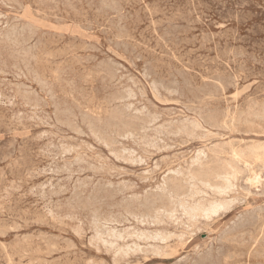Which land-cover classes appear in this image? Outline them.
Segmentation results:
<instances>
[{"label":"rangeland","instance_id":"obj_1","mask_svg":"<svg viewBox=\"0 0 264 264\" xmlns=\"http://www.w3.org/2000/svg\"><path fill=\"white\" fill-rule=\"evenodd\" d=\"M0 21H2V25L0 23V94L1 95H5V96H1L0 97V264H35V262H37L36 264H70L72 263L71 261H73L72 264H87L89 262V264H94L96 262V264H234L236 261V264H264V254H262L263 250H264V177L262 175H264V169L261 168V166H252L251 168L253 169L251 171L244 168L243 166H241V168H244V172L243 171V176L241 174L242 179H240L237 183V193L232 194V198H236L235 203L237 204V207L235 208L236 204L234 203L235 206H232L233 209L228 210V212H224L221 213L220 215L215 216L213 218V221L209 220L207 222L203 221L201 223L198 224L199 230L197 229L194 233H191L188 229L186 230V227L184 224H182L180 221H178L177 224H175L177 221H171V220H167L165 219V221H163L164 223H166L164 225V223L161 225H153V224H140L139 222L137 223V216L138 218H140L141 214L143 211L144 214H148V209H147V203L148 202H152L155 201V205L156 206H160L162 204H165L164 200L162 199V197L160 196V187L163 185V181H169V183H172V181L174 179H171V175L173 174L174 170H179L180 171V167L179 166H183L181 169L183 172L187 171L190 167H192V163L195 161L196 157L198 156V154L200 152H205L208 156V159L206 160V165H212L217 161V159H226L227 155L226 153L230 152L232 145L233 147H238V146H244L245 145H251L254 143H261L263 142L264 145V107L263 109L261 108V104L264 106V0H114V2L112 0H105L106 3H104V0H0ZM7 1L9 3H7ZM35 1V2H34ZM45 1V2H44ZM48 1V2H47ZM51 1V2H49ZM67 1V3L65 2ZM70 1V3L72 4V6L69 4L68 2ZM78 1V2H77ZM108 1V2H107ZM120 1V3H119ZM227 3H226V2ZM17 2V3H15ZM97 2V3H96ZM112 2V3H111ZM116 2V3H115ZM129 2V3H128ZM143 2V3H142ZM193 2V3H192ZM249 2V3H248ZM6 3V4H5ZM51 3V4H50ZM56 3V4H55ZM63 3V5H58V4ZM90 3V4H89ZM111 4L108 6V4ZM114 3V4H113ZM40 4V5H39ZM45 4V5H44ZM83 4V5H82ZM89 4V5H88ZM101 4H103L101 6ZM118 6H117V5ZM226 4V5H225ZM230 4V5H229ZM30 5V6H29ZM54 5V6H53ZM56 5H58V7H56ZM115 5V6H113ZM6 6V7H5ZM11 6V7H10ZM68 8H67V7ZM75 6V7H74ZM102 8H101V7ZM109 8H108V7ZM9 7V8H8ZM90 7V8H89ZM116 9H114V8ZM148 7V8H147ZM263 7V8H262ZM58 8V9H57ZM70 8V9H69ZM107 8V9H106ZM114 10H113V9ZM121 8V9H120ZM123 8V9H122ZM140 8V9H139ZM157 8V10H155ZM248 10H247V9ZM255 8V9H254ZM68 9V10H67ZM75 9V10H73ZM97 9V10H96ZM106 9V10H105ZM119 9V10H118ZM148 9V10H146ZM18 10V11H17ZM37 10V13H36ZM49 10V11H48ZM56 10V11H55ZM72 10V11H71ZM92 10V11H91ZM99 10V11H98ZM102 10V12H100ZM127 10V11H126ZM150 10V11H149ZM195 10V11H194ZM234 10V11H233ZM236 10V11H235ZM23 11V12H22ZM39 11V12H38ZM44 11V12H42ZM52 11V12H51ZM71 11V12H70ZM77 11V12H75ZM87 11V12H86ZM95 11V12H94ZM96 11H98V13H96ZM111 11V12H110ZM114 13H113V12ZM157 11V12H155ZM202 11V12H201ZM58 12H60L58 14ZM68 14H67V13ZM80 12V13H79ZM100 12V13H99ZM119 12V13H118ZM149 12V13H148ZM191 12V14H190ZM35 13V14H34ZM43 13V14H42ZM76 13V14H74ZM78 13V14H77ZM188 13V14H187ZM204 13V14H203ZM19 14V15H18ZM46 14V15H45ZM61 14V15H60ZM98 14V16H97ZM103 14V15H102ZM107 14V15H106ZM117 14V17H116ZM119 14V15H118ZM157 14V15H156ZM38 15V16H37ZM203 15V16H202ZM7 16V17H6ZM50 16V17H49ZM55 16V17H54ZM79 16V17H77ZM97 16V17H96ZM119 16V17H118ZM130 16V17H129ZM137 16V17H136ZM145 16V17H144ZM152 16V17H151ZM245 18H244V17ZM2 17V18H1ZM4 17V18H3ZM15 17V18H14ZM54 17V18H52ZM85 17V18H84ZM103 17V18H102ZM115 17V19H114ZM123 17V18H122ZM129 17V18H128ZM132 17V18H131ZM186 17V18H185ZM197 17V18H196ZM220 17V18H219ZM14 18V19H13ZM20 18V19H19ZM119 18V19H118ZM120 18L121 21H120ZM127 18V19H126ZM205 18V19H204ZM12 19V21H11ZM19 19V20H18ZM112 19L114 21H112ZM124 19V21H123ZM174 19V20H173ZM193 19V20H191ZM212 19V20H211ZM9 20V21H8ZM50 20V21H49ZM70 20V21H69ZM103 20V21H102ZM109 20V21H108ZM190 20V21H189ZM209 20V21H208ZM232 20V21H231ZM186 21V23H184ZM202 21V22H201ZM236 21V22H235ZM5 22V23H4ZM12 22V23H11ZM20 22V24H19ZM56 22V23H55ZM79 22V24H78ZM93 22V23H92ZM108 22V23H106ZM193 22V23H191ZM212 22V23H211ZM231 22V23H230ZM17 23V24H16ZM27 23V24H26ZM83 23V24H82ZM119 23V24H118ZM121 23V25H120ZM174 23V24H173ZM184 23V24H183ZM201 23V24H200ZM219 23H221L219 25ZM230 23V24H229ZM238 23V24H237ZM13 24L14 27L15 25H17L15 28H13ZM31 24V25H30ZM86 24V25H85ZM109 24V25H108ZM125 24V25H124ZM158 24V25H157ZM191 24V25H190ZM204 24V25H203ZM214 24V25H213ZM20 25V27H19ZM25 28H29V29H24L22 26ZM77 25V26H76ZM90 25V26H89ZM124 25V27H123ZM167 25V26H166ZM170 25V26H169ZM176 25L178 27H176ZM183 25V26H182ZM185 25L187 27H185ZM194 25V27H193ZM219 25V26H218ZM221 25H224L221 26ZM30 26V27H28ZM111 26V27H110ZM123 29H121L120 27ZM215 26V27H214ZM217 26V27H216ZM221 26V27H220ZM226 26V27H225ZM3 27V28H2ZM5 27V29H4ZM34 29H33V28ZM88 27V28H87ZM110 29H109V28ZM119 27V28H118ZM165 29H164V28ZM185 27V28H184ZM190 27V28H188ZM196 27V28H195ZM207 27V28H206ZM231 27V28H230ZM11 28V30H10ZM21 28V29H20ZM32 28V29H31ZM94 28V29H93ZM102 30H101V29ZM117 28V29H116ZM168 30H167V29ZM175 28V29H172ZM205 28V29H204ZM228 28V29H227ZM4 29V30H3ZM13 29L15 31H13ZM40 29V30H39ZM87 29V30H86ZM100 29V30H99ZM126 29L128 31H126ZM155 29V30H154ZM159 30L156 31V30ZM177 29V30H176ZM180 29V30H179ZM184 29V31H183ZM201 29V31H200ZM207 29V30H206ZM230 29V30H229ZM234 29V30H231ZM3 30V31H2ZM9 30V31H8ZM23 30V31H22ZM28 30V31H27ZM34 33V36H32L33 34H31L30 32ZM34 30V32H33ZM109 30V31H108ZM114 30V31H113ZM118 30V31H117ZM133 30V31H132ZM236 30V31H235ZM6 31L12 32V34H6ZM21 31V32H20ZM26 31V32H25ZM38 31V32H37ZM93 31V33H92ZM116 31V33H115ZM125 31V32H124ZM167 32L168 35H167ZM176 31V33L174 32ZM183 31V32H182ZM200 31V32H199ZM16 32V33H15ZM23 32H25L26 34H24ZM46 32V33H45ZM91 34H90V33ZM123 32V34H122ZM129 32V33H128ZM158 32V33H157ZM216 32V33H215ZM5 33V35L3 34ZM19 33V34H18ZM21 33V34H20ZM23 33V35H22ZM30 33V34H29ZM36 33V34H35ZM44 33V34H43ZM121 33V35H120ZM162 33V34H160ZM175 33V36H174ZM207 33V34H206ZM239 33V36L237 35ZM47 34V35H46ZM106 34V35H105ZM156 34V35H155ZM158 34V37H157ZM171 34V35H170ZM178 36H177V35ZM202 34V35H201ZM12 35V36H11ZM18 35V36H17ZM20 35V36H19ZM30 35V36H28ZM36 35V36H35ZM43 35V36H42ZM54 35V36H53ZM56 35V36H55ZM117 35V36H116ZM192 35V36H191ZM195 35V36H194ZM205 35V36H204ZM210 35V36H209ZM217 35V36H216ZM236 35V37H235ZM253 35V36H252ZM4 36V37H3ZM10 36V37H9ZM23 36V37H22ZM32 36V37H31ZM62 38H61V37ZM162 36V37H161ZM170 36V37H169ZM186 36V37H185ZM188 36V37H187ZM203 36V37H202ZM246 36V37H245ZM3 37V38H2ZM6 37V39H5ZM9 37V39H8ZM16 37V38H15ZM21 39L22 45H21V41H20V45H19V38ZM26 37V39H25ZM39 37V38H38ZM120 37V38H119ZM123 37V38H121ZM169 37V38H168ZM197 37V38H196ZM223 37V38H222ZM55 38V39H54ZM59 38V39H57ZM129 38V39H127ZM131 38V39H130ZM175 38V39H173ZM250 38V39H249ZM15 39V40H14ZM19 39V40H18ZM30 39V40H29ZM37 39H40L37 41ZM43 39V40H42ZM73 39V40H72ZM108 39H109V43H108ZM134 41H133V40ZM160 39V40H159ZM168 39V41H167ZM189 39V40H188ZM207 39V40H206ZM209 39V41H208ZM5 40L7 42H5ZM18 40V41H16ZM26 40V41H24ZM47 40V41H46ZM57 40V41H56ZM174 40V41H173ZM178 40V42L176 41ZM181 40V42L179 41ZM187 40V41H186ZM3 41V42H2ZM18 43L17 45H13L16 42ZM29 41V42H28ZM38 43H35V42ZM40 41H45L44 43L40 42ZM62 41V42H61ZM85 41V42H83ZM124 41V42H123ZM127 41V42H126ZM160 41V42H159ZM166 44H165V42ZM171 41V42H170ZM226 41V42H225ZM9 42V44H8ZM28 42V45H27ZM54 42V43H53ZM4 43H6L4 45ZM24 43V45H23ZM30 43V44H29ZM52 43V44H51ZM81 45H80V44ZM116 43V44H115ZM135 43V44H134ZM142 45H141V44ZM176 43V44H175ZM178 43V44H177ZM3 44V50L1 48V45ZM37 44V45H36ZM39 44V46H38ZM45 44V45H44ZM80 46H78V45ZM90 44V45H89ZM103 44V45H102ZM113 44V45H112ZM121 44V45H120ZM123 44V45H122ZM125 44V45H124ZM189 44V45H188ZM27 45V46H26ZM33 45V47H32ZM58 45V46H57ZM88 45V47H87ZM97 45V46H96ZM118 45V46H116ZM179 45V46H178ZM206 45V47H205ZM9 46L10 49L8 48ZM16 46V47H14ZM18 46V47H17ZM30 46V47H29ZM38 46V48H37ZM40 46H42L40 48ZM77 46V48H76ZM91 46V47H90ZM115 46V47H114ZM122 46V47H121ZM127 46H130V48H128ZM135 49H133L132 47ZM144 46V47H143ZM166 46V47H165ZM7 47V48H6ZM26 47V48H25ZM70 47L74 49L70 50ZM95 47V48H94ZM102 47V48H100ZM117 47V48H116ZM120 47V48H118ZM124 47H126L125 49H123ZM173 47V48H172ZM194 47V48H193ZM205 47V48H204ZM13 48V49H12ZM18 48V49H17ZM23 48V49H20ZM33 48V49H31ZM37 48V49H35ZM80 48V49H79ZM92 48V49H91ZM128 48V49H127ZM145 48V49H144ZM151 48V49H150ZM171 48V49H170ZM203 48V49H202ZM207 48V49H206ZM212 48V49H211ZM9 49V50H8ZM16 49V50H15ZM31 49V53L30 50ZM44 49V50H43ZM69 49V50H68ZM99 49V50H98ZM111 49V50H110ZM117 49V50H116ZM140 49V50H139ZM167 49V50H166ZM190 49V51H189ZM2 50V51H1ZM15 50V52H14ZM18 50V51H17ZM21 50V51H20ZM23 50H27V51H23ZM36 50V51H35ZM82 50V51H81ZM97 50V52H96ZM110 50V51H109ZM122 50V51H121ZM124 50V52H123ZM129 50V52H127ZM134 50V51H133ZM10 52V53H6V52ZM23 51V53H22ZM32 56L29 57L28 54ZM42 51V52H41ZM95 51V52H94ZM104 51V52H103ZM4 52V53H3ZM12 52V54L14 55V57H12V55H10ZM14 52V53H13ZM18 52V53H17ZM27 52V53H26ZM34 54H33V53ZM35 52H37L35 54ZM51 52V53H50ZM59 52V54H58ZM111 52V54H110ZM116 52V53H115ZM133 52V53H132ZM136 52V53H135ZM171 52V53H170ZM232 52V53H231ZM17 57H16V54ZM19 53L20 57H19ZM25 53V54H24ZM106 55H105V54ZM127 53V54H126ZM129 53V54H128ZM135 53V54H134ZM139 55H138V54ZM173 53V54H172ZM180 53V54H179ZM236 53V55H235ZM6 56H3L5 55ZM8 54V55H7ZM114 54V55H113ZM122 54V55H121ZM242 54V55H241ZM27 55V56H26ZM74 55V56H72ZM79 57H78V56ZM108 55V57H107ZM129 55V57H128ZM149 55V56H148ZM166 55V56H165ZM241 55V56H240ZM258 55V56H257ZM28 58H26V57ZM37 56V57H36ZM44 56V57H43ZM59 56V57H58ZM72 56V57H71ZM91 56V57H90ZM98 56V59H96V57ZM116 56L119 58H116ZM138 56V57H137ZM141 56L143 58H141ZM179 56V57H178ZM198 56V57H197ZM236 56V57H235ZM244 56V57H243ZM247 56V58H246ZM9 60H7V58ZM11 57V58H10ZM16 57V58H15ZM22 57V58H21ZM28 60H26L25 58ZM36 57V58H34ZM68 57V58H66ZM77 57V58H76ZM82 57V59H81ZM109 57L111 59H109ZM137 57V58H136ZM218 57V59H216ZM238 57V58H237ZM242 57V58H241ZM2 58V59H1ZM52 58V59H51ZM69 60L65 61L64 60ZM88 58V59H87ZM94 58V59H93ZM103 58V59H102ZM131 58V59H130ZM136 58V59H135ZM162 58V59H161ZM230 58V59H229ZM17 61H16V60ZM24 61H23V60ZM35 61H34V60ZM39 59V61L37 60ZM92 59V60H91ZM102 59V60H101ZM107 59V60H106ZM130 59V60H129ZM140 59V60H139ZM144 59V61H142ZM172 59V60H171ZM234 59V60H233ZM246 59V61H245ZM256 59V60H253ZM6 60V61H5ZM16 62L15 65L13 64L14 61ZM21 60V62H20ZM55 60V61H53ZM63 61V62H58V61ZM89 60V62H88ZM96 60V61H94ZM132 60V61H131ZM152 60L154 61V63L152 62ZM177 60V61H175ZM205 60V61H204ZM233 60V62H232ZM242 60V61H241ZM27 61V62H26ZM31 61V62H30ZM38 61V62H37ZM72 61V62H71ZM78 61V62H77ZM105 61V64H104ZM111 61V62H110ZM117 61V62H115ZM125 61V62H124ZM138 61V62H137ZM200 61V63H199ZM256 61V62H255ZM19 62V64L17 65V63ZM25 62V63H24ZM30 62V63H29ZM36 62V63H35ZM56 62V63H54ZM91 62V63H90ZM97 62V63H96ZM98 62L101 64H98ZM107 62V63H106ZM165 62V63H164ZM179 62V63H178ZM188 62V64H187ZM213 62L214 65L211 63ZM242 62V63H241ZM3 63V65H2ZM4 63H6L4 65ZM29 63V64H27ZM73 63V64H71ZM76 63V64H75ZM89 63V64H87ZM127 63V64H126ZM133 63V64H132ZM150 63V64H149ZM153 63V64H152ZM177 63V64H176ZM181 63V64H180ZM185 63L187 65H185ZM208 63V64H207ZM26 65V67L22 66V65ZM48 64V65H47ZM66 64V65H65ZM98 64V65H97ZM108 64V65H107ZM114 64V65H113ZM117 64V65H115ZM129 64V65H128ZM148 64V65H147ZM184 64V65H183ZM226 64V66H225ZM228 64V65H227ZM7 65V66H6ZM17 65V70H15V67ZM20 65V67H19ZM29 65V66H28ZM33 65V67H32ZM59 65H61L59 67ZM88 65V66H87ZM94 65V66H93ZM99 68H95L96 66ZM114 67H113V66ZM146 65V66H145ZM151 65V66H150ZM180 65V66H179ZM219 65V66H218ZM8 67V69L6 67ZM22 66V67H21ZM64 66V67H63ZM75 68V69H73ZM93 68H92V67ZM100 66L102 67L100 69ZM117 68H116V67ZM171 66V67H170ZM185 66V67H184ZM228 66V67H227ZM11 67V70L10 68ZM58 67V68H57ZM85 67V68H83ZM108 71H112L113 69L116 70L115 74H114V70L113 72H111V74L113 73V75L109 74L110 72ZM150 67V68H149ZM252 67V68H251ZM6 70H5V69ZM14 68V69H12ZM21 68H23V71H19ZM26 68V69H25ZM28 68V69H27ZM31 68V69H30ZM62 69V71L65 72H61L60 70ZM89 68H91L89 70ZM110 68V69H109ZM145 68V69H144ZM148 68V71H147ZM153 68V70H152ZM244 68V69H243ZM25 69V70H24ZM50 69V70H49ZM57 69V70H55ZM73 71H70V70ZM84 69V71H83ZM126 69V70H125ZM135 69V70H134ZM150 69V70H149ZM163 69V70H162ZM174 69V70H173ZM190 71H189V70ZM204 69V70H203ZM206 69V71H205ZM31 70V71H29ZM34 70V71H33ZM55 70V71H54ZM81 70V71H80ZM105 70V71H104ZM118 70V71H117ZM124 70V71H123ZM143 70V71H142ZM152 70V71H151ZM176 70V71H175ZM178 70V71H177ZM183 70V71H182ZM187 70V71H186ZM208 70V72H207ZM214 70H216L217 72H215ZM231 70V71H230ZM245 70V72H244ZM262 70V71H261ZM46 71V72H45ZM58 71V72H56ZM68 71V72H67ZM83 71V72H82ZM139 71V72H138ZM147 71V72H146ZM154 71V74H153ZM249 71V72H248ZM11 75L8 76L5 74ZM25 73V75L27 76L25 78V75H22ZM31 74L28 75L27 74ZM61 72V73H60ZM72 72V73H71ZM81 72V73H80ZM108 72V73H107ZM177 72V73H176ZM182 72V73H181ZM185 72V73H183ZM218 72H220L218 74ZM223 72V73H222ZM4 73V74H3ZM15 76H12L14 75ZM37 73V75L34 74ZM57 74H61L60 76L56 75ZM65 73V74H64ZM74 73V74H73ZM94 73V74H93ZM118 73V74H117ZM143 73V74H142ZM146 73V74H145ZM153 75H152V74ZM195 73V74H194ZM222 73V75H221ZM52 74V75H51ZM81 74V75H79ZM117 74V76H115ZM125 76L126 77H122ZM125 74V75H124ZM130 74V75H128ZM148 74V75H147ZM171 74V75H170ZM181 74V75H180ZM185 74V76H184ZM208 74V75H207ZM224 74V75H223ZM36 75V77H34ZM58 76V79H56V77ZM67 77H66V76ZM73 75V76H72ZM83 75V76H82ZM155 75V76H154ZM159 75V76H158ZM172 75H174L172 77ZM180 75V76H179ZM183 75V76H182ZM188 75V76H187ZM200 75V76H199ZM21 78H20V77ZM41 76V77H40ZM52 76V77H51ZM72 76V77H71ZM114 76V77H113ZM132 76V77H131ZM142 76V77H141ZM145 76V77H144ZM148 76V77H147ZM149 76L151 77V79L149 78ZM154 76V77H153ZM179 76V77H178ZM197 76V77H196ZM14 77V78H13ZM31 77V78H30ZM40 77V79H39ZM51 77V78H50ZM76 77V78H75ZM82 80H81V78ZM84 77V78H83ZM88 77V78H87ZM90 77V78H89ZM122 79H121V78ZM147 77V78H146ZM170 77V78H169ZM172 77V79H171ZM186 79H184V78ZM46 78V79H43ZM66 78L69 80H66ZM75 78V79H73ZM80 78V79H79ZM105 78V79H104ZM116 80H115V79ZM127 78L129 79L127 81ZM134 78V81H132ZM146 78V79H145ZM153 78V79H152ZM159 78V79H158ZM177 80H175V79ZM193 78V79H192ZM209 81H206V79ZM234 78V80H233ZM11 79V80H10ZM20 79V80H19ZM37 79V81L35 80ZM40 81H39V80ZM42 79V80H41ZM64 79V81H62ZM104 79V80H102ZM108 79V80H107ZM119 79V82L117 81ZM141 79V80H139ZM148 79V80H147ZM183 79V80H182ZM188 79V81H187ZM217 79V80H216ZM222 79L223 83H220L218 81ZM230 79V81H229ZM4 80V81H3ZM6 80H8V84L7 82H5ZM10 80V81H9ZM17 80V81H16ZM19 80V81H18ZM57 80V81H56ZM81 80V81H80ZM85 80L87 82H85ZM147 80V81H146ZM174 80V81H173ZM186 80V81H185ZM202 80V81H201ZM205 80V81H204ZM216 82H215V81ZM225 80V81H224ZM233 80V81H232ZM236 80V81H235ZM238 80V81H237ZM31 82L29 84V82ZM34 81V82H33ZM42 81V82H41ZM48 82L47 83L45 82ZM51 81V82H50ZM52 81L54 83H52ZM59 81V82H58ZM62 81V82H61ZM66 81V82H65ZM75 81V82H74ZM107 83L105 84L104 83ZM111 81H113L112 83H110ZM126 81V82H125ZM132 81V82H131ZM154 81L156 83V86L159 85V87H154ZM159 81V82H158ZM172 81V82H171ZM177 83H176V82ZM190 81V82H189ZM215 83H214V82ZM221 81V82H222ZM235 81V84H234ZM3 82V83H2ZM10 82V83H9ZM45 82V83H44ZM57 82V84L55 83ZM61 82V83H60ZM64 82V83H63ZM81 82V83H80ZM103 82V84H102ZM117 82V83H116ZM128 82V83H127ZM139 84H138V83ZM162 82V83H161ZM186 82V83H184ZM192 82V83H191ZM252 84H251V83ZM262 82V83H261ZM12 83V84H11ZM15 83V85H14ZM17 83V84H16ZM34 83V84H33ZM37 83V84H36ZM53 85H52V84ZM73 83V84H72ZM77 86H76V84ZM96 83V84H95ZM116 83V89H115V84ZM123 83V84H122ZM138 84L133 85V84ZM144 83V84H143ZM150 85V86H148ZM152 83H153V87H152ZM171 83V84H170ZM181 83V84H180ZM217 83V84H216ZM248 83V84H247ZM260 83V84H259ZM3 84V85H2ZM7 84V85H6ZM10 84V85H9ZM18 84H20L19 86H24L20 89V87L18 86ZM39 84V85H38ZM41 84V85H40ZM63 84V85H61ZM67 84H70L67 86ZM72 84V85H71ZM75 84V87H74ZM114 84V85H113ZM142 84V85H141ZM171 87H169L168 85ZM175 87H174V85ZM187 84V85H186ZM192 84V86L190 87V85ZM205 84V85H204ZM224 84V86H223ZM233 84L236 86H233ZM237 84V85H236ZM252 87H250V85ZM259 84V85H258ZM2 85V87H1ZM9 85V86H8ZM13 85V86H11ZM29 85V86H28ZM43 85H47V86H43ZM52 85V86H51ZM57 85V87H55ZM83 85V86H82ZM112 85V86H111ZM120 85V86H119ZM124 85V87H122ZM140 85V87H139ZM173 85V86H172ZM181 85V87H180ZM184 85V86H183ZM198 85V86H197ZM207 85V86H206ZM211 85V87L209 86ZM227 85V86H226ZM8 86V87H7ZM17 86V87H16ZM30 88L28 89L27 88ZM38 86V87H37ZM51 88H49V87ZM54 86V87H53ZM70 86V87H69ZM73 86V87H72ZM80 86V87H79ZM98 86V87H97ZM101 86V87H100ZM134 91H132L131 89ZM133 86V88H132ZM136 86V87H135ZM163 86V87H161ZM183 89H177L179 88ZM187 86V87H186ZM215 86V87H214ZM230 86H233L231 88H229ZM5 87V88H4ZM16 87V88H15ZM60 87H64V88H60ZM97 87V88H95ZM109 87V88H108ZM120 87V89H119ZM143 87V88H142ZM148 87V88H147ZM151 87V88H150ZM204 87V88H203ZM211 89H209V88ZM217 87V88H216ZM222 87V88H221ZM224 87V88H223ZM239 87V88H238ZM4 88V89H3ZM18 88L20 89V91L18 90ZM33 92H32V89ZM41 88H42V93H41ZM44 88V89H43ZM56 88H58V91L56 90ZM67 88V89H66ZM69 88V89H68ZM79 90H77V89ZM81 88V89H80ZM87 88V90H86ZM114 88V89H113ZM159 88H160V92H159ZM166 88V89H165ZM170 88V89H169ZM194 88V89H193ZM208 88V89H207ZM220 88V89H219ZM233 88V89H232ZM238 90H237V89ZM250 88V89H248ZM54 90V92L50 91V90ZM63 89V90H62ZM75 89V90H74ZM97 89V90H96ZM104 89V90H103ZM108 89V90H107ZM111 89V90H110ZM120 90V92H118L117 94V90ZM149 89V90H148ZM154 89V90H153ZM164 89V90H163ZM169 89V90H168ZM192 91H191V90ZM207 89V90H206ZM217 89V90H214ZM254 89V90H253ZM13 90V91H12ZM35 90V91H34ZM47 90V91H46ZM49 90V91H48ZM56 90V91H55ZM68 90V91H66ZM72 90V91H71ZM85 90V91H84ZM101 90V91H100ZM106 90V91H105ZM121 90H123L121 92ZM126 90L127 94L124 92ZM145 90V92H144ZM166 90V91H165ZM200 90V91H199ZM211 92L212 95L208 94ZM220 90V91H219ZM223 90V91H222ZM248 90V92L245 93V91ZM250 90V91H249ZM25 93H24V92ZM29 91V92H28ZM31 91V93H30ZM45 91V92H44ZM76 91V92H75ZM83 91V92H82ZM90 91V92H89ZM94 91V92H93ZM140 91V93H139ZM186 91V92H185ZM191 91V93H189ZM194 91V92H193ZM238 91V92H237ZM241 91L243 94H241ZM9 92V93H8ZM16 92H21L19 94H17ZM36 93V95L34 96L32 93ZM47 92V93H46ZM70 92V94H69ZM74 92V94H73ZM78 92V93H77ZM81 92V95H80ZM100 92V93H99ZM135 93L134 95H132V93ZM138 92V94H137ZM150 92V93H149ZM164 92V95L168 97H165L164 95L162 96ZM171 92V93H170ZM177 92V93H176ZM181 92V93H179ZM185 94H183V93ZM216 92V93H215ZM225 92V93H224ZM4 93V94H3ZM7 93V95H6ZM28 96L31 95V96ZM30 93V94H29ZM40 93V94H39ZM57 93V95H56ZM69 95H67V94ZM87 95H86V94ZM99 93V94H98ZM103 93V94H101ZM111 93L113 95H111ZM115 93V94H114ZM124 93V94H123ZM148 93V94H147ZM152 93V94H151ZM154 93V94H153ZM161 96H160V94ZM168 93V94H166ZM175 95H174V94ZM188 93V94H187ZM224 95H223V94ZM237 96H236V94ZM240 93V94H238ZM17 94V95H15ZM26 94V95H25ZM54 97H51V95ZM66 94V96H65ZM72 94V95H71ZM90 94V95H89ZM95 94V95H94ZM106 94V95H105ZM109 94V95H108ZM122 96H119V95ZM142 94V95H141ZM171 94V95H170ZM196 94V95H195ZM234 94V96H233ZM19 95V96H18ZM24 97H23V96ZM40 95V96H39ZM45 95V96H44ZM50 95V96H49ZM71 95V96H70ZM80 95V97H79ZM84 95V97H83ZM87 97H86V96ZM94 95V96H93ZM117 95V96H116ZM125 95V96H124ZM131 95V96H129ZM146 95V96H145ZM153 95H155V99L153 97ZM178 95V96H177ZM182 95V97H181ZM190 95V96H189ZM203 95V96H202ZM226 95V96H225ZM231 95V97H230ZM239 95H241L239 97ZM259 95V96H258ZM18 96V97H17ZM47 96V97H46ZM73 96V98H71ZM77 96V97H76ZM97 96V97H96ZM109 96V97H108ZM111 96V97H110ZM114 96L116 98H114ZM124 99V103L123 101L120 100ZM124 96V97H123ZM128 96V97H127ZM137 96V97H135ZM142 96V97H141ZM145 96V97H144ZM186 96V97H185ZM189 96V98H188ZM198 98H197V97ZM202 96V97H201ZM207 96H211V99H208L209 97ZM217 96V97H216ZM220 96V97H219ZM228 96L230 98H228ZM246 96V97H244ZM248 96V97H247ZM5 97V98H4ZM13 97H15L13 99ZM21 97V99L19 98ZM26 97V98H25ZM36 97V98H35ZM39 97V98H38ZM52 100H51V98ZM56 97V99H54ZM59 97V98H58ZM83 97V98H82ZM87 99H86V98ZM99 97V98H98ZM102 97V98H101ZM105 97V100L103 99ZM113 97V98H112ZM123 97V98H122ZM134 97V101H132L133 99L131 98ZM147 97V98H146ZM149 97V98H148ZM165 97V98H164ZM170 97V98H169ZM172 97V98H171ZM225 97V98H223ZM236 97V98H235ZM17 98V99H16ZM29 100V103L26 105L25 102L27 103V100ZM35 98V99H33ZM71 98V99H70ZM76 98V99H75ZM82 98V99H81ZM85 98V99H84ZM92 98V101H91ZM98 98V99H97ZM110 98V99H109ZM119 98V99H118ZM128 98L130 99L128 102ZM143 98V99H142ZM168 98V100H166ZM179 98V99H178ZM184 98V99H181ZM192 98V99H191ZM203 99L202 101H206V102H212V98L216 99L213 100L214 102H212V104L210 105V103H202L201 101L199 102V100ZM207 98V99H206ZM221 98V99H220ZM227 98V99H226ZM251 98V99H250ZM3 99V100H1ZM49 99L51 101H49ZM59 99V100H58ZM73 99V101H72ZM84 99V101H83ZM96 99V100H95ZM101 99V100H100ZM114 99V100H112ZM164 99V100H163ZM171 99V100H170ZM193 101V103L190 101ZM218 99V100H217ZM234 99V100H233ZM237 99V101H236ZM34 102H32V101ZM41 102H39V101ZM55 100V101H53ZM58 100V101H57ZM76 100V101H75ZM80 100V101H79ZM87 100V101H86ZM90 100V101H89ZM109 100V101H108ZM116 100V101H115ZM120 100V101H119ZM136 100V101H135ZM145 100V101H144ZM147 100V102H146ZM151 100V101H150ZM156 100H159L156 102ZM163 100V101H162ZM176 101L177 103H179L178 101H182L179 104L174 102ZM209 100V101H208ZM253 100V101H252ZM263 100V101H262ZM9 101V102H8ZM14 101V102H13ZM17 101V102H16ZM24 101V103H23ZM37 101V103H36ZM46 103H45V102ZM79 101V102H77ZM97 101H100L97 102ZM111 101V102H110ZM116 103H115V102ZM120 103H119V102ZM137 101H139L138 105ZM142 101V102H141ZM151 102L150 104H148L149 102ZM161 101V102H160ZM167 101V104L165 103ZM220 101V102H219ZM222 101V103H221ZM235 101V102H232ZM3 102V103H2ZM12 102V103H11ZM61 104H60V103ZM67 102V103H64ZM81 102V103H80ZM82 102L83 105H82ZM91 102V103H90ZM114 102V104H113ZM118 102V103H117ZM128 104H127V103ZM134 104H132V103ZM164 105H163V103ZM171 102H173L171 104ZM219 102V103H218ZM232 102V103H230ZM237 102V103H236ZM257 102H261L260 105ZM3 105H2V104ZM9 103V104H8ZM20 103V104H19ZM31 103V104H30ZM36 103V104H35ZM39 103V104H38ZM52 103V104H51ZM57 103V104H56ZM73 103V104H72ZM145 103V104H144ZM169 103V104H168ZM183 105H182V104ZM190 103V104H188ZM218 103V104H217ZM222 105H221V104ZM225 103V104H224ZM229 103V105H228ZM255 103V106L253 105ZM258 105H257V104ZM10 106H7V105ZM61 107H60V105ZM62 104L64 107H62ZM65 104V105H64ZM70 104V105H69ZM85 104V106H84ZM113 104V105H112ZM121 104V105H120ZM125 104V105H123ZM127 104V106H126ZM142 104V105H141ZM149 106H147V105ZM153 104V105H152ZM155 104V105H154ZM191 104H196V105H191ZM202 104V105H201ZM237 104V105H236ZM16 107H15V106ZM26 107H25V106ZM29 105V106H28ZM31 105V106H30ZM46 105V106H45ZM69 105V106H67ZM73 105V106H72ZM88 105V106H87ZM98 105V106H97ZM104 105V106H103ZM110 105V106H109ZM123 105V106H122ZM130 105V107L128 106ZM134 105V106H133ZM141 105V106H140ZM145 105V106H144ZM152 107H151V106ZM159 105V106H158ZM176 105V106H175ZM179 105V107L177 106ZM191 105V106H190ZM219 105V106H217ZM224 105V106H223ZM226 105V107H225ZM240 105V106H239ZM250 105V107H249ZM253 107H252V106ZM257 105V106H256ZM5 106V107H4ZM14 106V107H13ZM18 106V107H17ZM25 108H24V107ZM37 106V107H36ZM50 106V107H49ZM55 106V108H54ZM59 106V108L57 107ZM67 106V107H66ZM114 108H118L116 110H114L112 107ZM116 106V107H115ZM138 106V107H137ZM157 108H155V107ZM209 108H208V107ZM211 106V107H210ZM228 106V107H227ZM232 106V108H231ZM259 108H255L258 107ZM13 107V108H12ZM22 107V108H21ZM31 107V108H30ZM36 107V108H35ZM40 108L37 110V108ZM43 107V108H42ZM49 107V108H48ZM68 107L70 109H68ZM75 107L77 109H75ZM102 107V108H101ZM130 109H129V108ZM141 107V108H139ZM145 107L147 109H145ZM166 107V108H165ZM170 109H169V108ZM185 107V108H184ZM191 107V108H190ZM194 107V108H192ZM197 107V108H196ZM198 107L200 109H198ZM206 107V108H205ZM218 107V109L216 110V108ZM249 107V108H248ZM252 107V108H251ZM15 108V109H14ZM34 108V109H33ZM67 108V109H66ZM74 108V110H73ZM79 108V110H78ZM88 108V110L86 109ZM99 108V109H98ZM101 108V109H100ZM121 108V109H120ZM137 108V109H136ZM144 108V109H143ZM152 108V109H151ZM171 108H173L171 110ZM184 108V109H183ZM205 108V109H204ZM224 111H223V109ZM235 108H237L235 110ZM248 110H247V109ZM10 109V110H9ZM61 109V112L58 110ZM71 112H68L69 110H71ZM108 113H107V110ZM110 109V110H109ZM125 109V110H124ZM134 111H132V110ZM136 109V110H135ZM140 109V110H139ZM149 109V111H148ZM156 109V110H155ZM166 109V111H164ZM194 109V112L192 110ZM209 109V110H208ZM212 109V112L210 111ZM220 109V110H219ZM245 109L248 111H245ZM251 109V110H250ZM31 110V111H30ZM36 110V111H35ZM42 110V111H40ZM64 110V111H63ZM68 110V111H67ZM86 110V111H85ZM105 110V111H104ZM112 110V111H111ZM127 110V111H126ZM129 110V111H128ZM147 110V111H146ZM158 110V111H157ZM160 110V111H159ZM168 110H170L168 112ZM182 110V111H181ZM188 110V111H187ZM205 110V112H203ZM216 110V111H215ZM230 110V111H229ZM238 110V111H237ZM250 110V111H249ZM255 112H254V111ZM10 111V112H9ZM12 111V112H11ZM24 111V114H23ZM33 111V112H32ZM64 114H62V112H65ZM94 111V113H93ZM104 111V112H103ZM122 111V112H121ZM126 111V112H125ZM138 111V112H137ZM139 111H143V114H138ZM157 111V112H156ZM192 111V112H191ZM198 111V112H197ZM200 111H202L200 113ZM207 111L208 112V116H207ZM214 111V112H213ZM226 111V112H225ZM235 111V112H234ZM260 111V112H259ZM15 112V113H14ZM30 112V113H28ZM39 112L36 116V113ZM55 112V113H54ZM58 115H57V113ZM81 112L83 115H85V117H87V115L89 116V118H85L83 115V117L80 115ZM97 112V114H96ZM121 112V113H120ZM128 112V113H127ZM132 112V113H131ZM136 112V113H135ZM150 112V113H148ZM175 112V114H174ZM179 112V113H178ZM196 112V113H195ZM234 112V113H232ZM237 112V113H236ZM245 115H243L242 114ZM250 112H251V116H250ZM263 112V113H262ZM20 113V114H18ZM34 113V114H32ZM41 113V114H40ZM46 113V114H45ZM53 113V114H52ZM67 113H70V115H68ZM101 113V115H100ZM105 113V114H103ZM107 113V114H106ZM125 113V114H124ZM134 116H132L131 114ZM135 113V114H134ZM152 113V115H151ZM159 113L161 115H159ZM187 113V114H186ZM195 113V114H194ZM229 113V115H228ZM249 113V116H248ZM254 113L256 114V116L258 115V117H260L261 115H263V117H261V120H259L260 118L256 119V116L254 117V119L250 118L253 117ZM16 114V116H15ZM18 114V115H17ZM28 114V117H27ZM44 114V116H43ZM48 114V115H47ZM51 114V115H49ZM60 114V115H59ZM75 115V116H72ZM79 114V115H78ZM112 116H111V115ZM120 114V115H119ZM122 114V115H121ZM125 116H124V115ZM150 114V115H149ZM156 114V116H155ZM158 114V115H157ZM164 114V115H163ZM191 114V115H190ZM204 114V115H203ZM206 114V115H205ZM242 114V115H241ZM31 115V117H30ZM36 117H34V116ZM40 115V116H39ZM58 117H57V116ZM62 115V116H61ZM67 115V116H66ZM114 115V116H113ZM116 115V117H115ZM127 115V116H126ZM130 115V116H128ZM142 115V117H141ZM146 115V116H144ZM174 115V116H173ZM176 115V116H175ZM179 115V116H178ZM181 115V116H180ZM183 115V116H182ZM200 115L202 117H200ZM211 118H208V117ZM234 115V117H236V119L232 116ZM23 116V117H22ZM61 116V117H59ZM114 118H111V117ZM152 116V117H151ZM168 116V117H167ZM170 116V117H169ZM242 116V117H241ZM244 116V117H243ZM17 117L20 120H17ZM27 117V118H26ZM34 117V118H33ZM37 117L39 119H37ZM42 117V119H41ZM46 117V120H45ZM76 117V118H75ZM81 117V119H80ZM122 117V118H120ZM125 117V119L123 118ZM130 117H132L130 120H128ZM137 118L136 119L134 118ZM141 117V118H140ZM144 117V118H143ZM154 117V118H153ZM174 119H173V118ZM179 120L181 122L182 120V124L179 123ZM182 117V118H180ZM228 117V118H227ZM22 118L24 119L22 121ZM32 120H29V119ZM48 118V119H47ZM54 118V119H53ZM57 120H56V119ZM85 118V119H84ZM95 120H93V119ZM112 120H110V119ZM117 118V119H115ZM119 118V119H118ZM156 118V119H155ZM158 118V119H157ZM185 118V119H184ZM188 118H190L188 120ZM199 118V119H198ZM200 118H203L200 120ZM215 122L214 121V119ZM240 122H239V119ZM244 118H247L246 120ZM250 118V119H249ZM68 119V121L66 120ZM88 119V121H87ZM100 119V120H99ZM104 119L106 121H104ZM115 119V120H114ZM122 119V120H121ZM132 119L134 120V122L132 121ZM141 119V120H140ZM145 119V120H144ZM147 119H149L147 121ZM153 121L151 122L150 121ZM167 119V120H166ZM188 121H187V120ZM196 119V120H195ZM208 119H211L208 121ZM227 119V120H226ZM232 119V120H231ZM235 121H234V120ZM238 119V120H237ZM256 119V120H255ZM7 120V121H6ZM16 120V122H15ZM27 120V122H26ZM36 120V121H33ZM38 120V121H37ZM42 120V121H39ZM44 120V121H43ZM52 120V121H50ZM73 120V121H72ZM81 120H85L84 122L86 124H83L84 122ZM114 123H111L113 122ZM117 120V121H116ZM121 120L120 124L119 121ZM126 120V122H124ZM131 121V122H127ZM144 120V121H143ZM165 120V121H164ZM172 122H169L171 121ZM191 120V121H190ZM193 122L194 124H198L201 126L200 128H198L199 130L195 129V132L192 134H186L181 132V134L177 133V129L179 130L180 125L183 126V122L185 123L184 125H190L192 126ZM209 124L205 125V122ZM225 120V121H224ZM13 121V122H12ZM50 121V122H49ZM62 121V122H59ZM96 121V122H94ZM102 121V123H101ZM110 121V122H108ZM155 121V122H154ZM167 121V122H166ZM174 121V122H173ZM234 121V123H232ZM260 121V122H259ZM10 122V123H9ZM19 122L21 123V125L19 124ZM30 122V123H29ZM33 122V123H32ZM36 122V123H35ZM43 122V125H41L40 123ZM46 122V123H45ZM57 122V123H56ZM69 124H67V123ZM76 122V123H75ZM92 122V124L90 123ZM94 122V123H93ZM99 122V126L98 125ZM122 126L124 123V126ZM146 122H149L146 123ZM169 122V123H168ZM187 122V124H186ZM191 122V123H190ZM213 122V124H212ZM218 122V124H217ZM230 122V123H229ZM239 122V123H238ZM246 122V124L244 123ZM62 123V124H61ZM64 123L66 125H64ZM72 123V124H71ZM104 123V124H103ZM106 123V124H105ZM131 123V124H130ZM135 123V124H134ZM137 123V124H136ZM166 123V124H165ZM168 123V124H167ZM171 123V124H170ZM216 125H215V124ZM227 123V124H226ZM232 123V125H231ZM235 123H238L235 124ZM244 123V125H243ZM249 123V124H248ZM262 123V124H261ZM10 124V125H9ZM46 124H50L48 126H46ZM59 124V126H58ZM75 124V125H74ZM83 126H82V125ZM89 124V125H87ZM112 124L111 128L109 125ZM113 124L115 126H113ZM118 124V125H117ZM132 124H134V126H132ZM144 124V126H143ZM159 126H158V125ZM175 124V125H172ZM178 126H177V125ZM192 124V125H191ZM224 124V125H223ZM253 126H252V125ZM18 125V126H17ZM63 125V127H62ZM76 127H74V126ZM86 125V126H85ZM108 125V126H107ZM136 125V126H135ZM143 126V127H140ZM150 125V126H149ZM165 125V126H164ZM168 125V126H167ZM170 125V127H169ZM172 125V126H171ZM213 125V127H212ZM220 125V127H219ZM258 125V127H257ZM11 126V127H10ZM24 126V127H23ZM40 128H38V127ZM56 126V127H55ZM68 126H70L71 128H69ZM96 126V127H95ZM105 127H108L106 129H104ZM118 126V128L116 127ZM147 128H146V127ZM158 126V127H156ZM161 126V127H160ZM164 126V128L162 127ZM176 126V128H175ZM207 126V127H206ZM215 126V127H214ZM216 126L217 129H216ZM228 127L227 129H225L226 127ZM229 126H232L229 128ZM238 126V127H237ZM18 127V128H17ZM32 127V128H30ZM52 129H50V128ZM55 127V128H54ZM60 127V128H59ZM74 127V128H73ZM91 127V129H90ZM116 129L114 131V129ZM137 127H140L137 128ZM155 127V128H154ZM174 127V128H173ZM222 128L219 129V128ZM261 127V128H260ZM24 128V129H22ZM63 128V129H62ZM69 128V130H68ZM94 128V129H93ZM95 128H97V130H95ZM99 128V129H98ZM127 128V129H125ZM144 128V129H141ZM152 128V129H150ZM167 128V129H166ZM211 128H213L214 130H212ZM231 128H235L234 130ZM263 128V129H262ZM15 129V130H13ZM61 132H59L58 130ZM62 129V130H61ZM81 129L82 132H81ZM89 129V130H88ZM108 129H110L109 131H111V133L108 131ZM125 129V130H124ZM147 129V130H146ZM149 129V130H148ZM154 129V130H153ZM157 131H156V130ZM162 129V130H161ZM165 131H164V130ZM203 129V130H201ZM206 129V130H204ZM231 129V131H230ZM43 130V132H41ZM47 130V131H46ZM71 130V131H70ZM77 130V131H76ZM96 131L95 134L92 131ZM99 130V131H98ZM133 130V131H132ZM134 130L140 131L135 133ZM201 130V131H200ZM220 130V131H219ZM229 130V131H228ZM233 130V132H232ZM262 130V131H261ZM18 131V132H17ZM40 133H39V132ZM58 131V132H57ZM91 131V132H90ZM101 131V132H100ZM125 131V133H124ZM128 131V132H126ZM144 131V133H142ZM147 131V132H146ZM150 134H148L149 132ZM154 131V133H153ZM156 131V132H155ZM168 131V132H167ZM172 131V132H171ZM210 131V132H209ZM225 131V132H224ZM237 131V132H236ZM49 132L50 135H49ZM67 132V133H66ZM69 132V133H68ZM77 132V133H76ZM80 132V133H79ZM109 132V134H107ZM130 132V133H129ZM133 132V134H132ZM157 132H158V136H157ZM163 132V133H161ZM171 136H170V133ZM206 132V134H205ZM236 132V133H235ZM240 132V133H238ZM39 133V134H38ZM45 133V134H44ZM56 133V134H55ZM60 133V134H59ZM76 133V134H75ZM79 133V134H78ZM140 133V134H139ZM148 136H153L152 138H148L146 137ZM153 133V134H152ZM156 133V134H155ZM160 133V134H159ZM167 133V134H166ZM174 133V134H173ZM203 135H202V134ZM216 133H218L217 135H215ZM244 133V134H243ZM248 133V134H246ZM250 133V134H249ZM252 133V134H251ZM41 134V135H40ZM44 134V135H43ZM55 135H57V138H54ZM83 134H85V136H83ZM100 134V135H99ZM102 134V135H101ZM107 137H105L104 135ZM116 134V136H115ZM122 136H121V135ZM130 134V135H129ZM139 134V135H138ZM144 134V135H142ZM163 134V135H162ZM173 134V135H172ZM185 136H183V135ZM211 134V135H209ZM213 134V135H212ZM222 136H221V135ZM225 134V135H224ZM256 134V136H255ZM48 135V136H47ZM52 135V137H51ZM81 135V136H78ZM88 135V137H87ZM90 135V136H89ZM106 142L110 140L109 144L107 145L106 142L95 138L98 137ZM118 135V136H117ZM134 138H133V136ZM138 135V136H137ZM166 135V136H165ZM169 135V136H168ZM205 135V136H204ZM207 135V137H206ZM245 135V136H244ZM262 135V136H261ZM33 136V137H32ZM35 136V138H34ZM38 136H39V140H38ZM42 138H41V137ZM45 136V137H44ZM60 136V137H58ZM67 139L64 141L63 139ZM66 136V137H65ZM70 136V137H69ZM102 136V137H101ZM120 136V137H119ZM126 136V138H125ZM130 136V138H129ZM132 136V138H131ZM136 136V137H135ZM157 136V137H156ZM160 136V137H159ZM165 136V137H164ZM204 138H202V137ZM216 136L217 138L213 137ZM259 136V137H258ZM74 139H73V138ZM88 139H87V138ZM93 137V138H92ZM106 140H105V138ZM111 137V138H109ZM115 137V139H113ZM119 137V139H118ZM123 137V138H122ZM142 137V138H141ZM168 137V138H167ZM173 137V138H172ZM177 137V138H176ZM182 137V138H180ZM194 137V138H192ZM198 137V138H197ZM208 137L210 139H208ZM34 138V139H33ZM41 138V139H40ZM46 138V139H45ZM73 140H72V139ZM76 138V139H75ZM95 138V139H94ZM138 138V139H137ZM141 138V139H140ZM150 139V141L147 140ZM157 138V139H156ZM166 138V139H165ZM170 138V139H169ZM179 138V139H178ZM201 138V139H200ZM63 139V140H62ZM81 139V140H80ZM108 139V140H107ZM146 139V140H144ZM161 141H159V140ZM186 139V140H185ZM195 139V141H194ZM221 139V140H220ZM234 141H233V140ZM240 141H238V140ZM42 140V141H41ZM44 140V141H43ZM51 140V142H50ZM62 143H64L62 145V143H60L61 141ZM71 140V142H70ZM75 140V141H74ZM83 140V141H82ZM100 140V141H99ZM116 142H115V141ZM129 140V141H128ZM131 140V141H130ZM132 140L134 141V143H132ZM141 140V142H140ZM156 140V141H154ZM166 140V141H164ZM177 140V141H176ZM199 140V141H198ZM206 140V141H204ZM213 140V141H212ZM231 140V141H230ZM26 141V142H25ZM35 141V142H34ZM40 141V142H39ZM52 141L54 142V145L52 144ZM59 141V143H57ZM86 141V142H85ZM97 141V143H96ZM142 141L144 143H142ZM147 141V142H146ZM154 143H153V142ZM173 141V142H172ZM176 141V142H175ZM180 141V142H178ZM183 141V142H182ZM186 143H185V142ZM228 141V142H227ZM230 141V142H229ZM236 141V142H235ZM247 141V142H246ZM254 141V142H252ZM47 142H49V144H47ZM70 142V143H68ZM88 142V144H87ZM99 142V143H98ZM103 142V144L101 143ZM115 144H114V143ZM120 142V143H119ZM122 142V143H121ZM160 142V143H159ZM165 144H164V143ZM169 142V143H168ZM190 142V143H189ZM195 142V143H194ZM216 142V144H215ZM221 142V144H220ZM56 143V145H55ZM82 146H81V144ZM86 143V144H84ZM90 143V144H89ZM120 144V146L117 144ZM149 143V144H148ZM152 143V144H150ZM182 143V144H181ZM204 143V144H203ZM230 143V144H229ZM235 143V144H233ZM241 145H240V144ZM243 143V144H242ZM258 143V144H259ZM52 147H50L51 145ZM79 146H78V145ZM100 144V145H99ZM112 144V145H111ZM124 144V145H123ZM128 144V145H126ZM136 144H141L139 146H137ZM143 144V146H142ZM159 144V145H158ZM163 144V145H161ZM181 144V145H180ZM224 144V145H223ZM229 146H228V145ZM69 145V146H67ZM91 145V146H90ZM102 145V146H101ZM106 145V146H105ZM145 145V146H144ZM151 145V146H149ZM166 149H165V147ZM172 145V146H171ZM209 145L210 148L208 147ZM221 145V146H220ZM227 145V146H226ZM41 146V148H40ZM43 146V147H42ZM65 146V147H63ZM89 146V147H88ZM108 146V150L105 149ZM126 146V149H125ZM140 146L144 147V151L142 149V147L140 148ZM149 148H148V147ZM162 148H161V147ZM181 146V147H180ZM222 146L224 147L223 151ZM23 147V148H22ZM59 147V149H58ZM86 147V149H85ZM92 147V148H91ZM95 147V148H93ZM110 147V148H109ZM132 147V150L131 148ZM136 147V148H135ZM153 147V149H152ZM157 147H159V149L164 150H158ZM172 147V148H171ZM183 147V148H182ZM208 149V152H206L207 150L204 149ZM216 147V148H214ZM220 150H219V148ZM227 147V148H225ZM51 148V149H49ZM65 148V151H64ZM78 148V149H77ZM82 148V149H81ZM88 148V149H87ZM113 148V149H112ZM123 148V149H122ZM128 148V149H127ZM134 148V149H133ZM139 148V149H138ZM230 148V150H229ZM13 149L14 153H13ZM53 149V151H52ZM57 151H56V150ZM66 149H68L67 151L70 152V154L68 152H66ZM69 149H71L69 151ZM73 149V150H72ZM75 149V152L77 153V155L75 154V152H73ZM86 151H85V150ZM91 149H95V150H91ZM121 149V150H120ZM130 149V150H129ZM148 149V150H147ZM152 149V151H151ZM171 149V150H170ZM191 149V150H190ZM199 149V150H198ZM216 149V150H215ZM227 149V150H226ZM37 150V151H36ZM63 150V151H62ZM78 152H77V151ZM84 150V152H83ZM89 150V151H88ZM110 150V152H108ZM127 152V150L129 151V153L127 152V154H125L124 152ZM137 150V151H136ZM186 150L188 151V153L186 152ZM198 150V151H197ZM204 150V151H203ZM216 151V153H218L216 155L215 152L212 151ZM226 150V151H225ZM16 151V152H15ZM21 151V152H20ZM41 153H40V152ZM48 151V152H47ZM52 151V152H51ZM82 151V152H81ZM93 151V152H92ZM102 151V153H101ZM113 151V153H112ZM122 153H120V152ZM146 151V152H145ZM160 153H157V152ZM194 151V152H193ZM11 152V153H10ZM34 152V153H33ZM65 152V153H64ZM81 152V153H79ZM89 152V153H88ZM98 152V153H97ZM117 152H119L117 154ZM132 152H134L132 154ZM137 152V153H136ZM144 152V153H142ZM150 152V153H149ZM155 152V153H154ZM193 152V153H192ZM198 152V154H197ZM210 152V153H209ZM212 152V155H211ZM226 152V153H225ZM13 153V154H12ZM57 153V154H56ZM87 153V154H86ZM115 153L117 155H115ZM154 153V155L152 156V154ZM176 153V154H175ZM179 153V154H178ZM191 153V154H190ZM195 153V154H194ZM214 153V154H213ZM222 153V154H220ZM225 153V154H224ZM21 154V155H20ZM27 154V155H26ZM43 154L44 157H43ZM49 156H48V155ZM65 154V155H64ZM69 156H68V155ZM82 156H79V155ZM97 154V155H96ZM102 154V155H101ZM125 154V155H124ZM132 154V155H131ZM134 154H136L135 156H133ZM141 154V155H140ZM148 154V155H147ZM157 154V155H155ZM178 154V155H177ZM188 154V155H187ZM12 155V156H11ZM38 155V157H37ZM60 155V156H59ZM64 155V156H63ZM99 155V157H98ZM106 155V156H105ZM112 155V156H111ZM121 157H119V156ZM130 155V156H129ZM139 155V156H138ZM145 157H144V156ZM172 155V156H171ZM180 155H183L180 156ZM194 155V156H193ZM197 155V156H196ZM214 155L216 157H214ZM222 155V156H221ZM224 155V156H223ZM16 156V157H14ZM59 156V157H58ZM88 158L86 159L85 158ZM101 156V157H100ZM113 156L115 158H121V159H115L113 158ZM117 156V157H116ZM125 156H127V160L130 163H126L125 162ZM129 156V157H128ZM140 156L141 160L145 161L144 164L141 163L143 161L140 160ZM149 156V157H148ZM193 156V157H192ZM196 156V157H195ZM10 157V158H9ZM52 157V158H51ZM58 159H56V158ZM75 157V158H74ZM78 157V158H77ZM84 157V158H83ZM92 157V159H91ZM124 157V158H123ZM131 157V158H130ZM144 157V158H143ZM152 157V158H151ZM169 157V158H168ZM173 157V159H172ZM174 157H176L174 159ZM185 157V158H184ZM192 157V158H191ZM212 157V159H211ZM12 158V159H11ZM16 158V159H15ZM22 158V159H21ZM65 158V159H64ZM69 158V159H68ZM81 162L84 164H80V160ZM97 158V159H96ZM106 159V160H101V159ZM109 158V159H108ZM133 158V159H132ZM143 158V159H142ZM147 158V159H146ZM158 158V159H157ZM164 158V159H163ZM193 158H195L194 160H192ZM210 158V159H209ZM25 159V160H24ZM53 159V160H52ZM60 159V160H59ZM62 159V160H61ZM78 159V160H77ZM84 159V160H83ZM94 159V160H93ZM112 159V160H111ZM124 159V160H123ZM130 159V161H129ZM139 159V160H138ZM145 159V160H144ZM184 159L187 160L185 161L184 164ZM6 160V162H5ZM55 160V162H53ZM67 160V161H65ZM70 160V161H69ZM75 160V161H74ZM98 160L100 162H98ZM119 160V161H116ZM134 160V161H132ZM137 160V161H136ZM166 160V161H163ZM174 162H173V161ZM177 160H181L180 162ZM192 160V161H191ZM20 161V162H19ZM60 161V162H59ZM84 161V162H83ZM87 161V162H86ZM95 161V163H94ZM103 163H102V162ZM106 161V162H104ZM116 161V162H115ZM122 163H121V162ZM134 163L135 161V165L132 163ZM150 161V162H149ZM156 161V162H155ZM162 161V163H161ZM172 161V162H169ZM12 162V163H11ZM62 162V163H61ZM64 162V163H63ZM69 162V163H68ZM71 162V163H70ZM86 162V163H85ZM89 162V163H88ZM147 162V163H146ZM155 164H154V163ZM157 162H159V164L157 165ZM167 162V163H166ZM178 162V163H177ZM10 163V164H9ZM14 163V164H13ZM53 163V164H52ZM59 163V164H58ZM73 163V164H72ZM88 163V165H87ZM132 163V164H131ZM139 163V164H138ZM173 165L174 163V167L172 168L170 164ZM173 163V164H172ZM9 164V165H8ZM47 164V165H46ZM56 164V165H55ZM62 164V165H60ZM71 164V165H70ZM79 164V165H78ZM104 166H102V165ZM108 164V165H107ZM110 164V165H109ZM138 164V165H137ZM141 164V165H140ZM165 164V165H164ZM167 164V166H166ZM179 164V165H178ZM181 164V165H180ZM192 164V165H191ZM11 165V166H10ZM82 165V166H81ZM94 165H96L94 167ZM99 165V167H98ZM146 165V166H145ZM155 165V167H154ZM162 165V166H161ZM185 165V166H184ZM15 166V167H14ZM43 166V168H42ZM47 166V167H46ZM63 166V167H62ZM77 166V167H76ZM88 166V167H87ZM111 166V168H110ZM124 166V167H123ZM132 166V167H131ZM140 166V167H139ZM157 166V167H156ZM55 167V168H54ZM57 167V168H56ZM73 167V169H72ZM81 167V168H80ZM104 167H109V168H104ZM116 167V169L114 168ZM147 167V168H144ZM161 167V168H160ZM171 167V168H170ZM3 168V169H2ZM36 168V169H33ZM49 168V170H48ZM51 168V169H50ZM63 168V170H62ZM68 168V169H65ZM76 168V170H75ZM77 168L79 171H77ZM84 168V169H83ZM87 168V169H85ZM91 168H93L94 170H92ZM96 168V169H95ZM99 168V169H98ZM102 168V169H101ZM113 168V169H112ZM119 168V169H118ZM121 168V169H120ZM128 170L126 173L124 172L125 170ZM159 168V169H158ZM176 168V169H175ZM188 168V169H187ZM261 168V169H260ZM28 169V170H27ZM43 169V170H42ZM60 169V170H59ZM81 169V170H80ZM105 169V170H104ZM106 169L108 172H106ZM110 169V170H109ZM118 169V170H117ZM149 169V172H148ZM168 169V170H167ZM34 170V171H33ZM47 171L46 173L44 172ZM71 170V171H69ZM74 170V171H73ZM87 170V171H85ZM91 170V171H90ZM97 170V171H96ZM116 173H118L117 175H115V171ZM123 170V172H122ZM145 172H144V171ZM152 170V171H151ZM157 172H156V171ZM162 170V172H161ZM185 170V171H184ZM260 170V171H259ZM5 171V172H4ZM61 172L60 174H58L59 172ZM90 173H89V172ZM113 174H112V172ZM118 171V172H117ZM136 171V172H135ZM32 172H37V173H32ZM40 172V173H39ZM53 172V173H52ZM57 172V173H56ZM72 172V173H71ZM76 172V174H75ZM79 172V173H78ZM92 172V173H91ZM96 172V173H95ZM98 172H100L101 174H99ZM106 172V174L104 173ZM111 172V173H110ZM122 172V173H121ZM135 173V174H132ZM141 172V173H140ZM147 172V173H146ZM153 172V173H152ZM169 172V174L167 175V173ZM254 172H257L260 177H261V182L260 184H251L248 180L249 178L253 175ZM18 173V174H17ZM44 173V174H43ZM47 173H51V174H47ZM83 175H81V174ZM85 173V174H84ZM94 173V174H93ZM104 175H103V174ZM130 173V175H129ZM249 173V174H248ZM4 174V175H3ZM22 174V175H21ZM33 174V175H32ZM37 174V175H36ZM41 174V175H40ZM55 174V175H54ZM62 174V175H61ZM65 174V175H64ZM80 174V175H79ZM112 174V176H111ZM127 176H126V175ZM139 174V175H138ZM144 174V175H143ZM149 174L151 176H149ZM245 174V175H244ZM247 174V175H246ZM4 177H2V176ZM26 175V176H25ZM31 175V177L29 176ZM46 175V176H45ZM60 177H59V176ZM71 175V176H70ZM98 175V176H97ZM100 175L102 176L100 178ZM115 175V177H114ZM121 175V177H120ZM125 175V176H124ZM134 175V176H133ZM138 175V176H137ZM154 175V176H153ZM160 175V176H158ZM162 175V176H161ZM40 176V177H39ZM45 176V177H44ZM67 176V177H66ZM84 176V177H83ZM88 176V177H87ZM93 176V177H91ZM108 176V180L107 177ZM110 176V177H109ZM142 176V177H140ZM148 179H146L147 177ZM153 176V177H152ZM164 176V177H163ZM39 177V178H37ZM44 177V178H43ZM62 177V178H61ZM70 177V178H69ZM72 177V178H71ZM76 177V178H75ZM105 179H104V178ZM112 177V178H111ZM120 177V178H119ZM134 177V178H133ZM156 177V178H154ZM159 177V178H158ZM170 177V179H169ZM2 178V179H1ZM51 178V179H50ZM57 180H56V179ZM67 178V179H66ZM82 178L80 180L81 183H79V179ZM85 178V179H84ZM97 178V180H96ZM100 180H99V179ZM103 178V179H102ZM115 178V179H114ZM117 178V179H116ZM130 178V183L129 181H127ZM153 178V180H152ZM168 178V179H167ZM247 178V179H246ZM48 179V180H47ZM65 179V180H63ZM93 180V184L91 180ZM111 179V180H109ZM143 182H142V180ZM160 182H159V180ZM166 179V180H165ZM31 180V181H30ZM52 180V181H51ZM55 181V183L53 184V182ZM62 180V181H61ZM76 180V181H75ZM85 180V184L83 183V181ZM122 182H121V181ZM149 180V181H148ZM14 181V182H13ZM19 181V182H18ZM42 181V182H41ZM61 181V182H60ZM64 181V182H63ZM78 181V182H77ZM95 181V182H94ZM109 181V182H108ZM119 181V182H118ZM124 181V184H123ZM127 181V182H126ZM140 181V182H139ZM147 181V183H146ZM151 181V182H150ZM158 181V182H157ZM18 182V183H17ZM22 182V183H21ZM59 182V183H58ZM88 182V183H87ZM99 182V183H98ZM104 182H106V184H104ZM117 184H114V183ZM163 182V183H162ZM20 183V184H19ZM43 183V184H42ZM52 183V184H51ZM68 183V184H67ZM70 183V184H69ZM83 183V184H82ZM98 183V184H97ZM103 183V184H102ZM128 183V185H126ZM140 183V184H139ZM158 183V185H157ZM28 184V185H27ZM39 184V185H38ZM60 184V185H59ZM67 186H66V185ZM76 184V185H75ZM97 184V185H96ZM121 184V186H119ZM132 184V185H131ZM150 184V185H148ZM14 185V186H13ZM37 185V186H36ZM44 185V186H43ZM47 185V186H46ZM51 185V186H50ZM71 185V186H70ZM73 185H75L76 187H74ZM89 188V192L86 191V189ZM94 185V186H93ZM114 185V186H113ZM123 185V186H122ZM130 185V186H129ZM135 185V186H134ZM153 185V186H152ZM240 185V186H239ZM243 185V186H242ZM258 185V187H257ZM11 186V187H10ZM17 186V187H16ZM39 186V188H38ZM57 186V187H55ZM70 186V187H69ZM80 186V187H79ZM83 186V187H82ZM97 186V187H96ZM104 186V187H103ZM111 189H108L109 187ZM116 186V189H115ZM127 186V187H126ZM155 186V187H154ZM158 186V187H157ZM249 186V187H248ZM251 186V187H250ZM256 186V187H255ZM13 187V188H12ZM19 187V189H18ZM30 187V188H29ZM32 187V188H31ZM53 187V188H52ZM66 187V189H65ZM87 187V188H86ZM121 187V189H120ZM142 187V189H141ZM152 191H151V188ZM240 187V188H239ZM242 187V188H241ZM12 188V189H11ZM42 188V189H41ZM47 188V189H46ZM55 188V189H54ZM72 188V189H71ZM80 188V189H79ZM96 190H95V189ZM105 188V189H104ZM129 188V189H127ZM147 190H145V189ZM158 188V189H156ZM239 188V189H238ZM9 192L10 195H8V193H6V191ZM15 189V190H13ZM22 189V190H21ZM45 189V190H43ZM52 189V191H51ZM57 189V190H56ZM68 189V190H67ZM70 189V190H69ZM77 191H75V190ZM79 189V190H78ZM82 189V190H81ZM85 191H84V190ZM126 189L128 191H126ZM150 189V190H148ZM155 189V190H154ZM243 189V191H242ZM246 189V190H244ZM255 189V191H254ZM4 190V191H3ZM10 190V191H8ZM18 190V191H16ZM30 190V193L29 191ZM35 190V191H34ZM38 190V191H37ZM41 190V191H40ZM63 190V191H62ZM65 190V191H64ZM130 190V191H129ZM142 190V191H141ZM239 190V191H238ZM13 191V192H12ZM40 191V192H39ZM47 191V192H46ZM51 191V192H50ZM60 191V192H59ZM69 191V192H68ZM74 193H73V192ZM81 193L83 194H80ZM93 191V192H92ZM103 191V192H102ZM117 193H116V192ZM132 191V192H131ZM145 191V192H144ZM149 191V192H148ZM155 193H154V192ZM158 191V192H157ZM247 191V192H246ZM249 191V194H248ZM259 191V192H258ZM5 194H2L4 193ZM38 192V193H37ZM62 192V193H61ZM77 192V193H76ZM98 192V193H97ZM101 192V193H100ZM126 192V194H125ZM134 192V193H133ZM239 192V194H238ZM246 192V193H245ZM33 195H32V194ZM51 193H53L51 195ZM57 193V194H56ZM67 193V194H66ZM99 196L95 198V195ZM105 197V201L104 198L101 199L103 197V195ZM108 193V194H107ZM116 195H115V194ZM129 193V194H128ZM136 193V195H135ZM151 193V195H150ZM159 195H158V194ZM242 195H241V194ZM252 193V194H251ZM263 195H262V194ZM22 194V195H20ZM26 194V195H24ZM29 194V195H28ZM31 194V195H30ZM37 194V195H36ZM39 194L41 195V197L39 196ZM56 194V195H55ZM63 194V195H62ZM88 194V196H87ZM108 196H107V195ZM114 194V195H113ZM121 194V195H120ZM157 196H156V195ZM258 194V196H257ZM18 195V196H17ZM36 195V196H35ZM65 195V196H64ZM70 195V196H69ZM75 195V196H74ZM78 195V196H76ZM90 195V196H89ZM93 195V196H92ZM96 195V196H97ZM101 195V196H100ZM112 195V196H111ZM123 197H119L122 196ZM135 195V196H134ZM139 195V196H138ZM235 195V197H234ZM237 195V196H236ZM13 198H11V197ZM25 196V197H24ZM46 196V197H45ZM48 196V197H47ZM52 196V197H51ZM63 198H62V197ZM81 196V198H80ZM86 196V197H85ZM111 198H110V197ZM117 196V197H116ZM125 196V198H124ZM129 196V197H128ZM131 196V197H130ZM151 196V197H150ZM245 196V197H244ZM8 197V198H7ZM58 197V198H57ZM60 197V198H59ZM65 197V198H64ZM72 197V198H71ZM75 197V198H74ZM91 197V198H90ZM101 197V198H100ZM108 197V198H107ZM119 197V198H118ZM137 197V198H136ZM141 200H140V198ZM149 197V198H148ZM158 197V198H157ZM239 197H241L239 199ZM245 199H244V198ZM4 198V200L2 199ZM6 198V199H5ZM10 198V199H9ZM39 198V199H38ZM44 198V199H43ZM79 198V199H78ZM117 199L114 200L113 199ZM124 198V199H123ZM136 198V199H135ZM154 198V199H153ZM43 199V200H42ZM48 199V200H46ZM55 201H54V200ZM64 199V200H63ZM71 199V200H70ZM76 199V201H75ZM108 199V200H107ZM110 199L111 202L110 203ZM122 199V200H121ZM139 201H138V200ZM243 199V200H241ZM40 200H42L40 202ZM72 200L74 202H72ZM98 200V201H97ZM135 200V201H134ZM137 200V201H136ZM145 200V201H144ZM149 200V201H148ZM163 200V201H162ZM246 202H245V201ZM67 201V202H65ZM81 201V202H80ZM83 201H85L84 205H83ZM88 201V203H87ZM101 201L103 202V204H105V206H103V204L101 203ZM109 201V203H108ZM128 201V203H127ZM134 201V203H132ZM141 201V203H140ZM238 201V202H236ZM243 203H241V202ZM257 201V202H256ZM37 202V203H36ZM62 202V203H61ZM66 203V208L64 207L63 203ZM98 202V204L96 203ZM100 202V203H99ZM138 202V203H137ZM252 204H251V203ZM254 202V203H253ZM39 203V204H38ZM50 203V204H49ZM80 203V204H79ZM96 203V204H95ZM116 203V205L114 204ZM118 203V204H117ZM121 203V204H120ZM145 203V204H144ZM48 206H45V205ZM51 204L53 205L51 207ZM57 206H56V205ZM60 204V205H59ZM69 204V205H68ZM72 204V205H70ZM106 204H108L106 206ZM111 204V205H110ZM132 204V205H131ZM134 204V205H133ZM137 204V205H136ZM158 204V205H157ZM244 204V205H243ZM246 204L248 206H246ZM255 204V205H254ZM2 205V206H1ZM61 208H59L58 207ZM78 205V206H77ZM101 207H100V206ZM118 205V206H117ZM253 205V206H252ZM44 206V207H42ZM70 206V207H69ZM72 206V208H71ZM75 206V207H74ZM82 206V207H81ZM85 206V207H84ZM99 206V207H98ZM129 206V208H128ZM2 207V208H1ZM37 207V208H36ZM56 207V208H55ZM74 207V208H73ZM80 207V208H79ZM105 207V208H104ZM108 207V208H107ZM131 207V208H130ZM135 207V208H134ZM252 207V208H251ZM11 208V209H10ZM96 208V209H95ZM100 208V209H99ZM116 208V209H115ZM139 208V209H137ZM262 209L263 211H261L260 209ZM38 209V210H37ZM46 209V211H45ZM55 209V210H54ZM58 209V210H57ZM64 209V210H62ZM69 209V210H68ZM72 209V210H71ZM78 209V210H77ZM88 209V210H87ZM105 211H104V210ZM107 209V211H106ZM112 209V210H111ZM115 209V210H114ZM133 209V210H132ZM239 209V210H238ZM254 209V210H253ZM28 210V211H27ZM48 210V212H47ZM50 210V211H49ZM57 210V212H59V215L56 214L55 211ZM62 210V211H60ZM71 210V211H70ZM87 210V211H86ZM93 210V211H92ZM236 210V211H235ZM242 210V211H241ZM245 210V211H243ZM250 210V211H249ZM260 212H258V211ZM4 211V212H3ZM44 211V212H43ZM70 211V212H69ZM82 211V212H81ZM84 211H86L84 213ZM103 211V212H102ZM113 211V212H112ZM123 211V212H122ZM128 211V213H127ZM137 211V212H135ZM142 211V212H140ZM255 211V212H253ZM49 213V215L47 213ZM53 212V213H52ZM61 212V214H60ZM72 212L74 213V215H72ZM96 212V213H95ZM105 212V213H104ZM110 212V213H109ZM133 212V213H132ZM135 212V213H134ZM243 214H242V213ZM245 212V213H244ZM248 212V213H246ZM253 212V213H252ZM14 213V214H13ZM16 213V214H15ZM27 213V214H26ZM64 213V215H63ZM71 213V214H70ZM80 213V214H78ZM86 215H84V214ZM95 213V214H94ZM99 213V214H98ZM108 213V215H106ZM119 213V215H118ZM138 213V214H137ZM142 213V214H143ZM235 213V214H234ZM252 215H250V214ZM255 213V215H254ZM259 213V214H258ZM19 214V215H18ZM53 214V215H52ZM111 214V215H109ZM125 214V216H124ZM249 214V215H248ZM40 215V216H38ZM68 215V216H67ZM71 215V216H69ZM91 215V216H90ZM106 215V216H105ZM118 215V216H117ZM122 215V216H121ZM130 215V216H129ZM223 215V216H222ZM227 215V216H226ZM259 215V217H258ZM4 216V217H3ZM25 216V218H24ZM27 216V217H26ZM48 216V217H47ZM51 216V217H50ZM74 216V217H73ZM82 216V217H81ZM85 216V217H84ZM93 216V217H92ZM97 216V217H96ZM104 216V217H102ZM127 216V217H126ZM136 216V217H135ZM244 216H247V218ZM9 217V218H8ZM16 217V218H15ZM46 217V218H45ZM59 217V218H58ZM64 219H60L62 218ZM68 217V218H67ZM78 217V218H77ZM84 219L83 220H81ZM101 217V218H100ZM112 217V218H111ZM134 219H133V218ZM222 217V218H221ZM239 217V218H237ZM242 217V219H241ZM21 218V219H20ZM54 218V220H53ZM59 220H58V219ZM88 218V219H87ZM100 218V219H99ZM104 218V219H103ZM107 218V219H106ZM120 218V219H118ZM218 218V219H217ZM253 218V219H251ZM57 219V220H56ZM70 219H72L70 221ZM77 219V221L75 220ZM106 219V220H105ZM114 219V220H113ZM123 219V220H122ZM239 219V220H238ZM241 219V220H240ZM255 219V220H254ZM34 220V221H32ZM67 220V221H66ZM92 220V221H91ZM95 220V221H94ZM99 220H101L99 222ZM109 220V221H108ZM115 220H117L115 222ZM121 220V221H119ZM126 220V221H125ZM236 220H238L237 222H235ZM247 220V222H246ZM253 220V221H252ZM53 221V222H52ZM60 222V224H58V222ZM83 221H85L83 223ZM90 225H89V223ZM94 221V222H93ZM97 224L99 222V226H101L102 229L106 228H113L114 230L121 232L122 234H124L126 236V238L123 240H120V247L121 250L123 252V250L127 249L128 254H119V253H115L113 250L109 249L107 246L103 245L101 242H97L95 238V234H96V222ZM109 224H108V222ZM113 221V222H112ZM119 221V222H118ZM138 221V220H137ZM244 221V222H243ZM249 221V222H248ZM251 221V222H250ZM257 221V223H256ZM259 221V222H258ZM3 222V223H1ZM5 222V223H4ZM6 222H9L8 224ZM34 222V223H32ZM39 222V223H38ZM52 222V223H51ZM74 222V223H73ZM81 222V223H79ZM104 222V223H103ZM114 222L116 223V225L114 224ZM118 222V223H117ZM123 222V224H122ZM130 222V223H129ZM134 222V223H133ZM173 222V223H172ZM215 222V223H214ZM235 222V224H234ZM256 224H255V223ZM43 223V225L41 224ZM64 223H66L64 225ZM83 223V224H82ZM95 223V224H94ZM102 223V224H101ZM172 223V224H170ZM212 223V224H211ZM254 223V224H252ZM111 224V225H110ZM118 224V225H117ZM139 224V225H138ZM169 224V225H168ZM174 224V225H173ZM233 224V225H232ZM239 224V225H238ZM9 225V226H8ZM21 225V226H20ZM57 225V226H56ZM65 228H64V226ZM66 225L68 226V228L66 227ZM78 227H77V226ZM81 225V226H80ZM105 225V227H104ZM124 225V226H123ZM137 225V226H135ZM150 225V226H149ZM162 228H161V226ZM179 225V226H178ZM213 225V226H212ZM220 225V226H219ZM241 225V226H240ZM244 227H243V226ZM255 225V226H253ZM262 225V226H261ZM5 226V227H4ZM19 226V227H18ZM62 226V228H61ZM69 226H72V228ZM76 226V227H75ZM85 226V227H84ZM87 226V227H86ZM129 226V227H128ZM142 226L145 228L143 230ZM153 226V227H152ZM182 226V227H181ZM231 226V227H230ZM233 226V228H232ZM236 226V227H235ZM7 227V228H6ZM10 227V228H9ZM60 227V228H59ZM74 227V228H73ZM83 227V228H80ZM90 227V228H89ZM92 227V228H91ZM95 227V228H94ZM118 227V228H117ZM131 227V228H130ZM141 229H140V228ZM155 227V228H154ZM170 227V228H168ZM177 227V228H176ZM211 227V229L209 228ZM214 227V228H213ZM222 227V228H221ZM229 227V228H228ZM247 227V228H246ZM250 227V228H249ZM13 228V229H12ZM18 228H20L18 230ZM67 228V229H66ZM87 230H85V229ZM89 228V229H87ZM120 228V230H119ZM158 228V229H157ZM184 228V229H183ZM205 228V229H203ZM220 228V229H219ZM231 228V229H230ZM237 228L239 230H237ZM262 228V229H260ZM78 229V230H77ZM91 229V230H90ZM118 229V230H117ZM130 229V230H127ZM135 229V230H134ZM150 231H149V230ZM152 229V230H151ZM157 229V230H155ZM162 231L166 232L169 235L170 238L166 243H158L161 246H163V251L161 252V254H155L153 251L154 247H152L154 245L155 242L153 241H148V245H147V241L144 240H137V237H133L135 236V234L140 233V232H147L148 233H154L155 231ZM170 229V230H169ZM173 229V230H172ZM176 229V230H175ZM207 229V230H206ZM258 229V231H257ZM15 230H17L16 232H14ZM67 232H66V231ZM70 230V231H69ZM93 230V231H92ZM124 230V231H123ZM140 230V231H139ZM155 230V231H153ZM166 230V231H165ZM175 230V231H174ZM178 230V231H177ZM227 230V232H226ZM233 230V231H232ZM241 230V231H240ZM244 230V231H243ZM247 230V231H246ZM249 234H246L245 232ZM260 230V231H259ZM76 231V232H74ZM78 231V233H77ZM91 231V232H90ZM132 231V232H131ZM137 231V232H136ZM183 231V232H181ZM201 231V232H199ZM209 231V232H208ZM213 231V233H212ZM230 231V232H229ZM235 231V232H234ZM240 231V232H239ZM254 231V232H253ZM263 231V232H262ZM61 232V233H60ZM81 232V233H80ZM86 234H83L85 233ZM88 232V233H87ZM131 233L130 236H127L129 234L127 233ZM135 232V234H133ZM177 232V233H175ZM190 232V234H189ZM216 232V233H214ZM232 232V233H231ZM238 232V233H237ZM242 232V234H245V238L243 237L244 235L240 234ZM259 234H258V233ZM262 232V233H261ZM77 233V234H76ZM175 235H174V234ZM181 233V234H180ZM188 235H187V234ZM221 233V234H220ZM225 233V234H224ZM230 237L231 239L226 235ZM234 233V234H233ZM252 235H251V234ZM8 234V235H7ZM19 234V235H18ZM41 234V235H40ZM76 234V235H75ZM127 234V235H126ZM180 235V237L178 235ZM186 236H183V235ZM195 234V235H193ZM223 234V235H222ZM240 234V235H239ZM254 234V235H253ZM261 234V235H260ZM4 235V236H3ZM16 237H15V236ZM25 239L24 240V236ZM30 235V236H29ZM46 235V236H44ZM79 235V236H78ZM83 235V237H81ZM93 235V237H92ZM132 235V236H131ZM173 235V237H172ZM184 237H182V236ZM235 235V236H234ZM239 235V236H238ZM249 235V236H248ZM259 235L261 236L260 239L258 238ZM18 236V237H17ZM29 236V237H27ZM35 236V237H34ZM37 236V237H36ZM39 236V237H38ZM43 236V237H42ZM51 236V237H50ZM55 236V238H54ZM86 236V237H85ZM175 236V237H174ZM178 236V238H180L178 240V238L176 237ZM221 236V237H220ZM237 236V238H236ZM252 236V237H251ZM254 236V237H253ZM257 236V237H256ZM46 237V238H45ZM53 237V238H52ZM57 237V239H56ZM81 237V238H80ZM88 237V238H87ZM91 237V238H90ZM132 238L128 239V238ZM212 237V238H211ZM215 237V238H214ZM218 237V238H217ZM225 237V238H224ZM243 237V238H242ZM14 238V239H13ZM21 238V239H20ZM35 238V239H34ZM39 238V239H38ZM83 238V239H82ZM172 238V240H170ZM174 238V239H173ZM177 238V239H176ZM189 238V239H188ZM217 238V239H216ZM228 238V241H227ZM256 238V239H255ZM257 238L259 239L257 241ZM263 238V239H261ZM38 239V241H37ZM60 239V240H59ZM67 239V240H65ZM85 239V240H84ZM94 241H93V240ZM135 239V240H134ZM185 239V240H184ZM187 239V240H186ZM191 239V240H190ZM212 239V241H210ZM216 241H215V240ZM226 239V240H224ZM230 239V240H229ZM232 239H237L238 241H232ZM241 239V240H240ZM249 241H247V240ZM17 240V242H16ZM49 240V242H48ZM58 242H57V241ZM82 240V241H81ZM196 240V241H195ZM222 240V241H221ZM263 240V241H262ZM26 243H25V242ZM37 241V242H36ZM42 241V242H41ZM45 241V242H44ZM64 241V242H63ZM91 241V242H90ZM127 241V242H126ZM143 241V242H142ZM209 241V242H208ZM218 241V242H217ZM221 241V242H220ZM227 241V242H226ZM232 241V244H231ZM241 241V243H240ZM242 241H244L242 243ZM257 241V242H256ZM34 242V243H33ZM39 242V243H38ZM93 242H96L94 244H92ZM145 242V243H144ZM169 242V243H168ZM180 242V243H179ZM183 244H182V243ZM187 242V243H186ZM197 242V243H195ZM223 242V243H222ZM238 243V248L236 243ZM246 242V243H245ZM255 242V243H254ZM31 243V244H30ZM69 243V244H68ZM71 243V244H70ZM135 243V244H134ZM176 243V244H175ZM186 243V244H185ZM196 245H195V244ZM206 243V244H205ZM208 243V244H207ZM216 243V244H214ZM227 243V244H226ZM245 243V244H244ZM257 243V244H256ZM263 243V244H262ZM17 244V245H16ZM30 244V245H29ZM47 246H46V245ZM102 244V245H100ZM129 244V245H128ZM131 244V246H130ZM142 244V245H141ZM153 244V245H152ZM168 244V246L166 245ZM173 244V245H172ZM200 244V245H198ZM224 244V245H223ZM235 244V245H234ZM39 245V247L37 246ZM51 245V246H50ZM69 245V246H68ZM76 247V248H74ZM84 245V247H83ZM92 245V246H91ZM96 245V246H95ZM98 245H100L98 247ZM134 245V246H133ZM137 245V246H136ZM139 245V248H138ZM183 245V247H182ZM186 245V246H185ZM194 245V246H193ZM228 245V247H226ZM254 245V246H252ZM32 246V247H31ZM41 246V247H40ZM44 246V248H43ZM65 246V247H64ZM72 246V247H71ZM95 246V247H94ZM152 249H151V247ZM200 246V247H199ZM215 246V247H214ZM234 246V247H231ZM15 247V248H14ZM28 247V248H27ZM51 247H54L51 248ZM100 249H98V248ZM123 247L125 249H123ZM127 247V248H126ZM130 247V248H128ZM179 247V248H178ZM189 249H188V248ZM212 247V249H211ZM231 247V248H230ZM260 249H259V248ZM6 248V249H5ZM9 248V249H8ZM35 248V249H34ZM47 248V249H46ZM72 248V249H70ZM150 248V249H149ZM192 248V249H191ZM208 248V249H207ZM214 248V249H213ZM220 248V249H219ZM245 248V249H244ZM255 248V249H254ZM262 248V249H261ZM15 249V250H14ZM34 249V250H33ZM68 249L70 251H68ZM95 249V250H94ZM98 249V250H97ZM110 250L107 251L106 250ZM131 249V250H130ZM134 249V250H133ZM149 249V250H147ZM199 249V250H198ZM202 249V250H201ZM203 249H206L205 251ZM232 249V250H231ZM238 252H237V250ZM251 249V250H250ZM26 250V251H25ZM32 250V252H31ZM40 250V251H39ZM45 250V251H44ZM101 250V251H100ZM130 250V252H129ZM137 250V251H136ZM141 252H140V251ZM147 253H145L146 251ZM173 250V251H172ZM189 250V252H188ZM196 250V251H195ZM216 250V251H215ZM242 250V251H241ZM243 250H246V252ZM261 250V251H260ZM5 251V252H3ZM16 251V252H15ZM18 251V252H17ZM21 251V252H20ZM33 251H35L33 253ZM48 251V252H47ZM66 251V252H65ZM136 251L138 255H136L134 252ZM144 251V253H142ZM150 251V252H149ZM153 251V253H152ZM175 251V252H174ZM195 251V252H193ZM211 251V252H210ZM233 251V252H232ZM7 252V253H6ZM20 252V254H19ZM29 252V253H28ZM54 252V253H53ZM60 252V253H59ZM102 252V253H101ZM111 252V253H110ZM114 252V253H113ZM139 252L141 255H139ZM174 252V253H173ZM187 252V253H186ZM203 252V253H201ZM207 254H206V253ZM209 252V253H208ZM231 252V253H230ZM236 252V253H235ZM259 252V253H258ZM26 253V254H24ZM53 255H52V254ZM99 253V254H97ZM134 253V254H132ZM151 253V254H150ZM179 253V254H178ZM228 253V254H227ZM253 253V254H252ZM260 255H258V254ZM264 253V252H263ZM70 254V255H69ZM113 254V256L111 255ZM142 254H145L142 255ZM175 254V255H174ZM187 254V255H186ZM192 254V256H190ZM199 256H198V255ZM227 254V255H226ZM236 254V255H235ZM240 254V255H239ZM12 255V256H11ZM49 255V256H48ZM52 255V256H50ZM80 255V256H79ZM109 255V257H108ZM131 255V257H130ZM147 255V256H146ZM196 255V256H195ZM204 255V256H203ZM217 255V256H216ZM220 255V256H219ZM243 255V256H242ZM252 255V256H251ZM60 256V257H59ZM84 256V257H83ZM152 256V257H151ZM189 256V257H188ZM223 256V257H221ZM233 256V257H232ZM248 256V258H247ZM250 256V257H249ZM259 256H261V258H259ZM12 257V258H11ZM15 257V258H14ZM25 257V258H24ZM48 257V258H47ZM57 257V259L55 258ZM71 257V258H70ZM83 259H82V258ZM147 257V260H145ZM198 257V258H197ZM218 257V258H217ZM226 257V258H225ZM242 257V258H241ZM253 257V259H252ZM4 258V259H3ZM9 260H7V259ZM19 258V259H18ZM113 258V259H112ZM144 258V259H143ZM165 258V259H164ZM195 258H197L195 260ZM201 258V260H200ZM205 258V259H204ZM223 258V259H222ZM228 258V259H227ZM234 258V259H233ZM25 259V260H24ZM61 259V260H60ZM70 259V260H69ZM85 259V261H83ZM90 261H87L89 260ZM94 259V260H93ZM112 259V260H111ZM128 259V260H127ZM187 263H186V261ZM230 259V260H229ZM231 259L233 261H231ZM248 259V260H247ZM20 260V261H19ZM22 260V261H21ZM39 260V261H38ZM53 260V261H52ZM65 260V261H64ZM99 260H103L102 262H100ZM114 260V261H113ZM116 260V261H115ZM125 260V261H124ZM133 260V261H132ZM136 260V261H135ZM142 260V261H141ZM146 262H145V261ZM223 260V263H222ZM228 260V262H227ZM135 261V262H134ZM178 261V262H177ZM206 261V262H204ZM10 262V263H9ZM31 262V263H30ZM69 262V263H68ZM94 262V263H93ZM99 262V263H98ZM119 262V263H117ZM123 262V263H122ZM127 262V263H126ZM137 262V263H136ZM180 262V263H179ZM225 262V263H224ZM249 262V263H248Z\"/></svg>","mask_w":264,"mask_h":264},{"label":"bare ground","instance_id":"obj_2","mask_svg":"<svg viewBox=\"0 0 264 264\" xmlns=\"http://www.w3.org/2000/svg\"><path fill=\"white\" fill-rule=\"evenodd\" d=\"M9 1H10V0H9ZM16 1H17V0H16ZM41 1H42V0H41ZM67 1H68V0H67ZM67 1H65V2L67 3ZM91 1H92V0H91ZM100 1H101V0H100ZM108 1H109V0H108ZM108 1H107V2H108ZM112 1L114 2V0H112ZM220 1H221V0H220ZM222 1H223V0H222ZM229 1H230V0H229ZM0 2H1V1H0ZM34 2H35V1H34ZM44 2H45V1H44ZM47 2H48V1H47ZM49 2H51V1H49ZM77 2H78V1H77ZM225 2H226V1H225ZM7 3H9V2L7 1ZM15 3H17V2H15ZM51 3H52V2H51ZM51 3H50V4H51ZM71 3H72V2H71ZM71 3H70V1H69V2H68V5L70 4V5L72 6L73 3H72V4H71ZM96 3H97V2H96ZM104 3H106L105 0H104ZM111 3H112V2H111ZM115 3H116V2H115ZM119 3H120V1H119ZM128 3H129V2H128ZM142 3H143V2H142ZM192 3H193V2H192ZM226 3H227V2H226ZM248 3H249V2H248ZM263 3H264V2H263ZM5 4H6V3H5ZM52 4H53V3H52ZM55 4H56V3H55ZM57 4H58V3H57ZM89 4H90V3H89ZM89 4H88V5H89ZM107 4H108V6L111 5V4H109V3H107ZM113 4H114V3H113ZM39 5H40V4H39ZM44 5H45V4H44ZM58 5H63V3L58 4ZM58 5H56V7H58ZM82 5H83V4H82ZM102 5H103V4H101V6H102ZM116 5H117V4H116ZM225 5H226V4H225ZM229 5H230V4H229ZM29 6H30V5H29ZM53 6H54V5H53ZM101 6H100V7H101ZM103 6H104V5H103ZM108 6H107V7H108ZM111 6H112V5H111ZM113 6H115V5H113ZM117 6H118V5H117ZM5 7H6V6H5ZM10 7H11V6H10ZM66 7H67V6H66ZM74 7H75V6H74ZM109 7H110V6H109ZM109 7H108V8H109ZM8 8H9V7H8ZM67 8H68V7H67ZM89 8H90V7H89ZM101 8H102V7H101ZM113 8H114V7H113ZM113 8H112V9H113ZM147 8H148V7H147ZM262 8H263V7H262ZM57 9H58V8H57ZM69 9H70V8H69ZM106 9H107V8H106ZM106 9H105V10H106ZM114 9H116V8H114ZM114 9H113V10H114ZM120 9H121V8H120ZM122 9H123V8H122ZM139 9H140V8H139ZM246 9H247V8H246ZM254 9H255V8H254ZM67 10H68V9H67ZM73 10H75V9H73ZM96 10H97V9H96ZM118 10H119V9H118ZM146 10H148V9H146ZM155 10H157V8H156ZM247 10H248V9H247ZM17 11H18V10H17ZM48 11H49V10H48ZM55 11H56V10H55ZM71 11H72V10H71ZM71 11H70V12H71ZM91 11H92V10H91ZM98 11H99V10H98ZM98 11H96V13H98ZM126 11H127V10H126ZM149 11H150V10H149ZM194 11H195V10H194ZM233 11H234V10H233ZM235 11H236V10H235ZM22 12H23V11H22ZM38 12H39V11H38ZM42 12H44V11H42ZM51 12H52V11H51ZM75 12H77V11H75ZM86 12H87V11H86ZM94 12H95V11H94ZM100 12H102V10H101ZM100 12H99V13H100ZM110 12H111V11H110ZM112 12H113V11H112ZM155 12H157V11H155ZM201 12H202V11H201ZM36 13H37V10H36ZM59 13H60V12H58V14H59ZM66 13H67V12H66ZM79 13H80V12H79ZM113 13H114V12H113ZM118 13H119V12H118ZM148 13H149V12H148ZM157 13H158V12H157ZM34 14H35V13H34ZM37 14H38V13H37ZM42 14H43V13H42ZM67 14H68V13H67ZM74 14H76V13H74ZM77 14H78V13H77ZM187 14H188V13H187ZM190 14H191V12H190ZM203 14H204V13H203ZM18 15H19V14H18ZM45 15H46V14H45ZM60 15H61V14H60ZM102 15H103V14H102ZM106 15H107V14H106ZM118 15H119V14H118ZM156 15H157V14H156ZM37 16H38V15H37ZM97 16H98V14H97ZM97 16H96V17H97ZM202 16H203V15H202ZM6 17H7V16H6ZM49 17H50V16H49ZM54 17H55V16H54ZM54 17H52V18H54ZM77 17H79V16H77ZM116 17H117V14H116ZM118 17H119V16H118ZM129 17H130V16H129ZM129 17H128V18H129ZM136 17H137V16H136ZM144 17H145V16H144ZM151 17H152V16H151ZM243 17H244V16H243ZM1 18H2V17H1ZM3 18H4V17H3ZM14 18H15V17H14ZM14 18H13V19H14ZM84 18H85V17H84ZM102 18H103V17H102ZM122 18H123V17H122ZM122 18H120V21H121ZM131 18H132V17H131ZM185 18H186V17H185ZM196 18H197V17H196ZM219 18H220V17H219ZM244 18H245V17H244ZM19 19H20V18H19ZM19 19H18V20H19ZM114 19H115V17H114ZM118 19H119V18H118ZM126 19H127V18H126ZM204 19H205V18H204ZM173 20H174V19H173ZM191 20H193V19H191ZM211 20H212V19H211ZM2 21H3V20H2ZM2 21H0V23H1ZM8 21H9V20H8ZM11 21H12V19H11ZM49 21H50V20H49ZM69 21H70V20H69ZM102 21H103V20H102ZM108 21H109V20H108ZM112 21H114V20L112 19ZM123 21H124V19H123ZM189 21H190V20H189ZM208 21H209V20H208ZM231 21H232V20H231ZM12 22H13V21H12ZM12 22H11V23H12ZM201 22H202V21H201ZM235 22H236V21H235ZM4 23H5V22H4ZM55 23H56V22H55ZM92 23H93V22H92ZM106 23H108V22H106ZM121 23H122V21H121ZM121 23H120V25H121ZM184 23H186V21H185ZM184 23H183V24H184ZM191 23H193V22H191ZM211 23H212V22H211ZM230 23H231V22H230ZM230 23H229V24H230ZM16 24H17V23H16ZM19 24H20V22H19ZM26 24H27V23H26ZM78 24H79V22H78ZM82 24H83V23H82ZM118 24H119V23H118ZM173 24H174V23H173ZM200 24H201V23H200ZM220 24H221V23H219V25H220ZM237 24H238V23H237ZM1 25H2V23H1ZM30 25H31V24H30ZM85 25H86V24H85ZM108 25H109V24H108ZM124 25H125V24H124ZM124 25H123V27H124ZM157 25H158V24H157ZM190 25H191V24H190ZM203 25H204V24H203ZM213 25H214V24H213ZM219 25H218V26H219ZM16 26H17V25H15V27H16ZM21 26H22V25H21ZM76 26H77V25H76ZM89 26H90V25H89ZM166 26H167V25H166ZM169 26H170V25H169ZM178 26H179V25H178ZM178 26L176 25V27H178ZM182 26H183V25H182ZM221 26L224 27V25H221ZM221 26H220V27H221ZM15 27H14V24H13V28H15ZM19 27H20V25H19ZM22 27H23V26H22ZM28 27H30V26H28ZM110 27H111V26H110ZM119 27H120V26H119ZM119 27H118V28H119ZM123 27H122V28H123ZM185 27H187V26L185 25ZM185 27H184V28H185ZM193 27H194V25H193ZM214 27H215V26H214ZM216 27H217V26H216ZM225 27H226V26H225ZM2 28H3V27H2ZM16 28H17V27H16ZM16 28H15V29H16ZM23 28H24V27H23ZM25 28H26V27H25ZM25 28H24V29H25ZM32 28H33V27H32ZM32 28H31V29H32ZM34 28H35V27H34ZM34 28H33V29H34ZM87 28H88V27H87ZM108 28H109V27H108ZM120 28H121V27H120ZM122 28H121V29H122ZM124 28H125V27H124ZM163 28H164V27H163ZM188 28H190V27H188ZM195 28H196V27H195ZM206 28H207V27H206ZM230 28H231V27H230ZM4 29H5V27H4ZM4 29H3V30H4ZM20 29H21V28H20ZM26 29H29V28H26ZM93 29H94V28H93ZM100 29H101V28H100ZM100 29H99V30H100ZM102 29H103V28H102ZM102 29H101V30H102ZM109 29H110V28H109ZM116 29H117V28H116ZM164 29H165V28H164ZM166 29H167V28H166ZM172 29H175V28H172ZM204 29H205V28H204ZM227 29H228V28H227ZM3 30H2V31H3ZM10 30H11V28H10ZM39 30H40V29H39ZM86 30H87V29H86ZM122 30H123V29H122ZM154 30H155V29H154ZM159 30H161V29H159ZM159 30L157 29L156 31L159 32ZM167 30H168V29H167ZM176 30H177V29H176ZM179 30H180V29H179ZM206 30H207V29H206ZM229 30H230V29H229ZM231 30H234V29H231ZM8 31H9V30H8ZM13 31H15V30L13 29ZM22 31H23V30H22ZM27 31H28V30H27ZM108 31H109V30H108ZM113 31H114V30H113ZM117 31H118V30H117ZM126 31H128V30L126 29ZM132 31H133V30H132ZM183 31H184V29H183ZM183 31H182V32H183ZM200 31H201V29H200ZM200 31H199V32H200ZM235 31H236V30H235ZM0 32H1V30H0ZM20 32H21V31H20ZM25 32H26V31H25ZM25 32H23V33L26 34ZM29 32H30V30H29ZM33 32H34V30H33ZM37 32H38V31H37ZM124 32H125V31H124ZM158 32H157V33H158ZM174 32L176 33V31H174ZM7 33H8V32L6 31V34H7ZM10 33L12 34V32H9L8 34H10ZM15 33H16V32H15ZM23 33H22V35H23ZM30 33L33 34L32 36H34V33H32V32H30ZM30 33H29V34H30ZM45 33H46V32H45ZM89 33H90V32H89ZM92 33H93V31H92ZM115 33H116V31H115ZM128 33H129V32H128ZM166 33H167V35H168L169 32L166 31ZM175 33H174V36H175ZM215 33H216V32H215ZM3 34L5 35V33H3ZM18 34H19V33H18ZM20 34H21V33H20ZM35 34H36V33H35ZM43 34H44V33H43ZM90 34H91V33H90ZM122 34H123V32H122ZM160 34H162V33H160ZM206 34H207V33H206ZM12 35H13V34H12ZM12 35H11V36H12ZM46 35H47V34H46ZM105 35H106V34H105ZM120 35H121V33H120ZM155 35H156V34H155ZM170 35H171V34H170ZM176 35H177V34H176ZM201 35H202V34H201ZM237 35L239 36V33H238ZM17 36H18V35H17ZM19 36H20V35H19ZM28 36H30V35H28ZM32 36H31V37H32ZM35 36H36V35H35ZM42 36H43V35H42ZM53 36H54V35H53ZM55 36H56V35H55ZM116 36H117V35H116ZM177 36H178V35H177ZM191 36H192V35H191ZM194 36H195V35H194ZM204 36H205V35H204ZM209 36H210V35H209ZM216 36H217V35H216ZM252 36H253V35H252ZM3 37H4V36H3ZM3 37H2V38H3ZM9 37H10V36H9ZM9 37H8V39H9ZM22 37H23V36H22ZM60 37H61V36H60ZM157 37H158V34H157ZM161 37H162V36H161ZM169 37H170V36H169ZM169 37H168V38H169ZM185 37H186V36H185ZM187 37H188V36H187ZM202 37H203V36H202ZM235 37H236V35H235ZM245 37H246V36H245ZM15 38H16V37H15ZM18 38H19V37H18ZM38 38H39V37H38ZM61 38H62V37H61ZM119 38H120V37H119ZM121 38H123V37H121ZM196 38H197V37H196ZM222 38H223V37H222ZM5 39H6V37H5ZM19 39H20V38H19ZM19 39H18V40H19ZM25 39H26V37H25ZM54 39H55V38H54ZM57 39H59V38H57ZM127 39H129V38H127ZM130 39H131V38H130ZM173 39H175V38H173ZM249 39H250V38H249ZM14 40H15V39H14ZM18 40H16V41H18ZM26 40H27V39H26ZM26 40H24V41H26ZM29 40H30V39H29ZM38 40H40V39H37V41H38ZM42 40H43V39H42ZM72 40H73V39H72ZM132 40H133V39H132ZM159 40H160V39H159ZM188 40H189V39H188ZM206 40H207V39H206ZM16 41H15V42H16ZM20 41H21V39L18 41V42H19V45H20ZM37 41H36L35 43H38ZM46 41H47V40H46ZM56 41H57V40H56ZM133 41H134V40H133ZM167 41H168V39H167ZM173 41H174V40H173ZM176 41L178 42V40H176ZM179 41L181 42V40H179ZM186 41H187V40H186ZM208 41H209V39H208ZM2 42H3V41H2ZM5 42H7V41L5 40ZM22 42H23V41H21V45H22ZM28 42H29V41H28ZM28 42H27V45H28ZM40 42L42 43L43 41H40ZM44 42H45V41H44ZM44 42H43V43H44ZM61 42H62V41H61ZM83 42H85V41H83ZM123 42H124V41H123ZM126 42H127V41H126ZM159 42H160V41H159ZM164 42H165V41H164ZM170 42H171V41H170ZM225 42H226V41H225ZM53 43H54V42H53ZM108 43H109V39H108ZM0 44H1V43H0ZM5 44H6V43H4V45H5ZM8 44H9V42H8ZM17 44H18V43L16 42V43L13 44V45H17ZM29 44H30V43H29ZM51 44H52V43H51ZM79 44H80V43H79ZM115 44H116V43H115ZM134 44H135V43H134ZM140 44H141V43H140ZM165 44H166V42H165ZM175 44H176V43H175ZM177 44H178V43H177ZM21 45H20V47H21ZM23 45H24V43H23ZM27 45H26V46H27ZM36 45H37V44H36ZM44 45H45V44H44ZM77 45H78V44H77ZM80 45H81V44H80ZM89 45H90V44H89ZM102 45H103V44H102ZM112 45H113V44H112ZM120 45H121V44H120ZM122 45H123V44H122ZM124 45H125V44H124ZM141 45H142V44H141ZM188 45H189V44H188ZM2 46H3V44L1 45V48H2V50H3V47H4V46H3V47H2ZM38 46H39V44H38ZM38 46H37V48H38ZM57 46H58V45H57ZM78 46H79V45H78ZM96 46H97V45H96ZM116 46H118V45H116ZM178 46H179V45H178ZM7 47H8V46H7ZM7 47H6V48H7ZM10 47H11V46H9L8 48L10 49ZM14 47H16V46H14ZM17 47H18V46H17ZM29 47H30V46H29ZM32 47H33V45H32ZM41 47H42V46H40V48H41ZM79 47H80V46H79ZM87 47H88V45H87ZM90 47H91V46H90ZM114 47H115V46H114ZM121 47H122V46H121ZM127 47L130 48V46H127ZM131 47H132V46H131ZM143 47H144V46H143ZM165 47H166V46H165ZM205 47H206V45H205ZM205 47H204V48H205ZM25 48H26V47H25ZM37 48H35V49H37ZM76 48H77V46H76ZM94 48H95V47H94ZM100 48H102V47H100ZM116 48H117V47H116ZM118 48H120V47H118ZM125 48H126V47H124L123 49H125ZM128 48H127V49H128ZM132 48H133V47H132ZM172 48H173V47H172ZM193 48H194V47H193ZM9 49H8V50H9ZM12 49H13V48H12ZM17 49H18V48H17ZM20 49H23V48H20ZM31 49H33V48H31ZM31 49L29 50L30 53H31ZM71 49H74V47H73V48L70 47V50H69V49H68V50L71 51ZM79 49H80V48H79ZM91 49H92V48H91ZM133 49H134V48H133ZM144 49H145V48H144ZM150 49H151V48H150ZM170 49H171V48H170ZM202 49H203V48H202ZM206 49H207V48H206ZM211 49H212V48H211ZM2 50H1V51H2ZM15 50H16V49H15ZM15 50H14V52H15ZM43 50H44V49H43ZM98 50H99V49H98ZM110 50H111V49H110ZM110 50H109V51H110ZM116 50H117V49H116ZM134 50H135V49H134ZM134 50H133V51H134ZM139 50H140V49H139ZM166 50H167V49H166ZM17 51H18V50H17ZM20 51H21V50H20ZM23 51H27V50H23ZM23 51H22V53H23ZM29 51H28V54H27V55H29V57H30V56H32V54L30 55V54H29ZM35 51H36V50H35ZM81 51H82V50H81ZM121 51H122V50H121ZM189 51H190V49H189ZM5 52H6V51H5ZM7 52H8V51H7ZM7 52H6V53H7ZM14 52H13V53H14ZM41 52H42V51H41ZM94 52H95V51H94ZM96 52H97V50H96ZM103 52H104V51H103ZM123 52H124V50H123ZM127 52H129V50H128ZM190 52H191V51H190ZM3 53H4V52H3ZM8 53H10V52H8ZM17 53H18V52H17ZM22 53H19V57H20V54H22ZM26 53H27V52H26ZM32 53H33V52H32ZM36 53H37V52H35V54H36ZM50 53H51V52H50ZM115 53H116V52H115ZM129 53H131V52H129ZM129 53H128V54H129ZM132 53H133V52H132ZM135 53H136V52H135ZM135 53H134V54H135ZM170 53H171V52H170ZM231 53H232V52H231ZM15 54H16V53H15ZM24 54H25V53H24ZM33 54H34V53H33ZM58 54H59V52H58ZM104 54H105V53H104ZM110 54H111V52H110ZM126 54H127V53H126ZM137 54H138V53H137ZM172 54H173V53H172ZM179 54H180V53H179ZM7 55H8V54H7ZM10 55H12V57H14V55L12 54V52H11ZM22 55H23V54H22ZM27 55H26V56H27ZM36 55H37V54H36ZM105 55H106V54H105ZM113 55H114V54H113ZM121 55H122V54H121ZM138 55H139V54H138ZM235 55H236V53H235ZM241 55H242V54H241ZM241 55H240V56H241ZM3 56H6V54L3 55ZM23 56H24V55H23ZM26 56H25V57H26ZM33 56H34V55H33ZM33 56H32V57H33ZM72 56H74V55H72ZM72 56H71V57H72ZM77 56H78V55H77ZM148 56H149V55H148ZM165 56H166V55H165ZM257 56H258V55H257ZM0 57H1V56H0ZM16 57H17V54H16ZM16 57H15V58H16ZM25 57H24V58H25ZM29 57H28V58H29ZM36 57H37V56H36ZM36 57H34V58H36ZM43 57H44V56H43ZM58 57H59V56H58ZM78 57H79V56H78ZM90 57H91V56H90ZM107 57H108V55H107ZM128 57H129V55H128ZM137 57H138V56H137ZM137 57H136V58H137ZM178 57H179V56H178ZM197 57H198V56H197ZM235 57H236V56H235ZM243 57H244V56H243ZM6 58H7V57H6ZM10 58H11V57H10ZM21 58H22V57H21ZM26 58H27V57H26ZM26 58H25V59H26ZM28 58H27V59H28ZM30 58H31V57H30ZM66 58H68V57H66ZM76 58H77V57H76ZM116 58H118V57L116 56ZM136 58H135V59H136ZM141 58H143V57L141 56ZM237 58H238V57H237ZM241 58H242V57H241ZM246 58H247V56H246ZM1 59H2V58H1ZM11 59H13V58H11ZM11 59H9V60H11ZM27 59H26V60H27ZM51 59H52V58H51ZM81 59H82V57H81ZM87 59H88V58H87ZM93 59H94V58H93ZM96 59H98V56L96 57ZM102 59H103V58H102ZM102 59H101V60H102ZM109 59H111V58L109 57ZM118 59H119V58H118ZM130 59H131V58H130ZM130 59H129V60H130ZM161 59H162V58H161ZM216 59H218V57H217ZM229 59H230V58H229ZM7 60H8V58H7ZM9 60H8V62H9ZM15 60H16V59H15ZM17 60H18V59H17ZM17 60H16V61H17ZM22 60H23V59H22ZM33 60H34V59H33ZM37 60L39 61V59H37ZM64 60H65V58H64ZM64 60H63V61H64ZM91 60H92V59H91ZM106 60H107V59H106ZM111 60H112V59H111ZM139 60H140V59H139ZM171 60H172V59H171ZM233 60H234V59H233ZM233 60H232V62H233ZM253 60H256V59H253ZM5 61H6V60H5ZM13 61H14V60H13ZM18 61H19V60H18ZM23 61H24V60H23ZM27 61H28V60H27ZM27 61H26V62H27ZM34 61H35V60H34ZM38 61H37V62H38ZM53 61H55V60H53ZM57 61H58V60H57ZM63 61H58V62H63ZM65 61H68V62H69V60H65ZM65 61H64V62H65ZM94 61H96V60H94ZM131 61H132V60H131ZM142 61H144V59H143ZM175 61H177V60H175ZM204 61H205V60H204ZM241 61H242V60H241ZM245 61H246V59H245ZM20 62H21V60H20ZM30 62H31V61H30ZM30 62H29V63H30ZM64 62H63V63H64ZM71 62H72V61H71ZM77 62H78V61H77ZM88 62H89V60H88ZM110 62H111V61H110ZM112 62H113V60H112ZM115 62H117V61H115ZM124 62H125V61H124ZM137 62H138V61H137ZM152 62L154 63L153 60H152ZM255 62H256V61H255ZM15 63H16V62L14 61L13 64L15 65ZM24 63H25V62H24ZM29 63H27V64H29ZM35 63H36V62H35ZM54 63H56V62H54ZM90 63H91V62H90ZM96 63H97V62H96ZM106 63H107V62H106ZM153 63H152V64H153ZM164 63H165V62H164ZM178 63H179V62H178ZM199 63H200V61H199ZM211 63L214 65L213 62H211ZM233 63H234V62H233ZM241 63H242V62H241ZM0 64H1V63H0ZM5 64H6V63H4V65H5ZM18 64H19V62L17 63V65H18ZM71 64H73V63H71ZM75 64H76V63H75ZM87 64H89V63H87ZM98 64H100V63L98 62ZM98 64H97V65H98ZM101 64H102V63H101ZM101 64H100V65H101ZM104 64H105V61H104ZM126 64H127V63H126ZM132 64H133V63H132ZM149 64H150V63H149ZM176 64H177V63H176ZM180 64H181V63H180ZM187 64H188V62H187ZM187 64L185 63V65H187ZM207 64H208V63H207ZM2 65H3V63H2ZM17 65H16V67H15V70H17V69H16V68H17ZM47 65H48V64H47ZM65 65H66V64H65ZM107 65H108V64H107ZM113 65H114V64H113ZM113 65H112V66H113ZM115 65H117V64H115ZM128 65H129V64H128ZM147 65H148V64H147ZM183 65H184V64H183ZM227 65H228V64H227ZM6 66H7V65H6ZM6 66H4V67H6ZM22 66H23V67H24V66L26 67V65H24V64H23ZM22 66H21V67H22ZM28 66H29V65H28ZM60 66H61V65H59V67H60ZM87 66H88V65H87ZM93 66H94V65H93ZM95 66H96V65H95ZM145 66H146V65H145ZM150 66H151V65H150ZM179 66H180V65H179ZM218 66H219V65H218ZM225 66H226V64H225ZM1 67H3V66H1ZM1 67H0V68H1ZM19 67H20V65H19ZM32 67H33V65H32ZM63 67H64V66H63ZM71 67H72V66H71ZM91 67H92V66H91ZM113 67H114V66H113ZM115 67H116V66H115ZM170 67H171V66H170ZM184 67H185V66H184ZM227 67H228V66H227ZM6 68L8 69V67H6ZM9 68H10V70H11V67H9ZM57 68H58V67H57ZM72 68H73V67H72ZM83 68H85V67H83ZM92 68H93V67H92ZM95 68L97 69V68H99V67L96 66ZM101 68H102V67L100 66V69H101ZM105 68H106V70H107V67H105ZM116 68H117V67H116ZM149 68H150V67H149ZM251 68H252V67H251ZM4 69H5V68H4ZM12 69H14V68H12ZM19 69H20V68H19ZM22 69H23V68H21L19 71H23ZM25 69H26V68H25ZM25 69H24V70H25ZM27 69H28V68H27ZM30 69H31V68H30ZM73 69H75V68H73ZM90 69H91V68H89V70H90ZM109 69H110V68H109ZM144 69H145V68H144ZM243 69H244V68H243ZM5 70H6V69H5ZM8 70H9V69H8ZM49 70H50V69H49ZM55 70H57V69H55ZM55 70H54V71H55ZM59 70H60V68H59ZM69 70H70V69H69ZM91 70H92V69H91ZM113 70H114V69H113ZM113 70H112L111 72H113ZM125 70H126V69H125ZM134 70H135V69H134ZM149 70H150V69H149ZM152 70H153V68H152ZM152 70H151V71H152ZM162 70H163V69H162ZM173 70H174V69H173ZM188 70H189V69H188ZM203 70H204V69H203ZM29 71H31V70H29ZM33 71H34V70H33ZM60 71H61V72H65V71H62V69H61ZM70 71H73V70H70ZM80 71H81V70H80ZM83 71H84V69H83ZM83 71H82V72H83ZM104 71H105V70H104ZM107 71H108V70H107ZM117 71H118V70H117ZM123 71H124V70H123ZM142 71H143V70H142ZM147 71H148V68H147ZM147 71H146V72H147ZM175 71H176V70H175ZM177 71H178V70H177ZM182 71H183V70H182ZM186 71H187V70H186ZM189 71H190V70H189ZM205 71H206V69H205ZM214 71L217 72L216 70H214ZM230 71H231V70H230ZM261 71H262V70H261ZM45 72H46V71H45ZM56 72H58V71H56ZM61 72H60V73H61ZM67 72H68V71H67ZM108 72H110V71H108ZM108 72H107V73H108ZM111 72H110L109 74H111ZM115 72H116V70H114V74H115ZM138 72H139V71H138ZM207 72H208V70H207ZM244 72H245V70H244ZM248 72H249V71H248ZM0 73H2V72H0ZM71 73H72V72H71ZM80 73H81V72H80ZM176 73H177V72H176ZM181 73H182V72H181ZM183 73H185V72H183ZM219 73H220V72H218V74H219ZM222 73H223V72H222ZM222 73H221V75H222ZM3 74H4V73H3ZM5 74H6V72H5ZM27 74H28V72H27ZM34 74L37 75V73H34ZM55 74L58 75V76L61 75V74L59 75V74H57V73H55ZM64 74H65V73H64ZM73 74H74V73H73ZM93 74H94V73H93ZM117 74H118V73H117ZM117 74H116L115 76H117ZM142 74H143V73H142ZM145 74H146V73H145ZM151 74H152V73H151ZM153 74H154V71H153ZM153 74H152V75H153ZM194 74H195V73H194ZM6 75H8V74H6ZM17 75H18V74H17ZM17 75H16V76H17ZM22 75H25V73L23 74V72H22ZM28 75H31V74H28ZM36 75H35L34 77H36ZM51 75H52V74H51ZM79 75H81V74H79ZM111 75H113V73H112ZM120 75H121V74H120ZM122 75H123V74H122ZM122 75H121V76H122ZM124 75H125V74H124ZM128 75H130V74H128ZM147 75H148V74H147ZM170 75H171V74H170ZM180 75H181V74H180ZM180 75H179V76H180ZM207 75H208V74H207ZM223 75H224V74H223ZM8 76H11V75H8ZM12 76H15V73H14V75H12ZM16 76H15V77H16ZM38 76H39V75H37V78H38ZM54 76H55V75H54ZM58 76H57V77L55 76L56 79H58ZM61 76H62V75H61ZM65 76H66V75H65ZM72 76H73V75H72ZM72 76H71V77H72ZM82 76H83V75H82ZM154 76H155V75H154ZM154 76H153V77H154ZM158 76H159V75H158ZM173 76H174V75H172V77H173ZM179 76H178V77H179ZM182 76H183V75H182ZM184 76H185V74H184ZM187 76H188V75H187ZM199 76H200V75H199ZM17 77H18V76H17ZM19 77H20V76H19ZM26 77H27V76L25 75V78H26ZM40 77H41V76H40ZM40 77H39V79H40ZM51 77H52V76H51ZM51 77H50V78H51ZM66 77H67V76H66ZM113 77H114V76H113ZM122 77H126V75H125V76H122ZM131 77H132V76H131ZM141 77H142V76H141ZM144 77H145V76H144ZM147 77H148V76H147ZM147 77H146V78H147ZM172 77H171V79H172ZM196 77H197V76H196ZM13 78H14V77H13ZM20 78H21V77H20ZM30 78H31V77H30ZM75 78H76V77H75ZM75 78H73V79H75ZM80 78H81V77H80ZM80 78H79V79H80ZM83 78H84V77H83ZM87 78H88V77H87ZM89 78H90V77H89ZM117 78H118V76H117ZM120 78H121V77H120ZM146 78H145V79H146ZM149 78L151 79L150 76H149ZM169 78H170V77H169ZM182 78H184V77H182ZM186 78H187V77H186ZM186 78H184V79H186ZM39 79H38V80H39ZM43 79H46V78H43ZM59 79H60V78H59ZM59 79H58V80H59ZM68 79H69V78H68ZM68 79L66 78V80H68ZM104 79H105V78H104ZM104 79H102V80H104ZM114 79H115V78H114ZM121 79H122V78H121ZM152 79H153V78H152ZM158 79H159V78H158ZM174 79H175V78H174ZM192 79H193V78H192ZM205 79H206V78H205ZM10 80H11V79H10ZM10 80H9V81H10ZM19 80H20V79H19ZM19 80H18V81H19ZM35 80L37 81V79H35ZM41 80H42V79H41ZM81 80H82V78H81ZM81 80H80V81H81ZM107 80H108V79H107ZM115 80H116V79H115ZM128 80H129V79L127 78V81H128ZM139 80H141V79H139ZM147 80H148V79H147ZM147 80H146V81H147ZM175 80H177V79H175ZM182 80H183V79H182ZM216 80H217V79H216ZM219 80H220V79H219ZM233 80H234V78H233ZM233 80H232V81H233ZM3 81H4V80H3ZM7 81H8V80H6L5 82H7ZM16 81H17V80H16ZM39 81H40V80H39ZM56 81H57V80H56ZM62 81H64V79H63ZM62 81H61V82H62ZM82 81H83V80H82ZM117 81L119 82V79H118ZM132 81H134V78H133ZM132 81H131V82H132ZM173 81H174V80H173ZM185 81H186V80H185ZM187 81H188V79H187ZM201 81H202V80H201ZM204 81H205V80H204ZM206 81H209V80L206 79ZM214 81H215V80H214ZM214 81H213V82H214ZM221 81H222V79H221L220 81H218V82L223 83V81H222V82H221ZM224 81H225V80H224ZM229 81H230V79H229ZM235 81H236V80H235ZM235 81H234V84H235ZM237 81H238V80H237ZM28 82H29V81H28ZM33 82H34V81H33ZM41 82H42V81H41ZM45 82H46L47 85H48V82H47V81H45ZM45 82H44V83H45ZM50 82H51V81H50ZM58 82H59V81H58ZM61 82H60V83H61ZM65 82H66V81H65ZM68 82H69V80H68ZM74 82H75V81H74ZM85 82H87V81L85 80ZM112 82H113V81H111L110 83H112ZM125 82H126V81H125ZM158 82H159V81H158ZM171 82H172V81H171ZM175 82H176V81H175ZM177 82H178V81H177ZM177 82H176V83H177ZM189 82H190V81H189ZM215 82H216V81H215ZM215 82H214V83H215ZM2 83H3V82H2ZM9 83H10V82H9ZM30 83H31V82H29V84H30ZM52 83H54V82L52 81ZM52 83H51V84H52ZM55 83L57 84V82H55ZM63 83H64V82H63ZM69 83H71V82H69ZM80 83H81V82H80ZM104 83H105V81H104ZM116 83H117V82H116ZM116 83H114V84H115V89H116V87H118V86H116ZM127 83H128V82H127ZM137 83H138V82H137ZM137 83H136V84H133V85H136V86H137V85L139 84V83H138V84H137ZM154 83H155V81H154ZM161 83H162V82H161ZM178 83H179V82H178ZM184 83H186V82H184ZM191 83H192V82H191ZM250 83H251V82H250ZM261 83H262V82H261ZM7 84H8V82H7ZM7 84H6V85H7ZM11 84H12V83H11ZM16 84H17V83H16ZM31 84H32V83H31ZM33 84H34V83H33ZM36 84H37V83H36ZM72 84H73V83H72ZM72 84H71V85H72ZM75 84H76V83H75ZM75 84H74V87H75ZM95 84H96V83H95ZM102 84H103V82H102ZM105 84H107V83H105ZM114 84H113V85H114ZM119 84H120V82H119ZM122 84H123V83H122ZM143 84H144V83H143ZM146 84H147V83H146ZM170 84H171V83H170ZM180 84H181V83H180ZM216 84H217V83H216ZM234 84H233V86H235ZM247 84H248V83H247ZM251 84H252V83H251ZM259 84H260V83H259ZM259 84H258V85H259ZM2 85H3V84H2ZM2 85H1V87H2ZM9 85H10V84H9ZM9 85H8V86H9ZM14 85H15V83H14ZM19 85H20V84H18V86H19ZM38 85H39V84H38ZM40 85H41V84H40ZM47 85H43V86L45 87V86H47ZM52 85H53V84H52ZM52 85H51V86H52ZM61 85H63V84H61ZM68 85H70V84H67V86H68ZM141 85H142V84H141ZM147 85H148V84H147ZM150 85H151V84H150ZM150 85H148V86H150ZM167 85H168V84H167ZM173 85H174V84H173ZM173 85H172V86H173ZM186 85H187V84H186ZM204 85H205V84H204ZM236 85H237V84H236ZM249 85H250V84H249ZM8 86H7V87H8ZM11 86H13V85H11ZM24 86H25V84H24L22 87L24 88ZM28 86H29V85H28ZM28 86H27V88H28ZM51 86H50V87H51ZM76 86H77V84H76ZM82 86H83V85H82ZM111 86H112V85H111ZM119 86H120V85H119ZM136 86H135V87H136ZM155 86H156V83L154 84V87H155ZM168 86H169V85H168ZM183 86H184V85H183ZM191 86H192V84L190 85V87H191ZM197 86H198V85H197ZM206 86H207V85H206ZM209 86L211 87V85H209ZM223 86H224V84H223ZM226 86H227V85H226ZM233 86H230L229 88H231V87H233ZM16 87H17V86H16ZM16 87H15V88H16ZM19 87H20V89L22 88L21 86H19ZM37 87H38V86H37ZM48 87H49V86H48ZM50 87H49V88H50ZM53 87H54V86H53ZM55 87H57V85H56ZM69 87H70V86H69ZM72 87H73V86H72ZM79 87H80V86H79ZM97 87H98V86H97ZM97 87H95V88H97ZM100 87H101V86H100ZM122 87H124V85H123ZM139 87H140V85H139ZM152 87H153V83H152ZM156 87H159V85L156 86ZM161 87H163V86H161ZM169 87H170V86H169ZM174 87H175V85H174ZM178 87H179V86H178ZM180 87H181V85H180ZM180 87L177 88V89H180ZM186 87H187V86H186ZM214 87H215V86H214ZM235 87H236V86H235ZM250 87H252V86L250 85ZM4 88H5V87H4ZM4 88H3V89H4ZM60 88H64V87H60ZM108 88H109V87H108ZM132 88H133V86H132ZM142 88H143V87H142ZM147 88H148V87H147ZM150 88H151V87H150ZM170 88H171V87H170ZM170 88H169V89H170ZM203 88H204V87H203ZM208 88H209V87H208ZM208 88H207V89H208ZM216 88H217V87H216ZM221 88H222V87H221ZM223 88H224V87H223ZM238 88H239V87H238ZM20 89L18 88L19 91H20ZM24 89H26V88H24ZM28 89H30V88H28ZM31 89H32V88H31ZM43 89H44V88H43ZM50 89H51V88H50ZM50 89H49V90H50ZM64 89H65V88H64ZM66 89H67V88H66ZM68 89H69V88H68ZM76 89H77V88H76ZM80 89H81V88H80ZM113 89H114V88H113ZM119 89H120V87H119ZM119 89L117 90V94H118V92H120ZM129 89H131L130 86H129ZM165 89H166V88H165ZM169 89H168V90H169ZM193 89H194V88H193ZM207 89H206V90H207ZM209 89H211V88H209ZM219 89H220V88H219ZM232 89H233V88H232ZM236 89H237V88H236ZM248 89H250V88H248ZM49 90H48V91H49ZM56 90L58 91V88H56ZM56 90H55V91H56ZM62 90H63V89H62ZM74 90H75V89H74ZM77 90H78V89H77ZM86 90H87V88H86ZM96 90H97V89H96ZM103 90H104V89H103ZM107 90H108V89H107ZM110 90H111V89H110ZM131 90H132V89H131ZM148 90H149V89H148ZM153 90H154V89H153ZM163 90H164V89H163ZM180 90H183V89H180ZM190 90H191V89H190ZM214 90H217V89H214ZM237 90H238V89H237ZM253 90H254V89H253ZM12 91H13V90H12ZM34 91H35V90H34ZM46 91H47V90H46ZM50 91H52V90H50ZM66 91H68V90H66ZM71 91H72V90H71ZM78 91H79V90H78ZM84 91H85V90H84ZM100 91H101V90H100ZM105 91H106V90H105ZM122 91H123V90H121V92H122ZM127 91H129V90H126V91H124V92L127 94ZM132 91H133V90H132ZM165 91H166V90H165ZM191 91H192V90H191ZM191 91H190L189 93H191ZM199 91H200V90H199ZM217 91H218V90H217ZM219 91H220V90H219ZM222 91H223V90H222ZM249 91H250V90H249ZM0 92H2V91H0ZM23 92H24V91H23ZM28 92H29V91H28ZM32 92H33V89H32ZM44 92H45V91H44ZM52 92H54V90H53ZM75 92H76V91H75ZM82 92H83V91H82ZM89 92H90V91H89ZM93 92H94V91H93ZM133 92H134V91H133ZM144 92H145V90H144ZM159 92H160V88H159ZM185 92H186V91H185ZM185 92H184V93H185ZM193 92H194V91H193ZM209 92H210V90H209ZM237 92H238V91H237ZM246 92H248V90H246L245 93H246ZM8 93H9V92H8ZM16 93L19 94V93H21V92H16ZM24 93H25V92H24ZM30 93H31V91H30ZM30 93H29V94H30ZM41 93H42V88H41ZM46 93H47V92H46ZM77 93H78V92H77ZM99 93H100V92H99ZM99 93H98V94H99ZM129 93H132V92H129ZM135 93H136V92H135ZM135 93H132V95H134ZM139 93H140V91H139ZM149 93H150V92H149ZM170 93H171V92H170ZM176 93H177V92H176ZM179 93H181V92H179ZM182 93H183V92H182ZM184 93H183V94H184ZM215 93H216V92H215ZM224 93H225V92H224ZM243 93H244V91H243ZM243 93H242V91H241V94H243ZM3 94H4V93H3ZM17 94H15V95H17ZM26 94H27V96H28V93H26ZM26 94H25V95H26ZM32 94H33L34 96L36 95L35 92L32 93ZM32 94H31V95H32ZM39 94H40V93H39ZM66 94H67V93H66ZM66 94H65V96H66ZM69 94H70V92H69ZM69 94H67V95H69ZM73 94H74V92H73ZM85 94H86V93H85ZM101 94H103V93H101ZM114 94H115V93H114ZM123 94H124V93H123ZM123 94H122V95H123ZM137 94H138V92H137ZM147 94H148V93H147ZM151 94H152V93H151ZM153 94H154V93H153ZM159 94H160V93H159ZM166 94H168V93H166ZM173 94H174V93H173ZM187 94H188V93H187ZM191 94H192V93H191ZM208 94L212 95L211 92L208 93ZM222 94H223V93H222ZM235 94H236V93H235ZM238 94H240V93H238ZM6 95H7V93H6ZM25 95H24V96H25ZM31 95H29V96H31ZM33 95H32V96H33ZM50 95H51V94H50ZM50 95H49V96H50ZM52 95H53V94H52ZM52 95H51V97H54V96H52ZM56 95H57V93H56ZM71 95H72V94H71ZM71 95H70V96H71ZM80 95H81V92H80ZM80 95H79V97H80ZM86 95H87V94H86ZM86 95H85V96H86ZM89 95H90V94H89ZM94 95H95V94H94ZM94 95H93V96H94ZM105 95H106V94H105ZM108 95H109V94H108ZM111 95H113V94L111 93ZM122 95L120 94L119 96H122ZM127 95H128V94H127ZM141 95H142V94H141ZM163 95H164V92H163L162 96H163ZM170 95H171V94H170ZM174 95H175V94H174ZM184 95H185V94H184ZM195 95H196V94H195ZM223 95H224V94H223ZM1 96H5V95H1V94H0V97H1ZM18 96H19V95H18ZM18 96H17V97H18ZM22 96H23V95H22ZM24 96H23V97H24ZM29 96H28V97H29ZM39 96H40V95H39ZM44 96H45V95H44ZM81 96H82V95H81ZM116 96H117V95H116ZM119 96H118V97H119ZM124 96H125V95H124ZM124 96H123V97H124ZM129 96H131V95H129ZM145 96H146V95H145ZM145 96H144V97H145ZM160 96H161V94H160ZM164 96H165V95H164ZM177 96H178V95H177ZM189 96H190V95H189ZM189 96H188V98H189ZM202 96H203V95H202ZM202 96H201V97H202ZM225 96H226V95H225ZM233 96H234V94H233ZM236 96H237V94H236ZM240 96H241V95H239V97H240ZM258 96H259V95H258ZM46 97H47V96H46ZM51 97H50V98H51ZM76 97H77V96H76ZM83 97H84V95H83ZM83 97H82V98H83ZM86 97H87V96H86ZM86 97H85V98H86ZM96 97H97V96H96ZM108 97H109V96H108ZM110 97H111V96H110ZM123 97H122V98H123ZM127 97H128V96H127ZM135 97H137V96H135ZM141 97H142V96H141ZM153 97H154V99L156 98L155 95H153ZM165 97H168V95L165 96ZM165 97H164V98H165ZM181 97H182V95H181ZM185 97H186V96H185ZM196 97H197V96H196ZM207 97H209V96H207ZM216 97H217V96H216ZM219 97H220V96H219ZM230 97H231V95H230ZM230 97L228 96V98H230ZM237 97H238V96H237ZM244 97H246V96H244ZM247 97H248V96H247ZM4 98H5V97H4ZM14 98H15V97H13V99H14ZM19 98L21 99V97H19ZM25 98H26V97H25ZM25 98H24V99H25ZM35 98H36V97H35ZM35 98H33V99H35ZM38 98H39V97H38ZM58 98H59V97H58ZM71 98H73V96H72ZM71 98H70V99H71ZM82 98H81V99H82ZM85 98H84V99H85ZM98 98H99V97H98ZM98 98H97V99H98ZM101 98H102V97H101ZM112 98H113V97H112ZM114 98H116V97L114 96ZM119 98H120V97H119ZM119 98H118V99H119ZM130 98H131V97H130ZM146 98H147V97H146ZM148 98H149V97H148ZM169 98H170V97H169ZM171 98H172V97H171ZM197 98H198V97H197ZM223 98H225V97H223ZM235 98H236V97H235ZM16 99H17V98H16ZM54 99H56V97H55ZM75 99H76V98H75ZM84 99H83V101H84ZM86 99H87V98H86ZM103 99L105 100V97H104ZM109 99H110V98H109ZM124 99H125V98H124ZM124 99L121 100V98H120L121 101H123ZM131 99H133L132 101H134V97L131 98ZM142 99H143V98H142ZM178 99H179V98H178ZM180 99H181V98H180ZM182 99H184V98H182ZM182 99H181V100H182ZM191 99H192V98H191ZM191 99H190V101H191ZM206 99H207V98H206ZM208 99H211V96H210ZM220 99H221V98H220ZM226 99H227V98H226ZM250 99H251V98H250ZM1 100H3V99H1ZM21 100H22V99H21ZM25 100H27V99H25ZM51 100H52V98H51ZM51 100L49 99V101H51ZM58 100H59V99H58ZM58 100H57V101H58ZM95 100H96V99H95ZM100 100H101V99H100ZM112 100H114V99H112ZM120 100H119V101H120ZM129 100H130V99L128 98V102H130ZM163 100H164V99H163ZM163 100H162V101H163ZM166 100H168V98H167ZM170 100H171V99H170ZM202 100H203V99L200 98L199 102H200V101H201L202 103H205V102H206L205 100H204V101H202ZM213 100H216V99H213V98H212V102H214ZM217 100H218V99H217ZM233 100H234V99H233ZM29 101H30V99L27 100V103L25 102V104L27 105V104L29 103ZM31 101H32V100H31ZM38 101H39V100H38ZM53 101H55V100H53ZM72 101H73V99H72ZM75 101H76V100H75ZM79 101H80V100H79ZM79 101H77V102H79ZM86 101H87V100H86ZM89 101H90V100H89ZM91 101H92V98H91ZM108 101H109V100H108ZM115 101H116V100H115ZM115 101H114V102H115ZM119 101H118V102H119ZM135 101H136V100H135ZM144 101H145V100H144ZM150 101H151V100H150ZM157 101H159V100H156V102H157ZM168 101H169V100H168ZM176 101H177V100H176ZM176 101L174 102V100H173L174 104L177 103ZM208 101H209V100H208ZM236 101H237V99H236ZM252 101H253V100H252ZM262 101H263V100H262ZM8 102H9V101H8ZM13 102H14V101H13ZM16 102H17V101H16ZM32 102H34V101H32ZM39 102H40V101H39ZM41 102H42V101H41ZM41 102H40V103H41ZM44 102H45V101H44ZM97 102L100 103V101H97ZM110 102H111V101H110ZM114 102H113V104H114ZM118 102H117V103H118ZM141 102H142V101H141ZM146 102H147V100H146ZM148 102H149V101H148ZM160 102H161V101H160ZM173 102H171V104H172ZM178 102L180 103V102H182V101H178ZM191 102L193 103V101H191ZM212 102H211V103L209 102L210 105L212 104ZM219 102H220V101H219ZM219 102H218V103H219ZM232 102H235V101H232ZM232 102H230V103H232ZM237 102H238V101H237ZM237 102H236V103H237ZM2 103H3V102H2ZM2 103H1V104H2ZM11 103H12V102H11ZM23 103H24V101H23ZM36 103H37V101H36ZM36 103H35V104H36ZM45 103H46V102H45ZM59 103H60V102H59ZM64 103H67V102H64ZM80 103H81V102H80ZM83 103H84V102H82V105H83ZM90 103H91V102H90ZM115 103H116V102H115ZM119 103H120V102H119ZM123 103H124V101H123ZM126 103H127V102H126ZM131 103H132V102H131ZM138 103H139V101H137V104H136V105H138ZM150 103H151V102H149L148 104H150ZM157 103H158V102H157ZM162 103H163V102H162ZM165 103L167 104V101H166ZM179 103H177V104H179ZM206 103H208V102H206ZM209 103H208V104H209ZM218 103H217V104H218ZM221 103H222V101H221ZM221 103H220V104H221ZM257 103H259V105H260L261 102H257ZM257 103H256V104H257ZM8 104H9V103H8ZM19 104H20V103H19ZM30 104H31V103H30ZM38 104H39V103H38ZM51 104H52V103H51ZM56 104H57V103H56ZM60 104H61V103H60ZM60 104H59V105H60ZM72 104H73V103H72ZM113 104H112V105H113ZM127 104H128V103H127ZM127 104H126V106H127ZM132 104H134V103H132ZM144 104H145V103H144ZM168 104H169V103H168ZM181 104H182V103H181ZM183 104H184V103H183ZM183 104H182V105H183ZM188 104H190V103H188ZM224 104H225V103H224ZM2 105H3V104H2ZM6 105H7V104H6ZM64 105H65V104H64ZM69 105H70V104H69ZM69 105H67V106H69ZM120 105H121V104H120ZM123 105H125V104H123ZM123 105H122V106H123ZM141 105H142V104H141ZM141 105H140V106H141ZM146 105H147V104H146ZM152 105H153V104H152ZM154 105H155V104H154ZM163 105H164V103H163ZM191 105H193V104H191ZM191 105H190V106H191ZM194 105H196V104H194ZM194 105H193V106H194ZM201 105H202V104H201ZM221 105H222V104H221ZM228 105H229V103H228ZM236 105H237V104H236ZM253 105L255 106V103H254ZM257 105H258V104H257ZM257 105H256V106H257ZM7 106H10V105H7ZM14 106H15V105H14ZM14 106H13V107H14ZM24 106H25V105H24ZM24 106H23V107H24ZM28 106H29V105H28ZM30 106H31V105H30ZM45 106H46V105H45ZM67 106H66V107H67ZM72 106H73V105H72ZM84 106H85V104H84ZM87 106H88V105H87ZM97 106H98V105H97ZM103 106H104V105H103ZM109 106H110V105H109ZM128 106L130 107V105H128ZM133 106H134V105H133ZM138 106H139V105H138ZM138 106H137V107H138ZM144 106H145V105H144ZM147 106H148V105H147ZM150 106H151V105H150ZM158 106H159V105H158ZM175 106H176V105H175ZM177 106L179 107V105H177ZM196 106H198V105H196ZM212 106H213V104H212ZM217 106H219V105H217ZM223 106H224V105H223ZM239 106H240V105H239ZM251 106H252V105H251ZM261 106H262L261 108L263 109L264 106H263L262 104H261ZM4 107H5V106H4ZM13 107H12V108H13ZM15 107H16V106H15ZM17 107H18V106H17ZM25 107H26V106H25ZM25 107H24V108H25ZM36 107H37V106H36ZM36 107H35V108H36ZM49 107H50V106H49ZM49 107H48V108H49ZM56 107H57V106H56ZM60 107H61V105H60ZM62 107H64L63 104H62ZM69 107H70V106H69ZM69 107H68V109H70ZM111 107H112V106H111ZM115 107H116V106H115ZM118 107H119V106H118ZM118 107H117V108H118ZM129 107H128V108H129ZM148 107H149V106H148ZM151 107H152V106H151ZM154 107H155V106H154ZM207 107H208V106H207ZM210 107H211V106H210ZM225 107H226V105H225ZM227 107H228V106H227ZM249 107H250V105H249ZM249 107H248V108H249ZM252 107H253V106H252ZM252 107H251V108H252ZM21 108H22V107H21ZM30 108H31V107H30ZM42 108H43V107H42ZM54 108H55V106H54ZM57 108H59V106H58ZM101 108H102V107H101ZM101 108H100V109H101ZM112 108H113L114 110L117 109V108H114V107H112ZM139 108H141V107H139ZM155 108H156V107H155ZM165 108H166V107H165ZM168 108H169V107H168ZM184 108H185V107H184ZM184 108H183V109H184ZM190 108H191V107H190ZM192 108H194V107H192ZM196 108H197V107H196ZM205 108H206V107H205ZM205 108H204V109H205ZM208 108H209V107H208ZM231 108H232V106H231ZM255 108H259V106H258V107H255ZM14 109H15V108H14ZM33 109H34V108H33ZM38 109H40V108L38 107L37 110H38ZM66 109H67V108H66ZM75 109H77V108L75 107ZM85 109H86V108H85ZM98 109H99V108H98ZM120 109H121V108H120ZM129 109H130V108H129ZM136 109H137V108H136ZM136 109H135V110H136ZM143 109H144V108H143ZM145 109H147V108L145 107ZM151 109H152V108H151ZM156 109H157V108H156ZM156 109H155V110H156ZM169 109H170V108H169ZM172 109H173V108H171V110H172ZM198 109H200V108L198 107ZM217 109H218V107L216 108V110H217ZM222 109H223V108H222ZM236 109H237V108H235V110H236ZM246 109H247V108H246ZM246 109H245V111L248 110V109H247V110H246ZM9 110H10V109H9ZM73 110H74V108H73ZM78 110H79V108H78ZM86 110H88V108H87ZM86 110H85V111H86ZM106 110H107V109H106ZM109 110H110V109H109ZM124 110H125V109H124ZM131 110H132V109H131ZM139 110H140V109H139ZM191 110H192V109H191ZM208 110H209V109H208ZM216 110H215V111H216ZM219 110H220V109H219ZM250 110H251V109H250ZM250 110H249V111H250ZM30 111H31V110H30ZM35 111H36V110H35ZM40 111H42V110H40ZM59 111L61 112V109L58 110V112H59ZM63 111H64V110H63ZM67 111H68V110H67ZM71 111H72V109L69 110L68 112H71ZM104 111H105V110H104ZM104 111H103V112H104ZM111 111H112V110H111ZM126 111H127V110H126ZM126 111H125V112H126ZM128 111H129V110H128ZM132 111H134V110H132ZM146 111H147V110H146ZM148 111H149V109H148ZM157 111H158V110H157ZM157 111H156V112H157ZM159 111H160V110H159ZM164 111H166V109H165ZM169 111H170V110H168V112H169ZM181 111H182V110H181ZM187 111H188V110H187ZM192 111L194 112V109H193ZM192 111H191V112H192ZM210 111L212 112V109H211ZM210 111H207V116H208V112H210ZM223 111H224V109H223ZM229 111H230V110H229ZM237 111H238V110H237ZM253 111H254V110H253ZM9 112H10V111H9ZM11 112H12V111H11ZM32 112H33V111H32ZM72 112H73V111H72ZM121 112H122V111H121ZM121 112H120V113H121ZM137 112H138V111H137ZM197 112H198V111H197ZM201 112H202V111H200V113H201ZM203 112H205V110H204ZM213 112H214V111H213ZM225 112H226V111H225ZM234 112H235V111H234ZM234 112H232V113H234ZM247 112H248V111H247ZM254 112H255V111H254ZM259 112H260V111H259ZM14 113H15V112H14ZM28 113H30V112H28ZM35 113H36V112H35ZM38 113H39V112L36 113V116H38V115H37ZM54 113H55V112H54ZM56 113H57V112H56ZM64 113H66V111H65V112H62V114H64ZM79 113H80L81 116L83 115L81 112H79ZM93 113H94V111H93ZM107 113H108V110H107ZM107 113H106V114H107ZM127 113H128V112H127ZM131 113H132V112H131ZM131 113H130V114H131ZM135 113H136V112H135ZM135 113H134V114H135ZM141 113L143 114V111H141V112L139 111V113H137V116H138V114H141ZM148 113H150V112H148ZM178 113H179V112H178ZM195 113H196V112H195ZM195 113H194V114H195ZM236 113H237V112H236ZM262 113H263V112H262ZM18 114H20V113H18ZM18 114H17V115H18ZM23 114H24V111H23ZM32 114H34V113H32ZM40 114H41V113H40ZM45 114H46V113H45ZM52 114H53V113H52ZM67 114L71 116L70 113H67ZM96 114H97V112H96ZM103 114H105V113H103ZM124 114H125V113H124ZM124 114H123V115H124ZM161 114H162V113H161ZM161 114L159 113V115H161ZM174 114H175V112H174ZM186 114H187V113H186ZM242 114H243V112H242ZM242 114H241V115H242ZM47 115H48V114H47ZM49 115H51V114H49ZM57 115H58V113H57ZM57 115H56V116H57ZM59 115H60V114H59ZM64 115H65V114H64ZM78 115H79V114H78ZM85 115H86V114H85ZM85 115H83V116L85 117ZM100 115H101V113H100ZM110 115H111V114H110ZM119 115H120V114H119ZM121 115H122V114H121ZM131 115H132V114H131ZM149 115H150V114H149ZM151 115H152V113H151ZM157 115H158V114H157ZM163 115H164V114H163ZM190 115H191V114H190ZM203 115H204V114H203ZM205 115H206V114H205ZM228 115H229V113H228ZM243 115H244V114H243ZM254 115L256 116L255 113H254ZM15 116H16V114H15ZM33 116H34V115H33ZM39 116H40V115H39ZM43 116H44V114H43ZM61 116H62V115H61ZM61 116H59V117H61ZM66 116H67V115H66ZM72 116H75V115L72 114ZM83 116H82V117H83ZM111 116H112V115H111ZM111 116H110V117H111ZM113 116H114V115H113ZM124 116H125V115H124ZM126 116H127V115H126ZM128 116H130V115H128ZM132 116H133V115H132ZM144 116H146V115H144ZM155 116H156V114H155ZM173 116H174V115H173ZM175 116H176V115H175ZM178 116H179V115H178ZM180 116H181V115H180ZM182 116H183V115H182ZM244 116H245V115H244ZM244 116H243V117H244ZM248 116H249V113H248ZM250 116H251V112H250ZM252 116H253V113H252ZM255 116L250 117V118H251V119H252V118L254 119ZM22 117H23V116H22ZM27 117H28V114H27ZM27 117H26V118H27ZM30 117H31V115H30ZM34 117H35V116H34ZM34 117H33V118H34ZM57 117H58V116H57ZM115 117H116V115H115ZM133 117H134V116H133ZM141 117H142V115H141ZM141 117H140V118H141ZM146 117H147V116H146ZM151 117H152V116H151ZM156 117H157V116H156ZM167 117H168V116H167ZM169 117H170V116H169ZM200 117H202V116L200 115ZM211 117H213V116L210 115V117H208V118H211ZM233 117H234V115L232 116V118H233ZM241 117H242V116H241ZM261 117H263V115H261L260 117H258V115H257V116H256V119L260 118L259 120H261ZM35 118H36V117H35ZM75 118H76V117H75ZM85 118H89V116L87 115V117H85ZM85 118H84V119H85ZM111 118H114V117H111ZM120 118H122V117H120ZM123 118L125 119V117H123ZM131 118H132V117H130L128 120H130ZM138 118H139V116H138ZM143 118H144V117H143ZM153 118H154V117H153ZM172 118H173V117H172ZM175 118H176V117H175ZM180 118H182V117H180ZM227 118H228V117H227ZM234 118L236 119V117H234ZM250 118H249V119H250ZM263 118H264V117H263ZM28 119H29V118H28ZM37 119H39V118L37 117ZM41 119H42V117H41ZM47 119H48V118H47ZM53 119H54V118H53ZM55 119H56V118H55ZM80 119H81V117H80ZM92 119H93V118H92ZM109 119H110V118H109ZM115 119H117V118H115ZM115 119H114V120H115ZM118 119H119V118H118ZM134 119H136V121H137V118H136V117H135ZM155 119H156V118H155ZM157 119H158V118H157ZM173 119H174V118H173ZM182 119H183V118H182ZM184 119H185V118H184ZM189 119H190V118H188V120H189ZM198 119H199V118H198ZM201 119H203V118H200V120H201ZM212 119H214V118H212ZM238 119H239V118H238ZM238 119H237V120H238ZM241 119H242V118H241ZM241 119H239V122H240ZM244 119L246 120L247 118H244ZM256 119H255V120H256ZM0 120H1V119H0ZM17 120H20V117H19V119H18V117H17ZM23 120H24V119L22 118V121H23ZM29 120H32V119H29ZM45 120H46V117H45ZM56 120H57V119H56ZM66 120L68 121V119H66ZM93 120H95V119H93ZM99 120H100V119H99ZM110 120H111V119H110ZM114 120H113V122H111V123H114ZM121 120H122V119H121ZM121 120L119 121V123L121 122ZM128 120H127L128 123L131 122V121H128ZM140 120H141V119H140ZM144 120H145V119H144ZM144 120H143V121H144ZM148 120H149V119H147V121H148ZM166 120H167V119H166ZM186 120H187V119H186ZM188 120H187V121H188ZM195 120H196V119H195ZM209 120H211V119H208V121H209ZM215 120H216V119H214L213 122H215ZM226 120H227V119H226ZM231 120H232V119H231ZM233 120H234V119H233ZM6 121H7V120H6ZM20 121H21V120H20ZM33 121H36V120H33ZM37 121H38V120H37ZM39 121H42V120H39ZM43 121H44V120H43ZM50 121H52V120H50ZM50 121H49V122H50ZM72 121H73V120H72ZM81 121H83V120H81ZM84 121H85V120H84ZM84 121H83V122H84ZM87 121H88V119H87ZM104 121H106V120L104 119ZM111 121H112V120H111ZM116 121H117V120H116ZM132 121L134 122L133 119H132ZM150 121H151V119H150ZM164 121H165V120H164ZM176 121H177V118H176ZM178 121H179V120H178ZM178 121H177V122H178ZM190 121H191V120H190ZM224 121H225V120H224ZM234 121H235V120H234ZM234 121H233L232 123H234ZM241 121H242V120H241ZM261 121H263V120H261ZM12 122H13V121H12ZM15 122H16V120H15ZM26 122H27V120H26ZM59 122H62V121H59ZM85 122H86V121H85ZM85 122H84L83 124H86ZM94 122H96V121H94ZM94 122H93V123H94ZM108 122H110V121H108ZM124 122H126V120H125ZM137 122H138V121H137ZM151 122H153V121H151ZM154 122H155V121H154ZM166 122H167V121H166ZM169 122H172V120L169 121ZM169 122H168V123H169ZM173 122H174V121H173ZM181 122H182V120H181ZM181 122L179 121V123H181ZM193 122L196 123V121H193V120H192V123H193ZM202 122H205V120L202 121ZM213 122H212V124H213ZM239 122H238V123H239ZM259 122H260V121H259ZM9 123H10V122H9ZM16 123H17V122H16ZM21 123H22V122H21ZM21 123L19 122L20 125H21ZM29 123H30V122H29ZM32 123H33V122H32ZM35 123H36V122H35ZM39 123H40V122H39ZM45 123H46V122H45ZM56 123H57V122H56ZM66 123H67V122H66ZM68 123H69V121H68ZM68 123H67V124H68ZM75 123H76V122H75ZM90 123L92 124V122H90ZM101 123H102V121H101ZM117 123H118V122H117ZM119 123H118V124H119ZM146 123L149 124V122H146ZM168 123H167V124H168ZM190 123H191V122H190ZM205 123H206V122H205ZM208 123H209V122H208ZM208 123H206L205 125H208V126H209L210 123H209V124H208ZM215 123H216V122H215ZM215 123H214V124H215ZM229 123H230V122H229ZM232 123H231V125H232ZM238 123H235V124L238 125ZM244 123L246 124V122H244ZM244 123H243V125H244ZM22 124H23V123H22ZM40 124L43 125V122L40 123ZM61 124H62V123H61ZM71 124H72V123H71ZM103 124H104V123H103ZM105 124H106V123H105ZM118 124H117V125H118ZM120 124H122V123H120ZM120 124H119V125H120ZM124 124H125V123H124ZM124 124H123L122 126H124ZM130 124H131V123H130ZM134 124H135V123H134ZM134 124H132V126H134ZM136 124H137V123H136ZM165 124H166V123H165ZM170 124H171V123H170ZM181 124H182V123H181ZM184 124H185V123L183 122V126L180 125L179 130H178V129L176 128V126H175V128L177 129V130H176L177 133L181 134V132H183V133H185V134H186V133H187V134H188V133H189V134H192V133L195 132V129L199 130L198 128L201 127V126L199 125V123H198V124H194V123H193V125L191 124L192 126H190V125H184ZM186 124H187V122H186ZM217 124H218V122H217ZM226 124H227V123H226ZM248 124H249V123H248ZM261 124H262V123H261ZM9 125H10V124H9ZM48 125H50V124H48ZM48 125L46 124V126H48ZM64 125H66V124L64 123ZM68 125H69V124H68ZM74 125H75V124H74ZM74 125H73V126H74ZM81 125H82V124H81ZM87 125H89V124H87ZM92 125H93V127H94V124H92ZM99 125H100V124H99V122H98V125H97V126H99ZM108 125H109V124H108ZM108 125H107V126H108ZM157 125H158V124H157ZM172 125H175V124H172ZM172 125H171V126H172ZM176 125H177V124H176ZM210 125H211V124H210ZM215 125H216V124H215ZM223 125H224V124H223ZM251 125H252V124H251ZM17 126H18V125H17ZM21 126H22V125H21ZM58 126H59V124H58ZM82 126H83V125H82ZM85 126H86V125H85ZM109 126H110V128H111L112 124L109 125ZM113 126H115V125L113 124ZM120 126H121V125H120ZM122 126H121V128H122ZM135 126H136V125H135ZM143 126H144V124H143ZM143 126L140 125V127H143ZM149 126H150V125H149ZM158 126H159V125H158ZM158 126H156V127H158ZM164 126H165V125H164ZM164 126H162V127L164 128ZM167 126H168V125H167ZM177 126H178V125H177ZM232 126H233V125H232ZM232 126H229V128L232 127ZM252 126H253V125H252ZM10 127H11V126H10ZM23 127H24V126H23ZM37 127H38V126H37ZM43 127H44V125H43ZM55 127H56V126H55ZM55 127H54V128H55ZM62 127H63V125H62ZM64 127H65V126H64ZM64 127H63V128H64ZM68 127L71 128L70 126H68ZM74 127H75V126H74ZM74 127H73V128H74ZM76 127H77V126H76ZM76 127H75V128H76ZM95 127H96V126H95ZM99 127H100V126H99ZM116 127L118 128V126H116ZM140 127H137V128L140 129ZM145 127H146V126H145ZM160 127H161V126H160ZM169 127H170V125H169ZM206 127H207V126H206ZM212 127H213V125H212ZM214 127H215V126H214ZM217 127H218V126H216V129H217ZM219 127H220V125H219ZM225 127H226V126H225ZM237 127H238V126H237ZM257 127H258V125H257ZM17 128H18V127H17ZM30 128H32V127H30ZM38 128H40V127H38ZM49 128H50V127H49ZM52 128H53V127H52ZM52 128H50V129H52ZM59 128H60V127H59ZM63 128H62V129H63ZM69 128H68V130H69ZM106 128H108V127H105V126H104V129H106ZM112 128H113V127H112ZM146 128H147V127H146ZM154 128H155V127H154ZM170 128H171V127H170ZM173 128H174V127H173ZM222 128H223V127L219 128V129L222 130ZM227 128H228V127H226L225 129H227ZM258 128H259V127H258ZM260 128H261V127H260ZM22 129H24V128H22ZM62 129H61V130H62ZM90 129H91V127H90ZM93 129H94V128H93ZM98 129H99V128H98ZM113 129H114V128H113ZM113 129H112V130H113ZM118 129H119V128H118ZM125 129H127V128H125ZM125 129H124V130H125ZM141 129H144V128H141ZM150 129H152V128H150ZM166 129H167V128H166ZM211 129L214 130L213 128H211ZM231 129H233V128H231ZM231 129H230V131H231ZM234 129H235V128H234ZM234 129H233V130H234ZM262 129H263V128H262ZM13 130H15V129H13ZM57 130H58V129H57ZM82 130H83V129H81V132H82ZM88 130H89V129H88ZM95 130H97V128H95ZM109 130H110V129H108V131H109ZM112 130H111V131H112ZM115 130H116V129H114V131H115ZM127 130H128V129H127ZM144 130H145V129H144ZM146 130H147V129H146ZM148 130H149V129H148ZM153 130H154V129H153ZM155 130H156V129H155ZM161 130H162V129H161ZM163 130H164V129H163ZM201 130H203V129H201ZM201 130H200V131H201ZM204 130H206V129H204ZM233 130H232V132H233ZM46 131H47V130H46ZM58 131H59V130H58ZM58 131H57V132H58ZM70 131H71V130H70ZM76 131H77V130H76ZM91 131H92V130H91ZM91 131H90V132H91ZM98 131H99V130H98ZM111 131H109V132L111 133ZM128 131H129V130H128ZM128 131H126V132H128ZM132 131H133V130H132ZM134 131H135V133H136L137 130H134ZM140 131H141V130H140ZM140 131H137V132H140ZM156 131H157V130H156ZM156 131H155V132H156ZM164 131H165V130H164ZM219 131H220V130H219ZM228 131H229V130H228ZM261 131H262V130H261ZM17 132H18V131H17ZM38 132H39V131H38ZM41 132H43V130H42ZM59 132H60V131H59ZM92 132H94V131H92ZM95 132H96V131H95ZM95 132H94V134H95ZM100 132H101V131H100ZM109 132H108L107 134H109ZM112 132H113V131H112ZM146 132H147V131H146ZM148 132H149V131H148ZM167 132H168V131H167ZM171 132H172V131H171ZM209 132H210V131H209ZM224 132H225V131H224ZM236 132H237V131H236ZM236 132H235V133H236ZM39 133H40V132H39ZM39 133H38V134H39ZM50 133H51V132H49V135H50ZM60 133H61V132H60ZM60 133H59V134H60ZM66 133H67V132H66ZM68 133H69V132H68ZM76 133H77V132H76ZM76 133H75V134H76ZM79 133H80V132H79ZM79 133H78V134H79ZM96 133H97V132H96ZM124 133H125V131H124ZM129 133H130V132H129ZM142 133H144V131H143ZM153 133H154V131H153ZM153 133H152V134H153ZM161 133H163V132H161ZM169 133H170V132H169ZM238 133H240V132H238ZM263 133H264V132H263ZM44 134H45V133H44ZM44 134H43V135H44ZM55 134H56V133H55ZM55 134H54V136H55L54 138H57V137H56L57 135H55ZM97 134H98V133H97ZM132 134H133V132H132ZM139 134H140V133H139ZM139 134H138V135H139ZM145 134H146V133H145ZM148 134H150V132H149ZM155 134H156V133H155ZM159 134H160V133H159ZM163 134H164V133H163ZM163 134H162V135H163ZM166 134H167V133H166ZM173 134H174V133H173ZM173 134H172V135H173ZM187 134H186V136H187ZM201 134H202V133H201ZM203 134H204V133H203ZM203 134H202V135H203ZM205 134H206V132H205ZM217 134H218V133H216L215 135H217ZM243 134H244V133H243ZM246 134H248V133H246ZM249 134H250V133H249ZM251 134H252V133H251ZM40 135H41V134H40ZM95 135H96V134H95ZM99 135H100V134H99ZM101 135H102V134H101ZM103 135H104V134H103ZM109 135H110V134H109ZM120 135H121V134H120ZM122 135H123V134H122ZM122 135H121V136H122ZM129 135H130V134H129ZM133 135H134V134H133ZM133 135H132V136H133ZM138 135H137V136H138ZM142 135H144V134H142ZM146 135H147V134H146ZM150 135H151V134H150ZM182 135H183V134H182ZM209 135H211V134H209ZM212 135H213V134H212ZM220 135H221V134H220ZM224 135H225V134H224ZM47 136H48V135H47ZM78 136H81V135H78ZM83 136H85V134H83ZM83 136H81V137H83ZM89 136H90V135H89ZM97 136H98V135H97ZM104 136H105V135H104ZM115 136H116V134H115ZM117 136H118V135H117ZM132 136H131V138H132ZM157 136H158V132H157ZM157 136H156V137H157ZM165 136H166V135H165ZM165 136H164V137H165ZM168 136H169V135H168ZM170 136H171V133H170ZM183 136H185V135H183ZM204 136H205V135H204ZM221 136H222V135H221ZM244 136H245V135H244ZM255 136H256V134H255ZM261 136H262V135H261ZM32 137H33V136H32ZM40 137H41V136H40ZM44 137H45V136H44ZM51 137H52V135H51ZM58 137H60V136H58ZM65 137H66V136H65ZM69 137H70V136H69ZM87 137H88V135H87ZM87 137H86V138H87ZM101 137H102V136H101ZM105 137H106V136H105ZM105 137H104V138H105ZM119 137H120V136H119ZM119 137H118V139H119ZM135 137H136V136H135ZM146 137L150 138L151 136H148V135H147ZM152 137H153V136H152ZM152 137H151V138H152ZM159 137H160V136H159ZM187 137H188V136H187ZM201 137H202V136H201ZM206 137H207V135H206ZM213 137L217 138L216 136H213ZM258 137H259V136H258ZM263 137H264V135H263ZM34 138H35V136H34ZM34 138H33V139H34ZM41 138H42V137H41ZM41 138H40V139H41ZM72 138H73V137H72ZM72 138H71V139H72ZM92 138H93V137H92ZM95 138L100 139L99 136H98V137H95ZM95 138H94V139H95ZM106 138H107V137H106ZM106 138H105V140H106ZM109 138H111V137H109ZM122 138H123V137H122ZM125 138H126V136H125ZM129 138H130V136H129ZM133 138H134V136H133ZM141 138H142V137H141ZM141 138H140V139H141ZM148 138H147V140H148ZM167 138H168V137H167ZM172 138H173V137H172ZM176 138H177V137H176ZM180 138H182V137H180ZM188 138H190V137H188ZM192 138H194V137H192ZM197 138H198V137H197ZM202 138H203V137H202ZM45 139H46V138H45ZM63 139H64V136H63ZM63 139H62V140H63ZM67 139H68V138H67ZM67 139H64V141L67 140ZM73 139H74V138H73ZM73 139H72V140H73ZM75 139H76V138H75ZM87 139H88V138H87ZM111 139H112V138H111ZM111 139H109L108 142H106V141H104V140H102V139H100V140L106 142L107 145H110L109 142H110ZM113 139H115V137H114ZM116 139H117V138H116ZM116 139H115V140H116ZM137 139H138V138H137ZM152 139H153V138H152ZM156 139H157V138H156ZM165 139H166V138H165ZM169 139H170V138H169ZM178 139H179V138H178ZM182 139H183V138H182ZM200 139H201V138H200ZM203 139H204V138H203ZM208 139H210V138L208 137ZM38 140H39V136H38ZM80 140H81V139H80ZM100 140H99V141H100ZM107 140H108V139H107ZM115 140H114V141H115ZM144 140H146V139H144ZM158 140H159V139H158ZM185 140H186V139H185ZM220 140H221V139H220ZM232 140H233V139H232ZM236 140H238V139H236ZM41 141H42V140H41ZM43 141H44V140H43ZM60 141H61V140H60ZM74 141H75V140H74ZM82 141H83V140H82ZM112 141H113V140H112ZM112 141H111V142H112ZM128 141H129V140H128ZM130 141H131V140H130ZM134 141H135V140H134ZM134 141L132 140V143H134ZM148 141H150V139H149ZM154 141H156V140H154ZM159 141H160V140H159ZM164 141H166V140H164ZM176 141H177V140H176ZM176 141H175V142H176ZM194 141H195V139H194ZM198 141H199V140H198ZM204 141H206V140H204ZM212 141H213V140H212ZM230 141H231V140H230ZM230 141H229V142H230ZM233 141H234V140H233ZM238 141H240V140H238ZM25 142H26V141H25ZM34 142H35V141H34ZM39 142H40V141H39ZM50 142H51V140H50ZM54 142H55V141H54ZM54 142L52 141V144H53V145H54ZM70 142H71V140H70ZM70 142H68V143H70ZM85 142H86V141H85ZM111 142H110V143H111ZM115 142H116V141H115ZM140 142H141V140H140ZM146 142H147V141H146ZM150 142H151V141H150ZM152 142H153V141H152ZM160 142H161V141H160ZM160 142H159V143H160ZM172 142H173V141H172ZM178 142H180V141H178ZM182 142H183V141H182ZM184 142H185V141H184ZM227 142H228V141H227ZM235 142H236V141H235ZM246 142H247V141H246ZM252 142H254V141H252ZM57 143H59V141H58ZM60 143H62V141H61ZM64 143H65V142H64ZM64 143H62V145H63ZM96 143H97V141H96ZM98 143H99V142H98ZM101 143L103 144V142H101ZM113 143H114V142H113ZM119 143H120V142H119ZM119 143L117 144V146H118V145L120 146ZM121 143H122V142H121ZM135 143H136V141H135ZM142 143H144V142L142 141ZM153 143H154V142H153ZM163 143H164V142H163ZM168 143H169V142H168ZM185 143H186V142H185ZM189 143H190V142H189ZM194 143H195V142H194ZM258 143H259V142H258ZM258 143H254V144H251V145H245V144H244V146H238V147H233V145H232L231 150H230V148H229L230 152H228V153L225 152L226 155H227L226 159H217V161L213 164L214 166H212L211 164H210V165H206L205 162H206V160L208 159V156H207V154H206L205 152H200L199 154H198V152H197L198 156H197V155H196L197 157L195 156L196 159H195V158L192 159V160L195 159V161L192 163L193 165L191 164L192 167H190L189 169L187 168L188 170H187V171L184 170L185 172H183V171L181 170V169H183V168H182L183 166H182V167L179 166V167L181 168L180 171H179L178 169H177V170H174V171H173V174L171 175V176H172L171 179H174V180L172 181V183H169V181H167V180L165 179L166 181H163L164 183L162 182L163 185H162V186H159V187H160V196H161L162 199L164 200L165 204H162V205H160V206H156V205H155V203H156L155 201L148 202V203H147V205H148V206H147L148 214H147V213L144 214V213H143L144 211H143V212L140 211V212H142L143 214L140 213V214H141L140 218H138V216H137V220H138V221L136 220V222H137V223L139 222L141 225H142V224H145V223H146V224H153V225L155 224V225H159V224H161V223L163 224V223H164L163 221H165V219H167V220H171V221H177L175 224H177L178 221H180L182 224H184L185 226H187V227H186V230L188 229L191 233H194L197 229L199 230V227H200V226H198L199 223H201V222H203V221L207 222V221H209V220L213 221V218H214L215 216L218 217V215H220L221 213H224V212L227 213L228 210L233 209L232 206H235L234 203H235V200H236L237 197H236V198H232V196H233L232 194L237 193V192H236V191H237V187H238V186H237V183H238V181H239L240 179H242V178H240V177H241V174H242V176H243L244 168H246V169H248V170L251 169V171H252L253 169H252L251 167L255 165V166H261V168L264 169V145H263V142H262V144H261V143L258 144ZM47 144H49V142H47ZM80 144H81V143H80ZM84 144H86V143H84ZM87 144H88V142H87ZM89 144H90V143H89ZM104 144H105V143H104ZM104 144H103V145H104ZM114 144H115V143H114ZM148 144H149V143H148ZM150 144H152V143H150ZM164 144H165V143H164ZM181 144H182V143H181ZM181 144H180V145H181ZM203 144H204V143H203ZM215 144H216V142H215ZM220 144H221V142H220ZM229 144H230V143H229ZM233 144H235V143H233ZM239 144H240V143H239ZM242 144H243V143H242ZM50 145H51V144H50ZM55 145H56V143H55ZM77 145H78V144H77ZM99 145H100V144H99ZM111 145H112V144H111ZM123 145H124V144H123ZM126 145H128V144H126ZM136 145L139 146V145H141V144H139V145L136 144ZM158 145H159V144H158ZM161 145H163V144H161ZM221 145H222V144H221ZM221 145H220V146H221ZM223 145H224V144H223ZM227 145H228V144H227ZM227 145H226V146H227ZM240 145H241V144H240ZM67 146H69V145H67ZM78 146H79V145H78ZM81 146H82V144H81ZM90 146H91V145H90ZM101 146H102V145H101ZM105 146H106V145H105ZM142 146H143V144H142ZM142 146H140V148H141ZM144 146H145V145H144ZM149 146H151V145H149ZM171 146H172V145H171ZM210 146H211V145H209L208 147L210 148ZM228 146H229V145H228ZM42 147H43V146H42ZM50 147H52V145H51ZM63 147H65V146H63ZM69 147H70V146H69ZM88 147H89V146H88ZM120 147H121V146H120ZM147 147H148V146H147ZM160 147H161V146H160ZM162 147H163V146H162ZM162 147H161V148H162ZM164 147H165V145H164ZM180 147H181V146H180ZM22 148H23V147H22ZM40 148H41V146H40ZM52 148H53V147H52ZM65 148H66V147H65ZM65 148H64V151H65ZM91 148H92V147H91ZM93 148H95V147H93ZM107 148H108V146H107L105 149H107ZM109 148H110V147H109ZM130 148H131V150H132V147H130ZM135 148H136V147H135ZM143 148H144V147H142V149H143ZM148 148H149V147H148ZM171 148H172V147H171ZM182 148H183V147H182ZM209 148H208V149H209ZM214 148H216V147H214ZM218 148H219V147H218ZM223 148H224V147L222 146V149H221L222 151L224 150ZM225 148H227V147H225ZM41 149H42V148H41ZM49 149H51V148H49ZM58 149H59V147H58ZM77 149H78V148H77ZM81 149H82V148H81ZM85 149H86V147H85ZM85 149H84V150H85ZM87 149H88V148H87ZM112 149H113V148H112ZM122 149H123V148H122ZM125 149H126V146H125ZM127 149H128V148H127ZM133 149H134V148H133ZM138 149H139V148H138ZM152 149H153V147H152ZM152 149H151V151H152ZM157 149H158V150H161V149H159V147H157ZM165 149H166V147H165ZM208 149H207V147H206V149H204V150H207L206 152H208ZM216 149H217V148H216ZM216 149H215V150H216ZM14 150H15V149L12 150L13 153H14ZM55 150H56V149H55ZM67 150H68V149H66V152H68ZM70 150H71V149H69V151H70ZM72 150H73V149H72ZM84 150H83V152H84ZM91 150H95V149H91ZM107 150H108V149H107ZM120 150H121V149H120ZM129 150H130V149H129ZM147 150H148V149H147ZM170 150H171V149H170ZM190 150H191V149H190ZM198 150H199V149H198ZM198 150H197V151H198ZM204 150H203V151H204ZM219 150H220V148H219ZM226 150H227V149H226ZM226 150H225V151H226ZM36 151H37V150H36ZM52 151H53V149H52ZM52 151H51V152H52ZM56 151H57V150H56ZM62 151H63V150H62ZM76 151H77V150H76ZM85 151H86V150H85ZM88 151H89V150H88ZM136 151H137V150H136ZM143 151H144V149H143ZM161 151H164V150H161ZM188 151H189V150H188ZM188 151L186 150L187 153H188ZM209 151H210V149H209ZM211 151H212V150H211ZM15 152H16V151H15ZM20 152H21V151H20ZM39 152H40V151H39ZM41 152H42V151H41ZM41 152H40V153H41ZM47 152H48V151H47ZM73 152H75V149H74ZM77 152H78V151H77ZM81 152H82V151H81ZM81 152H79V153H81ZM92 152H93V151H92ZM108 152H110V150H109ZM119 152H120V151H119ZM119 152H117V154H118ZM123 152H124V150H123ZM123 152H122V153H123ZM127 152L129 153L128 150H127ZM127 152H124V153L127 154ZM145 152H146V151H145ZM193 152H194V151H193ZM193 152H192V153H193ZM212 152H215V153H216V151H214V150H213ZM212 152H211V155H212ZM10 153H11V152H10ZM13 153H12V154H13ZM33 153H34V152H33ZM64 153H65V152H64ZM68 153L70 154V152H68ZM88 153H89V152H88ZM97 153H98V152H97ZM101 153H102V151H101ZM110 153H111V152H110ZM112 153H113V151H112ZM120 153H121V152H120ZM122 153H121V154H122ZM133 153H134V152H132V154H133ZM136 153H137V152H136ZM142 153H144V152H142ZM149 153H150V152H149ZM154 153H155V152H154ZM154 153L152 154V156L154 155ZM157 153H160V152L158 151ZM209 153H210V152H209ZM225 153H224V154H225ZM56 154H57V153H56ZM75 154L77 155L76 152H75ZM86 154H87V153H86ZM113 154H114V153H113ZM117 154L115 153V155H117ZM125 154H124V155H125ZM132 154H131V155H132ZM175 154H176V153H175ZM178 154H179V153H178ZM178 154H177V155H178ZM190 154H191V153H190ZM194 154H195V153H194ZM213 154H214V153H213ZM217 154H218V153H216V155H217ZM220 154H222V153H220ZM20 155H21V154H20ZM26 155H27V154H26ZM44 155H45V154H43V157H44ZM47 155H48V154H47ZM64 155H65V154H64ZM64 155H63V156H64ZM67 155H68V154H67ZM70 155H71V154H70ZM96 155H97V154H96ZM101 155H102V154H101ZM135 155H136V154H134L133 156H135ZM140 155H141V154H140ZM147 155H148V154H147ZM155 155H157V154H155ZM187 155H188V154H187ZM218 155H219V154H218ZM11 156H12V155H11ZM48 156H49V155H48ZM59 156H60V155H59ZM59 156H58V157H59ZM68 156H69V155H68ZM79 156H82V155L80 154ZM105 156H106V155H105ZM111 156H112V155H111ZM118 156H119V155H118ZM129 156H130V155H129ZM129 156H128V157H129ZM138 156H139V155H138ZM143 156H144V155H143ZM171 156H172V155H171ZM180 156L183 157V155H180ZM193 156H194V155H193ZM193 156H192V157H193ZM219 156H220V155H219ZM221 156H222V155H221ZM223 156H224V155H223ZM14 157H16V156H14ZM37 157H38V155H37ZM98 157H99V155H98ZM100 157H101V156H100ZM116 157H117V156H116ZM119 157H121V156H119ZM119 157H118V158H115V157L113 156V158H115V159H121V158H119ZM126 157H127V156H125V162L127 163L128 161H126V160H127ZM135 157H136V156H135ZM141 157H142V156H140V160H141ZM144 157H145V156H144ZM144 157H143V158H144ZM148 157H149V156H148ZM192 157H191V158H192ZM214 157H216V156L214 155ZM9 158H10V157H9ZM51 158H52V157H51ZM55 158H56V157H55ZM74 158H75V157H74ZM77 158H78V157H77ZM83 158H84V157H83ZM85 158H86V156H85ZM88 158H89V157H88ZM88 158H86V159H88ZM123 158H124V157H123ZM130 158H131V157H130ZM143 158H142V159H143ZM151 158H152V157H151ZM168 158H169V157H168ZM175 158H176V157H174V159H175ZM184 158H185V157H184ZM11 159H12V158H11ZM15 159H16V158H15ZM21 159H22V158H21ZM56 159H58V158H56ZM64 159H65V158H64ZM68 159H69V158H68ZM89 159H90V158H89ZM91 159H92V157H91ZM96 159H97V158H96ZM108 159H109V158H108ZM132 159H133V158H132ZM146 159H147V158H146ZM157 159H158V158H157ZM163 159H164V158H163ZM172 159H173V157H172ZM176 159H177V158H176ZM209 159H210V158H209ZM211 159H212V157H211ZM24 160H25V159H24ZM52 160H53V159H52ZM59 160H60V159H59ZM61 160H62V159H61ZM77 160H78V159H77ZM79 160H80V162H81V159H80V158H79ZM83 160H84V159H83ZM93 160H94V159H93ZM101 160H106V159H105V158H104V159L102 158ZM111 160H112V159H111ZM121 160H122V159H121ZM123 160H124V159H123ZM138 160H139V159H138ZM144 160H145V159H144ZM187 160H188V159H187ZM187 160L184 159V161H183L184 164H185V161H187ZM192 160H191V161H192ZM65 161H67V160H65ZM69 161H70V160H69ZM74 161H75V160H74ZM116 161H119V160H116ZM116 161H115V162H116ZM129 161H130V159H129ZM132 161H134V160H132ZM132 161H131V162H132ZM136 161H137V160H136ZM136 161H135V162H136ZM141 161H143V160H141ZM162 161H163V160H162ZM162 161H161V163H162ZM164 161H166V160H164ZM164 161H163V162H164ZM172 161H173V160H172ZM172 161H169V162H172ZM174 161H175V160H174ZM174 161H173V162H174ZM177 161H179V160H177ZM180 161H181V160H180ZM180 161H179V162H180ZM204 161H205V162H204ZM5 162H6V160H5ZM19 162H20V161H19ZM53 162H55V160H54ZM59 162H60V161H59ZM83 162H84V161H83ZM86 162H87V161H86ZM86 162H85V163H86ZM98 162H100V161L98 160ZM101 162H102V161H101ZM104 162H106V161H104ZM120 162H121V161H120ZM122 162H123V161H122ZM122 162H121V163H122ZM135 162H134V163H135ZM144 162H145V161H143V162H141V163L144 164ZM149 162H150V161H149ZM155 162H156V161H155ZM11 163H12V162H11ZM55 163H56V162H55ZM61 163H62V162H61ZM63 163H64V162H63ZM68 163H69V162H68ZM70 163H71V162H70ZM88 163H89V162H88ZM88 163H87V165H88ZM94 163H95V161H94ZM102 163H103V162H102ZM106 163H107V162H106ZM128 163H130V162H128ZM128 163H127V164H128ZM132 163H133V162H132ZM132 163H131V164H132ZM134 163H133V164H134ZM146 163H147V162H146ZM153 163H154V162H153ZM164 163H165V162H164ZM166 163H167V162H166ZM177 163H178V162H177ZM9 164H10V163H9ZM9 164H8V165H9ZM13 164H14V163H13ZM52 164H53V163H52ZM58 164H59V163H58ZM72 164H73V163H72ZM80 164L84 165L82 162H81ZM138 164H139V163H138ZM138 164H137V165H138ZM154 164H155V163H154ZM158 164H159V162H157V165H158ZM162 164H163V163H162ZM168 164H170V163H168ZM172 164H173V163H172ZM174 164H175V163H174ZM174 164H173V165H174ZM46 165H47V164H46ZM55 165H56V164H55ZM60 165H62V164H60ZM70 165H71V164H70ZM78 165H79V164H78ZM82 165H81V166H82ZM101 165H102V164H101ZM107 165H108V164H107ZM109 165H110V164H109ZM128 165H129V164H128ZM140 165H141V164H140ZM164 165H165V164H164ZM170 165H171V164H170ZM173 165H171L172 168L174 167ZM178 165H179V164H178ZM180 165H181V164H180ZM10 166H11V165H10ZM95 166H96V165H94V167H95ZM102 166H104V165H102ZM134 166H136V165L134 164ZM145 166H146V165H145ZM161 166H162V165H161ZM166 166H167V164H166ZM184 166H185V165H184ZM241 166H243L244 168L242 169ZM14 167H15V166H14ZM46 167H47V166H46ZM62 167H63V166H62ZM76 167H77V166H76ZM87 167H88V166H87ZM96 167H97V166H96ZM98 167H99V165H98ZM123 167H124V166H123ZM131 167H132V166H131ZM139 167H140V166H139ZM154 167H155V165H154ZM156 167H157V166H156ZM167 167H168V166H167ZM171 167H170V168H171ZM42 168H43V166H42ZM54 168H55V167H54ZM56 168H57V167H56ZM80 168H81V167H80ZM99 168H100V167H99ZM99 168H98V169H99ZM104 168H109V167H104ZM110 168H111V166H110ZM114 168L116 169V167H114ZM144 168H147V167H144ZM160 168H161V167H160ZM261 168H260V169H261ZM2 169H3V168H2ZM33 169H36V168H33ZM50 169H51V168H50ZM65 169H68V168H65ZM72 169H73V167H72ZM83 169H84V168H83ZM85 169H87V168H85ZM91 169L94 170L93 168H91ZM95 169H96V168H95ZM101 169H102V168H101ZM112 169H113V168H112ZM118 169H119V168H118ZM118 169H117V170H118ZM120 169H121V168H120ZM122 169H123V168H122ZM158 169H159V168H158ZM175 169H176V168H175ZM27 170H28V169H27ZM42 170H43V169H42ZM48 170H49V168H48ZM48 170H47V171H48ZM59 170H60V169H59ZM62 170H63V168H62ZM75 170H76V168H75ZM80 170H81V169H80ZM104 170H105V169H104ZM109 170H110V169H109ZM123 170H125V169H123ZM123 170H122V172H123ZM167 170H168V169H167ZM33 171H34V170H33ZM47 171L44 170L45 173H46ZM69 171H71V170H69ZM73 171H74V170H73ZM77 171H79L78 168H77ZM85 171H87V170H85ZM90 171H91V170H90ZM96 171H97V170H96ZM114 171H115V170H114ZM114 171H113V172H114ZM127 171H129V168H128ZM127 171L125 170L124 172L126 173ZM143 171H144V170H143ZM151 171H152V170H151ZM155 171H156V170H155ZM259 171H260V170H259ZM4 172H5V171H4ZM57 172H59V171H57ZM57 172H56V173H57ZM88 172H89V171H88ZM106 172H108L107 169H106ZM106 172H104V173L106 174ZM111 172H112V171H111ZM111 172H110V173H111ZM113 172H112V174H113ZM117 172H118V171H117ZM122 172H121V173H122ZM135 172H136V171H135ZM144 172H145V171H144ZM148 172H149V169H148ZM156 172H157V171H156ZM161 172H162V170H161ZM244 172H245V171H244ZM32 173H37V172H32ZM39 173H40V172H39ZM52 173H53V172H52ZM60 173H61V172H59L58 174H60ZM71 173H72V172H71ZM78 173H79V172H78ZM89 173H90V172H89ZM91 173H92V172H91ZM95 173H96V172H95ZM98 173L101 174L100 172H98ZM115 173H116V171H115ZM140 173H141V172H140ZM146 173H147V172H146ZM152 173H153V172H152ZM245 173H246V172H245ZM17 174H18V173H17ZM37 174H38V173H37ZM37 174H36V175H37ZM43 174H44V173H43ZM47 174H51V173H47ZM75 174H76V172H75ZM80 174H81V173H80ZM80 174H79V175H80ZM84 174H85V173H84ZM93 174H94V173H93ZM102 174H103V173H102ZM112 174H111V176H112ZM117 174H118V173H116L115 175H117ZM132 174H135V173L132 172ZM168 174H169V172L167 173V175H168ZM248 174H249V173H248ZM3 175H4V174H3ZM21 175H22V174H21ZM32 175H33V174H32ZM40 175H41V174H40ZM54 175H55V174H54ZM61 175H62V174H61ZM64 175H65V174H64ZM81 175H83V174H81ZM103 175H104V174H103ZM115 175H114V177H115ZM125 175H126V174H125ZM125 175H124V176H125ZM129 175H130V173H129ZM138 175H139V174H138ZM138 175H137V176H138ZM143 175H144V174H143ZM244 175H245V174H244ZM246 175H247V174H246ZM1 176H2V175H1ZM25 176H26V175H25ZM28 176H29V175H28ZM45 176H46V175H45ZM45 176H44V177H45ZM58 176H59V175H58ZM70 176H71V175H70ZM97 176H98V175H97ZM117 176H118V175H117ZM126 176H127V175H126ZM133 176H134V175H133ZM149 176H151V175L149 174ZM153 176H154V175H153ZM153 176H152V177H153ZM158 176H160V175H158ZM161 176H162V175H161ZM262 176L264 177V175H262ZM2 177H3V176H2ZM29 177H31V175H30ZM39 177H40V176H39ZM39 177H37V178H39ZM44 177H43V178H44ZM59 177H60V176H59ZM66 177H67V176H66ZM83 177H84V176H83ZM87 177H88V176H87ZM91 177H93V176H91ZM101 177H102V176L100 175V178H101ZM109 177H110V176H109ZM112 177H113V176H112ZM112 177H111V178H112ZM120 177H121V175H120ZM120 177H119V178H120ZM140 177H142V176H140ZM146 177H147V176H146ZM163 177H164V176H163ZM3 178H4V177H3ZM61 178H62V177H61ZM69 178H70V177H69ZM71 178H72V177H71ZM75 178H76V177H75ZM103 178H104V177H103ZM103 178H102V179H103ZM105 178H107V180H108V176L105 177ZM105 178H104V179H105ZM121 178H122V177H121ZM133 178H134V177H133ZM142 178H143V177H142ZM154 178H156V177H154ZM158 178H159V177H158ZM1 179H2V178H1ZM50 179H51V178H50ZM55 179H56V178H55ZM66 179H67V178H66ZM81 179H82V178L79 179V183L82 182V181L80 182ZM84 179H85V178H84ZM98 179H99V178H98ZM114 179H115V178H114ZM116 179H117V178H116ZM146 179H148V177H147ZM167 179H168V178H167ZM169 179H170V177H169ZM171 179H170V180H171ZM246 179H247V178H246ZM47 180H48V179H47ZM56 180H57V179H56ZM63 180H65V179H63ZM90 180H91V179H90ZM96 180H97V178H96ZM99 180H100V179H99ZM109 180H111V179H109ZM129 180H130V178H129L127 181H129ZM141 180H142V179H141ZM152 180H153V178H152ZM158 180H159V179H158ZM30 181H31V180H30ZM51 181H52V180H51ZM53 181H54V180H53ZM61 181H62V180H61ZM61 181H60V182H61ZM75 181H76V180H75ZM91 181H92V183H93V180H91ZM111 181H112V180H111ZM120 181H121V180H120ZM127 181H126V182H127ZM148 181H149V180H148ZM248 181H249L251 184H258V183L260 184V182H261V177H260V175H259L257 172H254L253 175L249 178ZM13 182H14V181H13ZM18 182H19V181H18ZM18 182H17V183H18ZM41 182H42V181H41ZM63 182H64V181H63ZM65 182H66V180H65ZM77 182H78V181H77ZM84 182H85V180L83 181V183H84ZM94 182H95V181H94ZM108 182H109V181H108ZM118 182H119V181H118ZM118 182H117V183H118ZM121 182H122V181H121ZM129 182H130V181H129ZM139 182H140V181H139ZM142 182H143V180H142ZM150 182H151V181H150ZM157 182H158V181H157ZM159 182H160V180H159ZM21 183H22V182H21ZM54 183H55V181L53 182V184H54ZM58 183H59V182H58ZM83 183H82V184H83ZM87 183H88V182H87ZM95 183H96V182H95ZM95 183H93V184H95ZM98 183H99V182H98ZM98 183H97V184H98ZM117 183L115 182L114 184H117ZM130 183H132V182H130ZM143 183H144V182H143ZM146 183H147V181H146ZM160 183H161V182H160ZM19 184H20V183H19ZM42 184H43V183H42ZM51 184H52V183H51ZM67 184H68V183H67ZM69 184H70V183H69ZM84 184H85V183H84ZM97 184H96V185H97ZM102 184H103V183H102ZM104 184H106V182H104ZM123 184H124V181H123ZM139 184H140V183H139ZM27 185H28V184H27ZM38 185H39V184H38ZM59 185H60V184H59ZM65 185H66V184H65ZM75 185H76V184H75ZM75 185H73V186L76 187ZM124 185H125V184H124ZM126 185H128V183H127ZM131 185H132V184H131ZM148 185H150V184H148ZM157 185H158V183H157ZM263 185H264V184H263ZM13 186H14V185H13ZM36 186H37V185H36ZM43 186H44V185H43ZM46 186H47V185H46ZM50 186H51V185H50ZM66 186H67V185H66ZM70 186H71V185H70ZM70 186H69V187H70ZM93 186H94V185H93ZM113 186H114V185H113ZM113 186H112V188H113ZM119 186H121V184H120ZM122 186H123V185H122ZM129 186H130V185H129ZM134 186H135V185H134ZM152 186H153V185H152ZM239 186H240V185H239ZM242 186H243V185H242ZM10 187H11V186H10ZM16 187H17V186H16ZM55 187H57V186H55ZM79 187H80V186H79ZM82 187H83V186H82ZM87 187H88V185H87ZM87 187H86V188H87ZM96 187H97V186H96ZM103 187H104V186H103ZM108 187H109V186H108ZM126 187H127V186H126ZM154 187H155V186H154ZM157 187H158V186H157ZM248 187H249V186H248ZM250 187H251V186H250ZM255 187H256V186H255ZM257 187H258V185H257ZM12 188H13V187H12ZM12 188H11V189H12ZM29 188H30V187H29ZM31 188H32V187H31ZM38 188H39V186H38ZM52 188H53V187H52ZM57 188H58V187H57ZM89 188H90V187H88V188L86 189L87 192H89ZM112 188H111V189H112ZM150 188H151V187H150ZM239 188H240V187H239ZM239 188H238V189H239ZM241 188H242V187H241ZM18 189H19V187H18ZM41 189H42V188H41ZM46 189H47V188H46ZM54 189H55V188H54ZM65 189H66V187H65ZM71 189H72V188H71ZM79 189H80V188H79ZM79 189H78V190H79ZM90 189H91V188H90ZM92 189H93V188H92ZM92 189H91V190H92ZM94 189H95V188H94ZM96 189H97V188H96ZM96 189H95V190H96ZM104 189H105V188H104ZM108 189H110V187H109ZM111 189H110V191H111ZM115 189H116V186H115ZM120 189H121V187H120ZM127 189H129V188H127ZM127 189H126V191H128ZM141 189H142V187H141ZM144 189H145V188H144ZM156 189H158V188H156ZM13 190H15V189H13ZM19 190H20V189H19ZM21 190H22V189H21ZM43 190H45V189H43ZM56 190H57V189H56ZM67 190H68V189H67ZM69 190H70V189H69ZM74 190H75V189H74ZM81 190H82V189H81ZM83 190H84V189H83ZM142 190H143V189H142ZM142 190H141V191H142ZM145 190H146V189H145ZM148 190H150V189H148ZM154 190H155V189H154ZM244 190H246V189H244ZM263 190H264V189H263ZM3 191H4V190H3ZM5 191H6V189H5ZM8 191H10V190H8ZM16 191H18V190H16ZM28 191H29V193H30V190H28ZM34 191H35V190H34ZM37 191H38V190H37ZM40 191H41V190H40ZM40 191H39V192H40ZM51 191H52V189H51ZM51 191H50V192H51ZM62 191H63V190H62ZM64 191H65V190H64ZM75 191H77V190H75ZM84 191H85V190H84ZM129 191H130V190H129ZM146 191H147V190H146ZM151 191H152V188H151ZM238 191H239V190H238ZM242 191H243V189H242ZM254 191H255V189H254ZM0 192H1V191H0ZM12 192H13V191H12ZM46 192H47V191H46ZM59 192H60V191H59ZM68 192H69V191H68ZM72 192H73V191H72ZM78 192H80V191H78ZM92 192H93V191H92ZM102 192H103V191H102ZM115 192H116V191H115ZM131 192H132V191H131ZM144 192H145V191H144ZM148 192H149V191H148ZM153 192H154V191H153ZM157 192H158V191H157ZM246 192H247V191H246ZM246 192H245V193H246ZM258 192H259V191H258ZM263 192H264V191H263ZM6 193H8V195H10L9 192L6 191ZM37 193H38V192H37ZM61 193H62V192H61ZM73 193H74V192H73ZM76 193H77V192H76ZM83 193H84V192H83ZM83 193L80 192V194H83ZM97 193H98V192H97ZM97 193H96V195H97ZM100 193H101V192H100ZM116 193H117V192H116ZM133 193H134V192H133ZM154 193H155V192H154ZM2 194H5V192L2 193ZM31 194H32V193H31ZM31 194H30V195H31ZM33 194H34V193H33ZM33 194H32V195H33ZM52 194H53V193H51V195H52ZM56 194H57V193H56ZM56 194H55V195H56ZM66 194H67V193H66ZM107 194H108V193H107ZM107 194H106V195H107ZM114 194H115V193H114ZM114 194H113V195H114ZM125 194H126V192H125ZM128 194H129V193H128ZM157 194H158V193H157ZM238 194H239V192H238ZM240 194H241V193H240ZM248 194H249V191H248ZM251 194H252V193H251ZM261 194H262V193H261ZM20 195H22V194H20ZM24 195H26V194H24ZM28 195H29V194H28ZM36 195H37V194H36ZM36 195H35V196H36ZM62 195H63V194H62ZM96 195H95V198H96V197H99L98 195H97V196H96ZM102 195H103V193H102ZM115 195H116V194H115ZM120 195H121V194H120ZM135 195H136V193H135ZM135 195H134V196H135ZM150 195H151V193H150ZM155 195H156V194H155ZM158 195H159V194H158ZM241 195H242V194H241ZM262 195H263V194H262ZM0 196H1V195H0ZM17 196H18V195H17ZM39 196L41 197L40 194H39ZM64 196H65V195H64ZM69 196H70V195H69ZM74 196H75V195H74ZM76 196H78V195H76ZM87 196H88V194H87ZM89 196H90V195H89ZM92 196H93V195H92ZM100 196H101V195H100ZM107 196H108V195H107ZM111 196H112V195H111ZM138 196H139V195H138ZM156 196H157V195H156ZM236 196H237V195H236ZM257 196H258V194H257ZM263 196H264V195H263ZM9 197H11V196H9ZM24 197H25V196H24ZM45 197H46V196H45ZM47 197H48V196H47ZM51 197H52V196H51ZM61 197H62V196H61ZM85 197H86V196H85ZM109 197H110V196H109ZM116 197H117V196H116ZM119 197H123V195H122V196H119ZM119 197H118V198H119ZM128 197H129V196H128ZM130 197H131V196H130ZM150 197H151V196H150ZM234 197H235V195H234ZM244 197H245V196H244ZM244 197H243V198H244ZM7 198H8V197H7ZM11 198H13V197H11ZM57 198H58V197H57ZM59 198H60V197H59ZM62 198H63V197H62ZM64 198H65V197H64ZM71 198H72V197H71ZM74 198H75V197H74ZM80 198H81V196H80ZM90 198H91V197H90ZM100 198H101V197H100ZM103 198H104V201H105V197H104V195H103V197H102L101 199H103ZM107 198H108V197H107ZM110 198H111V197H110ZM124 198H125V196H124ZM124 198H123V199H124ZM136 198H137V197H136ZM136 198H135V199H136ZM139 198H140V197H139ZM148 198H149V197H148ZM157 198H158V197H157ZM240 198H241V197H239V199H240ZM2 199L4 200V198H2ZM5 199H6V198H5ZM9 199H10V198H9ZM38 199H39V198H38ZM43 199H44V198H43ZM43 199H42V200H43ZM78 199H79V198H78ZM153 199H154V198H153ZM244 199H245V198H244ZM42 200H40V202H41ZM46 200H48V199H46ZM53 200H54V199H53ZM63 200H64V199H63ZM70 200H71V199H70ZM107 200H108V199H107ZM113 200H114V202H115V200H117V199L114 198ZM121 200H122V199H121ZM137 200H138V199H137ZM137 200H136V201H137ZM140 200H141V198H140ZM163 200H162V201H163ZM241 200H243V199H241ZM0 201H1V199H0ZM54 201H55V200H54ZM75 201H76V199H75ZM97 201H98V200H97ZM134 201H135V200H134ZM134 201H133L132 203H134ZM138 201H139V200H138ZM144 201H145V200H144ZM148 201H149V200H148ZM244 201H245V200H244ZM42 202H43V201H42ZM42 202H41V203H42ZM65 202H67V201H65ZM65 202H63V203H65ZM72 202H74V201L72 200ZM76 202H77V201H76ZM80 202H81V201H80ZM84 202H85V201H83V205L86 203V202H85V203H84ZM236 202H238V201H236ZM239 202H241V201H239ZM245 202H246V201H245ZM256 202H257V201H256ZM36 203H37V202H36ZM61 203H62V202H61ZM87 203H88V201H87ZM96 203L98 204V202H96ZM96 203H95V204H96ZM99 203H100V202H99ZM101 203L103 204L102 201H101ZM108 203H109V201H108ZM110 203H112V202H111V199H110ZM127 203H128V201H127ZM137 203H138V202H137ZM140 203H141V201H140ZM241 203H243V202H241ZM250 203H251V202H250ZM253 203H254V202H253ZM38 204H39V203H38ZM49 204H50V203H49ZM79 204H80V203H79ZM112 204H113V203H112ZM114 204L116 205V203H114ZM117 204H118V203H117ZM120 204H121V203H120ZM141 204H142V203H141ZM144 204H145V203H144ZM235 204H236V203H235ZM251 204H252V203H251ZM55 205H56V204H55ZM59 205H60V204H59ZM59 205H58V207H59ZM68 205H69V204H68ZM70 205H72V204H70ZM107 205H108V204H106V206H107ZM110 205H111V204H110ZM131 205H132V204H131ZM133 205H134V204H133ZM136 205H137V204H136ZM157 205H158V204H157ZM243 205H244V204H243ZM254 205H255V204H254ZM1 206H2V205H1ZM45 206H48V205L46 204ZM52 206H53V205L51 204V207H52ZM56 206H57V205H56ZM65 206H66V203L64 204V207H65ZM77 206H78V205H77ZM99 206H100V205H99ZM99 206H98V207H99ZM101 206H102V205H101ZM101 206H100V207H101ZM103 206H105V204H103ZM117 206H118V205H117ZM246 206H248V205L246 204ZM252 206H253V205H252ZM42 207H44V206H42ZM48 207H49V206H48ZM60 207H61V206H60ZM60 207H59V208H60ZM66 207H67V206H66ZM66 207H65V208H66ZM69 207H70V206H69ZM74 207H75V206H74ZM74 207H73V208H74ZM81 207H82V206H81ZM84 207H85V206H84ZM236 207H237V204H236L235 208H236ZM1 208H2V207H1ZM36 208H37V207H36ZM52 208H53V207H52ZM55 208H56V207H55ZM71 208H72V206H71ZM79 208H80V207H79ZM104 208H105V207H104ZM107 208H108V207H107ZM128 208H129V206H128ZM130 208H131V207H130ZM134 208H135V207H134ZM251 208H252V207H251ZM263 208H264V207H263ZM10 209H11V208H10ZM60 209H61V208H60ZM95 209H96V208H95ZM99 209H100V208H99ZM115 209H116V208H115ZM115 209H114V210H115ZM137 209H139V208H137ZM259 209H260V208H259ZM37 210H38V209H37ZM54 210H55V209H54ZM57 210H58V209H57ZM57 210L55 211L54 214H56ZM62 210H64V209H62ZM62 210H60V211H62ZM68 210H69V209H68ZM71 210H72V209H71ZM71 210H70V211H71ZM77 210H78V209H77ZM87 210H88V209H87ZM87 210H86V211H87ZM103 210H104V209H103ZM111 210H112V209H111ZM132 210H133V209H132ZM238 210H239V209H238ZM253 210H254V209H253ZM260 210L263 211L262 209H260ZM27 211H28V210H27ZM45 211H46V209H45ZM49 211H50V210H49ZM70 211H69V212H70ZM86 211H84V213H85ZM92 211H93V210H92ZM104 211H105V210H104ZM106 211H107V209H106ZM235 211H236V210H235ZM241 211H242V210H241ZM243 211H245V210H243ZM249 211H250V210H249ZM257 211H258V210H257ZM3 212H4V211H3ZM43 212H44V211H43ZM47 212H48V210H47ZM47 212H46V213H47ZM81 212H82V211H81ZM102 212H103V211H102ZM112 212H113V211H112ZM122 212H123V211H122ZM135 212H137V211H135ZM135 212H134V213H135ZM253 212H255V211H253ZM253 212H252V213H253ZM258 212H260V211H258ZM263 212H264V211H263ZM52 213H53V212H52ZM84 213H83V214H84ZM86 213H87V212H86ZM95 213H96V212H95ZM95 213H94V214H95ZM104 213H105V212H104ZM109 213H110V212H109ZM127 213H128V211H127ZM132 213H133V212H132ZM241 213H242V212H241ZM244 213H245V212H244ZM246 213H248V212H246ZM13 214H14V213H13ZM15 214H16V213H15ZM26 214H27V213H26ZM47 214L49 215V213H47ZM60 214H61V212H60ZM70 214H71V213H70ZM78 214H80V213H78ZM98 214H99V213H98ZM137 214H138V213H137ZM234 214H235V213H234ZM242 214H243V213H242ZM249 214H250V213H249ZM249 214H248V215H249ZM258 214H259V213H258ZM18 215H19V214H18ZM52 215H53V214H52ZM57 215H59V212H57ZM63 215H64V213H63ZM72 215H74L73 212H72ZM84 215H85V214H84ZM106 215H108V213H107ZM106 215H105V216H106ZM109 215H111V214H109ZM118 215H119V213H118ZM118 215H117V216H118ZM250 215H251V214H250ZM254 215H255V213H254ZM38 216H40V215H38ZM67 216H68V215H67ZM69 216H71V215H69ZM85 216H86V215H85ZM85 216H84V217H85ZM90 216H91V215H90ZM121 216H122V215H121ZM124 216H125V214H124ZM129 216H130V215H129ZM222 216H223V215H222ZM226 216H227V215H226ZM251 216H252V215H251ZM255 216H256V215H255ZM3 217H4V216H3ZM26 217H27V216H26ZM47 217H48V216H47ZM50 217H51V216H50ZM73 217H74V216H73ZM81 217H82V216H81ZM84 217H83V219H84ZM92 217H93V216H92ZM96 217H97V216H96ZM102 217H104V216H102ZM126 217H127V216H126ZM135 217H136V216H135ZM245 217L247 218V216H244V218H245ZM258 217H259V215H258ZM8 218H9V217H8ZM15 218H16V217H15ZM24 218H25V216H24ZM45 218H46V217H45ZM58 218H59V217H58ZM58 218H57V219H58ZM67 218H68V217H67ZM77 218H78V217H77ZM79 218H80V217H79ZM100 218H101V217H100ZM100 218H99V219H100ZM111 218H112V217H111ZM132 218H133V217H132ZM215 218H216V217H215ZM221 218H222V217H221ZM237 218H239V217H237ZM20 219H21V218H20ZM57 219H56V220H57ZM60 219H63V217L60 218ZM64 219H65V218H64ZM64 219H63V221H64ZM80 219H81V218H80ZM83 219H81V220H83ZM87 219H88V218H87ZM103 219H104V218H103ZM106 219H107V218H106ZM106 219H105V220H106ZM118 219H120V218H118ZM133 219H134V218H133ZM217 219H218V218H217ZM241 219H242V217H241ZM241 219H240V220H241ZM251 219H253V218H251ZM53 220H54V218H53ZM58 220H59V219H58ZM71 220H72V219H70V221H71ZM75 220L77 221V219H75ZM113 220H114V219H113ZM122 220H123V219H122ZM238 220H239V219H238ZM238 220H236L235 222H237ZM242 220H243V219H242ZM254 220H255V219H254ZM32 221H34V220H32ZM66 221H67V220H66ZM72 221H73V220H72ZM91 221H92V220H91ZM94 221H95V220H94ZM94 221H93V222H94ZM100 221H101V220H99V222H100ZM108 221H109V220H108ZM108 221H107V222H108ZM116 221H117V220H115V222H116ZM119 221H121V220H119ZM119 221H118V222H119ZM125 221H126V220H125ZM252 221H253V220H252ZM52 222H53V221H52ZM52 222H51V223H52ZM56 222H58V221H56ZM84 222H85V221H83V223H84ZM87 222H88V221H87ZM89 222H90V221H89ZM89 222H88V223H89ZM99 222H98V224H99ZM112 222H113V221H112ZM115 222H114V224L116 225ZM118 222H117V223H118ZM235 222H234V224H235ZM238 222H239V221H238ZM243 222H244V221H243ZM246 222H247V220H246ZM248 222H249V221H248ZM250 222H251V221H250ZM258 222H259V221H258ZM1 223H3V222H1ZM4 223H5V222H4ZM6 223L8 224L9 222H6ZM32 223H34V222H32ZM38 223H39V222H38ZM73 223H74V222H73ZM79 223H81V222H79ZM83 223H82V224H83ZM95 223H96V224H95ZM95 223H94V224L96 225V226H95V227H96V230H95V231H96V234H95V238H94V239H96L97 242H101L103 245L107 246L109 249L113 250L115 253H119V254L121 253L122 255H123V254H128L127 249H125V248L123 247V249H125V250H123V252H122L121 247H120V240L123 241V240L126 238V236L124 235L125 233L122 234L121 232H118V231L114 230L112 227H111V228H106L105 225H104L105 228L102 229L101 226H99V225L97 224V221H96ZM103 223H104V222H103ZM129 223H130V222H129ZM133 223H134V222H133ZM172 223H173V222H172ZM172 223H170V224H172ZM214 223H215V222H214ZM254 223H255V222H254ZM254 223H252V224H254ZM256 223H257V221H256ZM256 223H255V224H256ZM41 224L43 225V223H41ZM58 224H60V222H58ZM65 224H66V223H64V225H65ZM101 224H102V223H101ZM108 224H109V222H108ZM122 224H123V222H122ZM162 224H161V225H162ZM165 224H166V223H164V225H165ZM211 224H212V223H211ZM64 225H63V226H64ZM89 225H90V223H89ZM110 225H111V224H110ZM117 225H118V224H117ZM138 225H139V224H138ZM161 225H160V226H161ZM168 225H169V224H168ZM173 225H174V224H173ZM232 225H233V224H232ZM238 225H239V224H238ZM8 226H9V225H8ZM20 226H21V225H20ZM56 226H57V225H56ZM76 226H77V225H76ZM76 226H75V227H76ZM80 226H81V225H80ZM123 226H124V225H123ZM135 226H137V225H135ZM149 226H150V225H149ZM178 226H179V225H178ZM212 226H213V225H212ZM219 226H220V225H219ZM240 226H241V225H240ZM242 226H243V225H242ZM253 226H255V225H253ZM261 226H262V225H261ZM4 227H5V226H4ZM18 227H19V226H18ZM66 227L68 228L67 225H66ZM70 227L72 228V226H69V229H70ZM77 227H78V226H77ZM84 227H85V226H84ZM86 227H87V226H86ZM95 227H94V228H95ZM128 227H129V226H128ZM152 227H153V226H152ZM181 227H182V226H181ZM230 227H231V226H230ZM235 227H236V226H235ZM243 227H244V226H243ZM263 227H264V225H263ZM6 228H7V227H6ZM9 228H10V227H9ZM59 228H60V227H59ZM61 228H62V226H61ZM64 228H65V226H64ZM67 228H66V229H67ZM73 228H74V227H73ZM80 228H83V227H80ZM89 228H90V227H89ZM89 228H87V229H89ZM91 228H92V227H91ZM117 228H118V227H117ZM130 228H131V227H130ZM139 228H140V227H139ZM142 228H143V230L145 229L143 226H142ZM154 228H155V227H154ZM161 228H162V226H161ZM168 228H170V227H168ZM176 228H177V227H176ZM209 228L211 229V227H209ZM213 228H214V227H213ZM221 228H222V227H221ZM228 228H229V227H228ZM232 228H233V226H232ZM246 228H247V227H246ZM249 228H250V227H249ZM12 229H13V228H12ZM19 229H20V228H18V230H19ZM84 229H85V228H84ZM140 229H141V228H140ZM157 229H158V228H157ZM157 229H155V230H157ZM183 229H184V228H183ZM203 229H205V228H203ZM219 229H220V228H219ZM230 229H231V228H230ZM260 229H262V228H260ZM70 230H71V229H70ZM70 230H69V231H70ZM77 230H78V229H77ZM85 230H86V229H85ZM90 230H91V229H90ZM117 230H118V229H117ZM119 230H120V228H119ZM126 230H127V229H126ZM128 230H130V229H128ZM128 230H127V231H128ZM134 230H135V229H134ZM148 230H149V229H148ZM151 230H152V229H151ZM155 230H153V231H155ZM169 230H170V229H169ZM172 230H173V229H172ZM175 230H176V229H175ZM175 230H174V231H175ZM206 230H207V229H206ZM237 230H239V229L237 228ZM16 231H17V230H15L14 232H16ZM65 231H66V230H65ZM86 231H87V230H86ZM92 231H93V230H92ZM123 231H124V230H123ZM139 231H140V230H139ZM149 231H150V230H149ZM165 231H166V230H165ZM177 231H178V230H177ZM232 231H233V230H232ZM240 231H241V230H240ZM240 231H239V232H240ZM243 231H244V230H243ZM246 231H247V230H246ZM249 231H250V230H248V233H247V232H245V233H246V234H249ZM257 231H258V229H257ZM259 231H260V230H259ZM66 232H67V231H66ZM74 232H76V231H74ZM90 232H91V231H90ZM131 232H132V231H131ZM136 232H137V231H136ZM181 232H183V231H181ZM190 232H189V234H190ZM199 232H201V231H199ZM208 232H209V231H208ZM226 232H227V230H226ZM229 232H230V231H229ZM234 232H235V231H234ZM253 232H254V231H253ZM262 232H263V231H262ZM262 232H261V233H262ZM60 233H61V232H60ZM77 233H78V231H77ZM77 233H76V234H77ZM80 233H81V232H80ZM87 233H88V232H87ZM175 233H177V232H175ZM212 233H213V231H212ZM214 233H216V232H214ZM231 233H232V232H231ZM237 233H238V232H237ZM257 233H258V232H257ZM76 234H75V235H76ZM83 234H86V232L83 233ZM127 234H129V235H127ZM127 234H126L127 236H130L131 233L129 232V233H127ZM133 234H135V232H134ZM173 234H174V233H173ZM180 234H181V233H180ZM186 234H187V233H186ZM220 234H221V233H220ZM224 234H225V233H224ZM233 234H234V233H233ZM240 234H242V232H241ZM240 234H239V235H240ZM250 234H251V233H250ZM258 234H259V233H258ZM7 235H8V234H7ZM18 235H19V234H18ZM40 235H41V234H40ZM174 235H175V234H174ZM176 235H178V234H176ZM187 235H188V234H187ZM193 235H195V234H193ZM222 235H223V234H222ZM226 235H227V233H226ZM239 235H238V236H239ZM242 235H244L243 237L245 238V234H242ZM251 235H252V234H251ZM253 235H254V234H253ZM260 235H261V234H260ZM260 235H259V237H258L259 239H260V237H261ZM3 236H4V235H3ZM14 236H15V235H14ZM23 236H24V235H23ZM29 236H30V235H29ZM29 236H27V237H29ZM44 236H46V235H44ZM78 236H79V235H78ZM131 236H132V235H131ZM169 236H171V235H169ZM169 236H168V234H167L166 232H163L162 229H161V231H155L154 233H150V232L148 233V231H147V232H143V231H142V232H140V233L135 234V236H133V237H134V238L137 237V240H144V241H147V245H148V241H149V243H150V241L155 242L154 245L152 244V245H153L152 247H154V250H153V251H155V252H154L155 254H157V253H158V254H161V252L163 251V246H161V245L158 244V243H166V242L169 240V238H170ZM178 236L180 237V235H178ZM178 236H176V237L178 238ZM181 236H182V235H181ZM183 236H186V235L184 234ZM183 236H182V237H183ZM227 236H228V235H227ZM234 236H235V235H234ZM248 236H249V235H248ZM15 237H16V236H15ZM17 237H18V236H17ZM34 237H35V236H34ZM36 237H37V236H36ZM38 237H39V236H38ZM42 237H43V236H42ZM50 237H51V236H50ZM81 237H83V235H82ZM81 237H80V238H81ZM85 237H86V236H85ZM92 237H93V235H92ZM133 237H132V238H133ZM172 237H173V235H172ZM174 237H175V236H174ZM220 237H221V236H220ZM228 237H229V236H228ZM243 237H242V238H243ZM251 237H252V236H251ZM253 237H254V236H253ZM256 237H257V236H256ZM45 238H46V237H45ZM52 238H53V237H52ZM54 238H55V236H54ZM83 238H84V237H83ZM83 238H82V239H83ZM87 238H88V237H87ZM90 238H91V237H90ZM132 238L130 237V238H128V239H131V240H132ZM177 238H176V239H177ZM183 238H184V237H183ZM211 238H212V237H211ZM214 238H215V237H214ZM217 238H218V237H217ZM217 238H216V239H217ZM224 238H225V237H224ZM229 238L231 239V236H230ZM236 238H237V236H236ZM258 238H257V241L259 240ZM13 239H14V238H13ZM20 239H21V238H20ZM34 239H35V238H34ZM38 239H39V238H38ZM38 239H37V241H38ZM56 239H57V237H56ZM173 239H174V238H173ZM179 239H180V238H178V240H179ZM188 239H189V238H188ZM230 239H229V240H230ZM255 239H256V238H255ZM261 239H263V238H261ZM24 240H27V239H25V236H24ZM59 240H60V239H59ZM65 240H67V239H65ZM84 240H85V239H84ZM92 240H93V239H92ZM134 240H135V239H134ZM170 240H172V238H171ZM184 240H185V239H184ZM186 240H187V239H186ZM190 240H191V239H190ZM214 240H215V239H214ZM224 240H226V239H224ZM233 240H234V241H238L237 239H236V240H235V239H232V241H233ZM240 240H241V239H240ZM246 240H247V239H246ZM37 241H36V242H37ZM56 241H57V240H56ZM81 241H82V240H81ZM93 241H94V240H93ZM132 241H133V240H132ZM195 241H196V240H195ZM210 241H212V239H211ZM215 241H216V240H215ZM221 241H222V240H221ZM221 241H220V242H221ZM227 241H228V238H227ZM227 241H226V242H227ZM232 241H231V244H232ZM247 241H249V240H247ZM257 241H256V242H257ZM262 241H263V240H262ZM16 242H17V240H16ZM24 242H25V241H24ZM41 242H42V241H41ZM44 242H45V241H44ZM48 242H49V240H48ZM57 242H58V241H57ZM63 242H64V241H63ZM90 242H91V241H90ZM126 242H127V241H126ZM142 242H143V241H142ZM208 242H209V241H208ZM217 242H218V241H217ZM228 242H229V241H228ZM243 242H244V241H242V243H243ZM25 243H26V242H25ZM33 243H34V242H33ZM38 243H39V242H38ZM94 243H96V242H93L92 244H94ZM123 243H124V241H123ZM144 243H145V242H144ZM168 243H169V242H168ZM179 243H180V242H179ZM181 243H182V242H181ZM183 243H184V242H183ZM183 243H182V244H183ZM186 243H187V242H186ZM186 243H185V244H186ZM195 243H197V242H195ZM195 243H194V244H195ZM222 243H223V242H222ZM235 243H236L237 248H238V246H239L238 243H237V242H235ZM240 243H241V241H240ZM245 243H246V242H245ZM245 243H244V244H245ZM254 243H255V242H254ZM30 244H31V243H30ZM30 244H29V245H30ZM68 244H69V243H68ZM70 244H71V243H70ZM102 244H100V245H102ZM124 244H125V243H124ZM134 244H135V243H134ZM175 244H176V243H175ZM205 244H206V243H205ZM207 244H208V243H207ZM214 244H216V243H214ZM226 244H227V243H226ZM256 244H257V243H256ZM262 244H263V243H262ZM16 245H17V244H16ZM45 245H46V244H45ZM100 245H98V247H99ZM128 245H129V244H128ZM141 245H142V244H141ZM166 245L168 246V244H166ZM172 245H173V244H172ZM195 245H196V244H195ZM198 245H200V244H198ZM223 245H224V244H223ZM234 245H235V244H234ZM37 246L39 247V245H37ZM46 246H47V245H46ZM50 246H51V245H50ZM68 246H69V245H68ZM72 246H73V245H72ZM72 246H71V247H72ZM74 246H75V245H74ZM74 246H73V247H74ZM91 246H92V245H91ZM95 246H96V245H95ZM95 246H94V247H95ZM130 246H131V244H130ZM133 246H134V245H133ZM136 246H137V245H136ZM185 246H186V245H185ZM193 246H194V245H193ZM200 246H201V245H200ZM200 246H199V247H200ZM252 246H254V245H252ZM31 247H32V246H31ZM40 247H41V246H40ZM64 247H65V246H64ZM83 247H84V245H83ZM98 247H96V248H98ZM150 247H151V246H150ZM152 247H151V249H152ZM168 247H169V246H168ZM182 247H183V245H182ZM214 247H215V246H214ZM226 247H228V245H227ZM231 247H234V246H231ZM231 247H230V248H231ZM14 248H15V247H14ZM27 248H28V247H27ZM43 248H44V246H43ZM51 248L54 249V247H51ZM74 248H76V247H74ZM100 248H101V247H100ZM100 248H98V249H100ZM126 248H127V247H126ZM128 248H130V247H128ZM138 248H139V245H138ZM178 248H179V247H178ZM187 248H188V247H187ZM258 248H259V247H258ZM5 249H6V248H5ZM8 249H9V248H8ZM34 249H35V248H34ZM34 249H33V250H34ZM46 249H47V248H46ZM70 249H72V248H70ZM98 249H97V250H98ZM101 249H102V248H101ZM109 249L106 250V253H107V251H110ZM149 249H150V248H149ZM149 249H147V250H149ZM188 249H189V248H188ZM191 249H192V248H191ZM207 249H208V248H207ZM211 249H212V247H211ZM213 249H214V248H213ZM219 249H220V248H219ZM244 249H245V248H244ZM254 249H255V248H254ZM259 249H260V248H259ZM261 249H262V248H261ZM14 250H15V249H14ZM94 250H95V249H94ZM102 250H103V249H102ZM130 250H131V249H130ZM130 250H129V252H130ZM133 250H134V249H133ZM198 250H199V249H198ZM201 250H202V249H201ZM203 250L205 251L206 249H203ZM231 250H232V249H231ZM236 250H237V249H236ZM250 250H251V249H250ZM25 251H26V250H25ZM39 251H40V250H39ZM44 251H45V250H44ZM68 251H70V250L68 249ZM100 251H101V250H100ZM136 251H137V250H136ZM136 251H134V252H136ZM139 251H140V250H139ZM145 251H146V250H145ZM153 251H152V253H153ZM172 251H173V250H172ZM195 251H196V250H195ZM195 251H193V252H195ZM215 251H216V250H215ZM241 251H242V250H241ZM244 251L246 252V250H243V252H244ZM260 251H261V250H260ZM3 252H5V251H3ZM15 252H16V251H15ZM17 252H18V251H17ZM20 252H21V251H20ZM20 252H19V254H20ZM31 252H32V250H31ZM34 252H35V251H33V253H34ZM47 252H48V251H47ZM65 252H66V251H65ZM114 252H113V253H114ZM140 252H141V251H140ZM140 252H139V255H141ZM149 252H150V251H149ZM174 252H175V251H174ZM174 252H173V253H174ZM188 252H189V250H188ZM210 252H211V251H210ZM232 252H233V251H232ZM237 252H238V250H237ZM263 252H264V250H263ZM263 252H262V254H264ZM6 253H7V252H6ZM28 253H29V252H28ZM53 253H54V252H53ZM59 253H60V252H59ZM101 253H102V252H101ZM110 253H111V252H110ZM142 253H144V251H143ZM145 253H147V251H146ZM154 253H153V254H154ZM186 253H187V252H186ZM201 253H203V252H201ZM205 253H206V252H205ZM208 253H209V252H208ZM230 253H231V252H230ZM235 253H236V252H235ZM258 253H259V252H258ZM258 253H257V254H258ZM24 254H26V253H24ZM51 254H52V253H51ZM97 254H99V253H97ZM121 254H120V255H121ZM132 254H134V253H132ZM135 254L138 255L137 252H136ZM150 254H151V253H150ZM178 254H179V253H178ZM206 254H207V253H206ZM227 254H228V253H227ZM227 254H226V255H227ZM252 254H253V253H252ZM260 254H261V253H260ZM260 254H258V255H260ZM52 255H53V254H52ZM52 255H50V256H52ZM69 255H70V254H69ZM111 255L113 256V254H111ZM142 255L145 256V254H142ZM174 255H175V254H174ZM186 255H187V254H186ZM197 255H198V254H197ZM235 255H236V254H235ZM239 255H240V254H239ZM11 256H12V255H11ZM48 256H49V255H48ZM79 256H80V255H79ZM146 256H147V255H146ZM190 256H192V254H191ZM195 256H196V255H195ZM198 256H199V255H198ZM203 256H204V255H203ZM216 256H217V255H216ZM219 256H220V255H219ZM242 256H243V255H242ZM251 256H252V255H251ZM59 257H60V256H59ZM83 257H84V256H83ZM108 257H109V255H108ZM130 257H131V255H130ZM151 257H152V256H151ZM188 257H189V256H188ZM221 257H223V256H221ZM232 257H233V256H232ZM249 257H250V256H249ZM11 258H12V257H11ZM14 258H15V257H14ZM24 258H25V257H24ZM47 258H48V257H47ZM55 258L57 259V257H55ZM70 258H71V257H70ZM81 258H82V257H81ZM197 258H198V257H197ZM197 258H195V260H196ZM217 258H218V257H217ZM225 258H226V257H225ZM241 258H242V257H241ZM247 258H248V256H247ZM259 258H261V256H259ZM3 259H4V258H3ZM6 259H7V258H6ZM18 259H19V258H18ZM82 259H83V258H82ZM112 259H113V258H112ZM112 259H111V260H112ZM143 259H144V258H143ZM164 259H165V258H164ZM204 259H205V258H204ZM222 259H223V258H222ZM227 259H228V258H227ZM233 259H234V258H233ZM252 259H253V257H252ZM7 260H8V259H7ZM24 260H25V259H24ZM60 260H61V259H60ZM69 260H70V259H69ZM93 260H94V259H93ZM127 260H128V259H127ZM145 260H147V257H146ZM145 260H144V261H145ZM200 260H201V258H200ZM229 260H230V259H229ZM247 260H248V259H247ZM8 261H9V260H8ZM19 261H20V260H19ZM21 261H22V260H21ZM38 261H39V260H38ZM52 261H53V260H52ZM64 261H65V260H64ZM83 261H85V259H84ZM87 261H90V259L87 260ZM99 261L102 262L103 260H102V261L99 260ZM113 261H114V260H113ZM115 261H116V260H115ZM124 261H125V260H124ZM132 261H133V260H132ZM135 261H136V260H135ZM135 261H134V262H135ZM141 261H142V260H141ZM185 261H186V259H185ZM187 261H189V260H187ZM187 261H186V263H187ZM202 261H203V259H202ZM202 261H201V264H202ZM231 261H233V260L231 259ZM71 262L73 263V261H71ZM145 262H146V261H145ZM177 262H178V261H177ZM204 262H206V261H204ZM227 262H228V260H227ZM236 262H237V261H236ZM236 262H235L234 264H236ZM9 263H10V262H9ZM30 263H31V262H30ZM36 263H37V262H35V264H36ZM68 263H69V262H68ZM72 263H70V264H72ZM93 263H94V262H93ZM98 263H99V262H98ZM117 263H119V262H117ZM122 263H123V262H122ZM126 263H127V262H126ZM136 263H137V262H136ZM179 263H180V262H179ZM222 263H223V260H222ZM224 263H225V262H224ZM248 263H249V262H248ZM10 264H11V263H10ZM12 264H13V263H12ZM20 264H21V263H20ZM25 264H26V263H25ZM87 264H89V262H88ZM90 264H91V263H90ZM94 264H96V262H95ZM103 264H105V263H103ZM107 264H108V262H107ZM119 264H120V263H119ZM133 264H134V263H133ZM139 264H140V263H139ZM174 264H175V263H174ZM180 264H181V263H180ZM183 264H184V263H183ZM208 264H209V263H208ZM226 264H227V263H226ZM237 264H238V263H237ZM241 264H242V263H241Z\"/></svg>","mask_w":264,"mask_h":264}]
</instances>
